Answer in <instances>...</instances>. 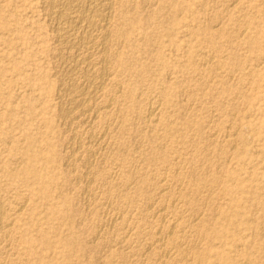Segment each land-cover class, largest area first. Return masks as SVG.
<instances>
[{
    "label": "rangeland",
    "instance_id": "1",
    "mask_svg": "<svg viewBox=\"0 0 264 264\" xmlns=\"http://www.w3.org/2000/svg\"><path fill=\"white\" fill-rule=\"evenodd\" d=\"M0 83H2L1 87H0V190H1V194H0V203H1V213H6L9 216V221L8 223L6 221H4L3 216H0V264H139V263H143V264H162L164 262V264H222V262L224 261L223 256L224 255L227 258V261H234V262H238V261H243L245 260V263L247 264H264V0H146L144 2V0H113L114 4H112L111 8H112V15L113 18L111 20V29L114 32L115 30H120L119 28H122L123 26L126 28H129V30H131L133 33L131 34V31L129 34L133 35L132 37L129 36V34H119L117 31L115 33H111L112 35H109L110 37V50H113L114 53H116V58H118L121 61L122 58V63L119 66L112 64V69H111V74L109 77H111V81L112 83L110 84V80H106L107 83L104 84L103 88V92H101L99 95H96V97H94V104L96 105V108L94 107L93 111H92V115L93 117L90 118L89 120L86 119V121L84 120V123L82 120H79V118H75L72 120V126L70 127L69 131H65V129H63V126L61 124V120L60 117L58 116V101H59V95H60V91L62 90L63 86H62V80L60 81V79H63L65 81V83L67 82V78H61V76L58 78H56V74H54L53 72V68H57V66H59L61 64V60L58 57V54L56 55V53H58L57 49L58 48V44L55 43L56 41L53 39V35H51L53 33L54 30V26L51 27V25H53L52 21L49 20V18L51 17V13L50 12V8L48 6V0H0ZM117 1V2H116ZM123 1V2H122ZM142 1V2H141ZM149 1H151L149 3ZM154 1V2H153ZM166 3H165V2ZM170 1L172 2V4L170 3ZM175 1V2H174ZM205 3H204V2ZM227 3H226V2ZM243 1V2H242ZM248 1V2H247ZM250 1V2H249ZM5 2V4L3 3ZM44 2V3H43ZM134 2V3H133ZM185 2V4H184ZM187 2V3H186ZM214 2V3H213ZM216 2V3H215ZM218 2V4H217ZM222 2V4H220ZM229 2V4H228ZM234 2V3H232ZM255 2V3H254ZM263 4H262V3ZM9 3V4H8ZM43 3V4H42ZM143 3L145 5H143ZM157 3V4H155ZM224 3V4H223ZM259 3V4H258ZM8 4V5H7ZM133 6H132V5ZM152 6H150V5ZM163 4V5H162ZM168 4V5H167ZM175 4V5H174ZM187 4V5H186ZM232 4V5H231ZM257 4V5H256ZM43 5V6H42ZM126 5V6H125ZM129 5V6H128ZM135 5V7H134ZM146 5H149L146 6ZM160 5V6H159ZM170 5V6H169ZM171 5L173 6V8H170ZM181 5V6H180ZM217 5V7H216ZM221 6V8L218 6ZM225 5V8H224ZM227 5V6H226ZM231 5V6H230ZM248 5V6H247ZM125 6V7H124ZM137 6V7H136ZM142 8H141V7ZM144 6V9H143ZM146 6V7H145ZM156 6V8H155ZM166 7V10L164 11H160L161 13H156V9L159 7ZM180 6V7H179ZM234 6V7H233ZM252 6V7H251ZM255 6V7H254ZM49 8V10L47 8ZM129 7L131 9H129ZM134 7V9H132ZM151 7V8H150ZM154 7V8H153ZM164 7V9H165ZM185 7V10H184ZM202 7V8H201ZM230 7V8H229ZM243 7V8H242ZM249 7V8H248ZM46 8V9H45ZM116 8V9H115ZM126 8V9H125ZM136 8V9H135ZM146 8V9H145ZM148 8V10H147ZM171 10H170V9ZM182 10V13L181 10ZM199 8V9H198ZM211 8V9H210ZM228 9L227 12H229L228 15L227 13L224 12V9ZM152 11H150V10ZM169 9V10H168ZM217 9V10H216ZM220 9L223 10L220 12ZM232 9V10H231ZM238 9V10H237ZM247 10L246 12L244 10ZM253 9V10H252ZM257 9V10H256ZM4 10V11H3ZM114 10V12H113ZM127 10V12H126ZM142 10V11H141ZM143 10H145L143 12ZM158 10V9H157ZM173 10V12H172ZM175 10V11H174ZM184 10V11H183ZM230 10L232 11V13L230 12ZM242 10V15L239 11ZM46 11H48V13H46ZM121 11V12H120ZM166 11V12H165ZM189 11V13H188ZM212 11V12H211ZM235 11L237 13H235ZM250 11V12H249ZM259 11V12H258ZM2 12V13H1ZM135 12V13H134ZM150 12V14H149ZM164 12V13H163ZM172 14H170V13ZM205 12V13H204ZM222 12L224 14H222ZM253 12V13H252ZM46 13V14H45ZM123 13V15L121 14ZM130 13V14H129ZM133 13V14H132ZM144 13V14H143ZM146 13V14H145ZM148 13V14H147ZM162 13L164 15H162ZM202 13V14H201ZM218 13V15H217ZM224 15V16H222ZM231 13V14H230ZM240 13V14H239ZM246 13V14H245ZM21 14V15H20ZM47 14H49V16H47ZM140 14V15H139ZM155 14V15H154ZM173 19V21L171 20V18ZM174 14V15H173ZM176 14V15H175ZM183 14V15H182ZM215 14L212 18V15ZM230 17H228L227 15ZM119 15V16H118ZM122 15V16H121ZM135 15V16H134ZM137 15V16H136ZM148 15V18H147ZM154 21H152L150 19ZM159 15V16H158ZM173 15V16H172ZM181 15V17H180ZM192 15V16H191ZM211 15V16H210ZM221 15V16H220ZM235 15V16H234ZM239 15V17H238ZM244 15V16H243ZM125 16V17H124ZM130 16V17H129ZM164 16V17H163ZM191 16V17H190ZM199 16V17H198ZM211 18H210V17ZM220 18H218V17ZM246 16V18H245ZM49 17V18H48ZM122 17V18H120ZM129 17V18H127ZM145 17V19H144ZM155 17L158 18H162V19H156ZM166 17V18H165ZM185 17V18H184ZM225 17V18H224ZM243 17V18H242ZM3 18V19H1ZM126 20H125V19ZM138 18L141 20H138ZM147 18V19H146ZM179 18V19H178ZM201 18V19H200ZM210 18V19H208ZM218 20H217V19ZM233 18V19H232ZM237 18V19H236ZM259 18L261 20H259ZM6 19V20H5ZM136 19V21H135ZM168 19V20H166ZM204 19V20H203ZM220 19V20H219ZM232 19V20H231ZM236 19V20H235ZM248 19V20H247ZM51 25H50V23ZM119 20V21H118ZM151 20V21H150ZM158 20V21H157ZM176 20V21H175ZM198 20V22H197ZM214 20H216L217 22H215ZM223 20V21H222ZM237 20H241L237 21ZM121 21V22H120ZM123 21V22H122ZM125 21V22H124ZM150 21V22H149ZM166 21V22H165ZM184 21V22H182ZM201 21V22H200ZM234 21V22H233ZM248 21L247 24H245V22ZM3 22V23H2ZM132 22V23H131ZM137 22V23H136ZM149 22V24H148ZM154 24H153V23ZM157 22V23H156ZM168 22V23H167ZM180 22V23H179ZM197 22V23H196ZM205 24V26L208 28L207 32H209L210 34V41L209 42H205L203 41V38L201 37V34L199 35L197 29L199 27V23ZM212 22V23H211ZM215 22V23H213ZM222 22V23H221ZM227 22V23H226ZM238 22V23H237ZM252 22V23H251ZM113 23V24H112ZM119 23V24H118ZM123 23V25L121 24ZM130 23V24H129ZM167 23V24H166ZM176 23V25H175ZM196 23V24H194ZM237 23V24H236ZM48 24V25H46ZM110 23L108 22V25ZM145 24V26H144ZM172 24V25H171ZM210 24V25H209ZM234 24L237 26L238 24H243V25H238L237 27L234 26ZM253 24V25H252ZM10 25V26H9ZM117 25V26H116ZM120 25V26H119ZM129 25V26H128ZM179 25V26H178ZM192 26V28L190 26ZM197 25V27H195ZM212 25V26H211ZM233 25V26H232ZM256 25V26H255ZM261 25V26H260ZM49 26V27H48ZM177 26V27H176ZM184 26V27H183ZM249 26V27H248ZM251 26V27H250ZM116 27V28H114ZM146 27V28H145ZM160 27V28H159ZM195 27V29L193 28ZM260 27V28H258ZM114 28V29H113ZM132 28V29H131ZM149 28V31H147V29ZM165 28V29H164ZM51 29V30H50ZM235 29V30H233ZM146 30V31H145ZM154 30H157L156 34L155 32H153ZM160 30V31H159ZM163 30V31H162ZM166 32H165V31ZM169 30V32H167ZM171 30V31H170ZM192 30V31H191ZM218 30V31H217ZM233 30V32H232ZM246 30V31H245ZM50 31V32H49ZM137 31V33H136ZM144 31V32H143ZM152 31V32H151ZM161 32L160 33H158ZM174 31V32H173ZM177 31V32H176ZM190 31V32H189ZM197 31V32H196ZM240 31V34L239 32ZM151 32V33H149ZM188 32V33H187ZM217 32V33H216ZM243 32V33H242ZM245 32V33H244ZM152 34L153 39H150L151 41H153L156 38H161V39H156L154 40V42L151 43V41L147 42V40L145 39L146 34ZM166 33V34H165ZM176 33L178 34L176 36ZM186 33V34H185ZM227 33V34H226ZM234 33V35H233ZM8 34V35H7ZM120 37H119V35ZM154 34V35H153ZM160 34V35H158ZM170 34V35H169ZM185 36H184V35ZM189 34V35H188ZM193 36H191V35ZM235 34L238 37H241V39H238L235 37ZM242 34V36H240ZM256 34V35H255ZM260 34V35H259ZM97 35V33H96ZM138 35V36H137ZM144 37H143V36ZM170 37H169V36ZM172 35V36H171ZM189 37H188V36ZM220 35V36H219ZM239 35V36H238ZM259 35V36H258ZM7 36V37H6ZM51 36V37H50ZM116 36V37H115ZM123 36V37H122ZM155 36V37H154ZM161 36V37H160ZM169 40H167V37ZM176 36V37H175ZM197 38H196V37ZM231 36V37H229ZM244 36V38H243ZM252 36V37H251ZM258 36V37H257ZM11 37V38H10ZM100 38V36H96V38ZM120 39H119V38ZM126 37V38H124ZM128 37H130V39H128ZM137 37V38H136ZM165 37V38H164ZM175 37V39L173 38ZM178 37V38H177ZM214 37V38H213ZM224 37V38H223ZM255 37V38H254ZM98 38V39H99ZM114 38L116 39V42L113 41ZM124 38V39H122ZM132 38V39H131ZM144 38V39H143ZM192 38V39H189ZM220 38V39H219ZM235 38V39H234ZM262 38V39H261ZM97 39V40H98ZM127 39V40H126ZM138 39V41H137ZM179 39H182L179 41ZM257 39V40H256ZM50 40V41H49ZM160 40V41H159ZM164 40V41H163ZM185 40V41H184ZM190 40V41H189ZM191 40H195L194 43ZM216 40V41H215ZM219 40V41H218ZM229 40V42H228ZM261 40V41H260ZM130 41V42H127ZM136 41V42H135ZM184 41V44L183 42ZM189 44L186 45V43ZM231 41V42H230ZM239 41V42H238ZM242 41V42H241ZM127 42V43H126ZM140 42V43H139ZM146 44H145V43ZM193 44H192V43ZM198 42V43H197ZM204 42V43H203ZM227 42V43H226ZM126 43V44H125ZM130 45H129V44ZM143 43V44H142ZM154 43V44H153ZM211 43V45H210ZM229 43V44H228ZM239 43V44H238ZM242 43V44H241ZM257 43V44H256ZM55 44V45H54ZM120 44V45H119ZM128 44V46H127ZM133 44V45H132ZM138 44V45H137ZM153 44V45H151ZM176 46H175V45ZM178 44V46H177ZM192 44V45H191ZM204 44V45H203ZM219 44V45H218ZM224 44V45H223ZM236 46H232L235 45ZM241 44V45H240ZM251 44V45H250ZM114 45V46H113ZM123 45V46H122ZM132 45V46H131ZM146 45V46H145ZM148 45V46H147ZM185 45V46H184ZM196 45V48H195ZM199 45V47H198ZM201 45V46H200ZM221 45V46H220ZM240 45V46H239ZM11 46V47H10ZM113 46V47H112ZM120 46V47H119ZM145 46V47H143ZM194 46V47H193ZM246 46V47H245ZM55 47V48H54ZM149 47V48H148ZM153 47V48H151ZM157 49V51L154 50ZM157 47V48H156ZM205 47V48H204ZM207 47V48H206ZM242 47V48H241ZM245 47V48H244ZM115 48V50H114ZM118 48V49H117ZM129 48V49H128ZM194 48V50H193ZM231 48V49H230ZM238 48V49H237ZM244 48V49H243ZM54 49V50H53ZM135 52H134V50ZM141 49V50H140ZM144 49V50H143ZM149 49V50H148ZM160 49V50H159ZM175 51H174V50ZM187 49V51H186ZM200 49V51L198 50ZM228 49V50H227ZM251 49V51H250ZM257 49V50H256ZM17 50V51H16ZM117 50V51H116ZM133 50V51H132ZM137 50V51H136ZM151 50V51H150ZM208 50V51H207ZM218 50V51H217ZM133 55H132V53ZM139 51V52H138ZM143 51V52H141ZM149 51V54H148ZM156 53H155V52ZM174 51V52H173ZM177 51V52H176ZM182 51V52H181ZM187 53H185V52ZM190 51H193V53L196 51L197 55L200 56H195L191 59L190 57ZM203 51V52H202ZM206 51V52H204ZM242 51V52H241ZM245 53H244V52ZM257 51V52H256ZM56 52V53H55ZM147 52V53H146ZM154 52V53H153ZM173 52V54H172ZM201 52V53H200ZM209 52V53H208ZM212 54H211V53ZM215 52V53H214ZM233 52V53H232ZM241 53V55L243 56H239V54ZM50 53V54H49ZM118 53V54H117ZM124 53V54H123ZM130 53V54H129ZM142 53V55H141ZM182 53V54H181ZM184 53L186 56H184ZM189 53V54H188ZM200 53V54H199ZM221 53V54H220ZM225 53V54H223ZM247 53V54H246ZM22 54V55H21ZM126 54V55H125ZM147 54V55H145ZM157 54V59L155 58L153 60L152 56ZM181 54V55H180ZM204 54V57H203ZM214 54V55H213ZM217 54V55H216ZM228 54V55H227ZM233 54H237V60L238 63L243 65L244 67H241V65L239 66L238 63H232L229 61V63H226V58ZM125 55V56H124ZM131 55V56H130ZM135 55V56H134ZM175 57H174V56ZM189 55V56H187ZM211 55V56H210ZM213 55V56H212ZM223 57H222V56ZM245 55V56H244ZM23 56V57H22ZM56 56V57H55ZM133 56V58H132ZM217 56H219V58H217ZM227 56V57H226ZM239 56V57H238ZM258 56V57H257ZM135 57V58H134ZM149 57V58H147ZM154 57V56H153ZM161 57V58H160ZM167 57V58H166ZM177 57V58H176ZM199 57V58H198ZM205 57H208L209 62L211 61V63L213 65H211L209 62L203 61V59ZM215 57V60L212 58ZM263 57V59H262ZM137 58V59H136ZM148 60H147V59ZM169 58V59H168ZM185 58V59H184ZM190 60H189V59ZM240 58V59H239ZM16 59V60H15ZM55 59V60H53ZM58 59L60 61H58ZM124 59V60H123ZM134 61H133V60ZM144 59L145 62L143 61ZM178 59V60H177ZM196 59V60H195ZM211 59V60H210ZM221 59V60H220ZM222 59H224L222 61ZM246 59V60H245ZM262 59V60H261ZM22 60V61H21ZM58 62H57V61ZM132 60V61H131ZM137 60V61H136ZM150 60H152V63L150 64ZM165 60V61H164ZM187 60V63L185 62ZM219 60V61H217ZM242 60H244L242 62ZM25 61V62H24ZM55 61V62H54ZM140 61V62H139ZM154 61V62H153ZM178 61V62H177ZM195 62L193 63L194 66L191 68L190 73L191 75L195 74V77L191 76L190 74H186L183 70V66L184 64L189 65V62ZM205 65V68L203 67ZM214 61V62H213ZM260 61L258 65H260L261 67L259 69H257L259 66L257 65V62ZM263 61V62H262ZM23 62V63H22ZM147 62V63H146ZM201 62V63H200ZM219 62V64H218ZM247 62V63H246ZM253 62V63H252ZM59 63V64H58ZM124 63V64H123ZM129 63V65H128ZM142 63V64H140ZM145 63V64H144ZM156 63V64H155ZM179 63V64H177ZM198 63V66H197ZM199 63L202 65H199ZM207 63V65H206ZM224 63V64H223ZM137 64V65H136ZM150 64V66H149ZM196 64V65H195ZM215 64V66H214ZM220 64L222 66H220ZM248 66H247V65ZM46 65V66H45ZM145 65V66H144ZM156 65V66H155ZM179 65V66H178ZM210 65V66H209ZM224 65V66H223ZM247 67H246V66ZM252 65V66H251ZM255 65V66H254ZM56 66V67H55ZM115 66V68H114ZM124 66V67H123ZM130 66V67H129ZM140 66V67H139ZM148 66V67H147ZM162 66V67H161ZM196 66V67H195ZM201 66V70L200 67ZM207 66V67H206ZM213 66V67H211ZM237 66V68H236ZM6 67V69H5ZM37 67V68H34ZM129 67V68H128ZM135 67V68H134ZM142 67V68H141ZM144 67V68H143ZM146 67V68H145ZM158 67V68H157ZM182 67V68H181ZM199 67V68H197ZM211 67V68H210ZM223 67V68H222ZM246 67V68H245ZM47 68V69H46ZM132 68V69H131ZM160 68V69H159ZM173 68V69H172ZM194 68H196L194 70ZM214 68V69H213ZM222 68V69H221ZM228 68V69H227ZM236 68V69H235ZM245 68V69H244ZM248 68V70H247ZM250 68V70H249ZM262 68V69H261ZM137 69V70H136ZM140 69V70H139ZM144 69V70H142ZM152 69V71H151ZM156 69V70H153ZM167 69V70H166ZM206 72H204L203 70ZM210 69V70H209ZM219 69V70H218ZM242 71L241 74L240 70ZM252 69V71H251ZM12 70V71H11ZM38 70V71H37ZM115 70V71H114ZM121 70V71H119ZM123 70V71H122ZM127 70V71H126ZM161 70V71H160ZM208 70V72H207ZM218 70V72H216ZM221 70V71H220ZM224 70V71H223ZM114 71V72H113ZM127 75V78L125 75V73ZM132 71V72H131ZM136 71V72H135ZM155 73H154V72ZM168 71V72H166ZM170 71V72H169ZM193 71V72H191ZM202 73H201V72ZM223 71V72H222ZM227 71V72H226ZM248 71V72H247ZM27 72V73H25ZM128 72V73H127ZM134 72V73H133ZM141 72V74H139ZM148 72V73H147ZM204 72V73H203ZM226 74H225V73ZM122 73V74H121ZM150 73V74H149ZM154 73V74H153ZM159 73V74H158ZM170 73V74H169ZM186 75L184 76L183 75ZM208 73V74H207ZM219 73H223V77L222 74L220 75ZM235 73V74H234ZM255 75H254V74ZM260 73V74H259ZM124 74V75H123ZM136 74V75H135ZM139 74V76H138ZM148 74V76H147ZM154 76L152 78V75ZM168 74V75H167ZM176 74V76H175ZM203 74H206L205 76L202 77ZM213 74V76H212ZM225 74V75H224ZM229 74V75H228ZM234 74V75H233ZM247 74V76L245 77V75ZM121 75V76H120ZM129 75V76H128ZM151 75V77H149ZM167 75V76H166ZM198 75V76H197ZM201 75V77L199 76ZM233 75V76H232ZM253 75V77L251 76ZM257 75V76H256ZM135 76V79L134 77ZM145 76V77H144ZM174 76V77H173ZM184 76V78L186 79H182ZM188 76V77H187ZM218 77L214 79V77ZM221 76V77H219ZM241 76V77H240ZM108 77V78H109ZM122 77V78H120ZM140 77V78H139ZM159 77V78H158ZM170 80H169V78ZM173 77V78H172ZM192 77V80L191 78ZM200 77V78H199ZM226 77H228L229 79H226ZM240 77V78H239ZM257 77V78H256ZM4 78V79H3ZM51 78V79H50ZM115 78V79H114ZM119 78L122 80H119ZM124 78H126L124 80ZM139 78V79H138ZM148 78V79H147ZM151 78V79H150ZM172 78V79H171ZM189 78V79H188ZM194 78V79H193ZM203 78V79H202ZM221 78H225L224 80ZM247 78V79H246ZM251 78V79H250ZM253 78V79H252ZM59 79V80H58ZM133 79V80H132ZM142 79V80H141ZM161 79V80H160ZM168 79V80H167ZM197 79L195 82L194 80ZM240 79V80H239ZM245 79V80H244ZM256 79V80H255ZM119 83L121 85L116 88V92L113 91L112 95H111V90H113V84L114 83ZM129 80L130 82H127ZM137 80V82H135ZM160 80V81H159ZM198 80L200 81V83H198ZM207 80V81H206ZM209 80V81H208ZM218 80V81H217ZM221 80V82H220ZM223 80V82H222ZM228 80V81H227ZM238 80V81H237ZM252 80V81H251ZM261 80V81H260ZM132 81V82H131ZM146 81V82H145ZM180 81V82H179ZM184 81H186L184 83ZM201 81L204 83H202V85L204 86L203 88L201 85ZM230 81V82H229ZM240 81V82H239ZM58 82V84H57ZM139 82V83H138ZM164 82V83H163ZM167 82V83H166ZM190 82V83H189ZM192 82V85H191ZM218 82V83H217ZM225 82V83H224ZM229 82V83H227ZM242 82V83H241ZM245 82V83H244ZM252 82V83H251ZM123 83V85H122ZM126 83V84H125ZM130 83V84H129ZM137 83V85H136ZM184 83V84H183ZM198 83V85H197ZM227 85H223V84ZM259 83V84H258ZM59 84L61 85L60 87ZM108 84V85H107ZM112 86H110V85ZM128 84V85H127ZM132 84V86H131ZM140 84V85H139ZM143 84V85H142ZM155 84V85H154ZM162 84V85H161ZM173 84V85H172ZM181 84V85H180ZM183 84V85H182ZM189 85L187 87V85ZM194 84V85H193ZM196 84V85H195ZM208 84V85H206ZM221 84V85H220ZM229 84V87H228ZM36 85V86H35ZM37 85L39 87H37ZM46 85V86H45ZM125 85V86H124ZM171 85V86H170ZM201 87H200V86ZM233 85V86H232ZM235 85V87H234ZM243 85V86H241ZM5 86V88L3 87ZM124 86V88H123ZM145 86V87H144ZM149 86V87H148ZM159 86V87H158ZM162 86V87H160ZM185 86V87H183ZM195 86V88H194ZM197 86V87H196ZM221 86V87H220ZM241 86V87H240ZM246 86V88L244 87ZM250 86V87H249ZM62 87V88H61ZM109 87V88H106ZM146 89H144V88ZM150 87L152 89V91L150 90ZM181 87V89H180ZM218 87V88H217ZM220 87V89H219ZM226 87V88H225ZM243 87V88H242ZM249 87V88H248ZM33 88V89H32ZM154 88V89H153ZM165 88V89H162ZM197 88H201L200 90ZM212 88V90L210 89ZM222 88V89H221ZM224 88V89H223ZM242 88V89H241ZM4 89V90H3ZM43 89V90H42ZM59 89V90H57ZM61 89V90H60ZM110 91H107V90ZM130 89V90H128ZM148 89V90H147ZM188 89V90H187ZM191 89V90H190ZM197 89V90H196ZM208 91H207V90ZM218 89V90H217ZM229 89V90H228ZM237 91H236V90ZM243 91L241 92L240 91ZM31 90V92H30ZM33 90V91H32ZM120 90V91H118ZM124 90V91H123ZM133 90V91H132ZM155 90V91H154ZM162 90V91H161ZM166 90V91H165ZM168 90V91H167ZM185 90L186 92L183 93ZM211 90V91H210ZM223 92H222V91ZM226 90V91H224ZM245 90V93H244ZM249 90L248 94L246 93ZM261 90V91H260ZM3 91V92H2ZM27 91V92H26ZM29 91V92H28ZM130 91V92H129ZM147 91V92H146ZM152 93H149V92ZM189 93H188V92ZM196 91V92H195ZM205 93H204V92ZM215 91V92H214ZM220 93H219V92ZM59 92V93H57ZM110 92V94L108 93ZM124 92V93H123ZM133 92V93H132ZM137 92V93H136ZM154 92V93H153ZM176 92V93H175ZM182 93V95H180L179 93ZM202 92V93H201ZM207 92V93H206ZM217 92V94H216ZM229 92V93H228ZM238 92V93H237ZM28 93V95H27ZM38 93V94H37ZM103 93V94H102ZM121 93V94H120ZM124 95H123V94ZM142 93V94H141ZM159 96L162 97H159ZM169 93V94H168ZM174 93V94H173ZM192 93V94H191ZM195 93V94H194ZM215 93V94H214ZM226 93V94H224ZM237 95H235V94ZM243 93V94H242ZM33 94V95H32ZM108 94V95H107ZM114 94V95H113ZM129 94V95H128ZM146 94V95H145ZM149 94V95H148ZM163 94V95H161ZM165 94V96H164ZM185 94V96H184ZM213 94V96H212ZM228 94V95H227ZM240 94V95H239ZM242 94V95H241ZM31 95V97H30ZM58 95V96H57ZM111 95V97L113 98V96H115L116 98L111 99V101H109V96ZM122 95V96H121ZM128 95V96H127ZM132 95V96H131ZM193 97H191V96ZM195 95V96H194ZM225 95V96H224ZM236 97H235V96ZM239 95V97L237 98V96ZM248 95V96H246ZM20 96V97H19ZM100 96V97H99ZM102 96V97H101ZM131 98H130V97ZM148 96V97H147ZM156 96V97H155ZM175 97V99H172L173 97ZM185 98H184V97ZM189 96V97H188ZM204 96V97H201ZM247 98H246V97ZM99 97V98H98ZM118 97V98H117ZM124 97V98H123ZM126 97V98H125ZM164 97V98H163ZM171 97V98H170ZM199 97V98H198ZM214 97V98H213ZM103 98V99H102ZM130 100H128V99ZM142 98V99H141ZM145 98V102L144 99ZM156 98V99H154ZM161 100H160V99ZM193 98V99H191ZM203 98V99H202ZM10 99V100H8ZM28 99V100H27ZM108 99V100H107ZM121 99V100H119ZM132 99V100H131ZM139 99V100H138ZM166 99V102L164 100ZM177 99V100H176ZM181 99V100H180ZM185 102H184V100ZM190 99V101L188 102V100ZM196 99V100H195ZM200 99L201 102H200ZM214 99V103L211 104V102H213ZM235 99V100H233ZM239 101H238V100ZM35 100V101H34ZM58 100V101H57ZM100 100V101H99ZM108 101V103H112L110 105H112L113 107H111L108 103H106V101ZM122 102V103H117V102ZM142 100V101H141ZM163 100V101H162ZM192 100V102H191ZM198 100V101H197ZM206 100V101H205ZM216 100V101H215ZM218 100V101H217ZM4 103H3V102ZM97 103H96V102ZM102 101V102H101ZM124 101V102H123ZM132 101V102H131ZM141 101V102H138ZM157 101V102H156ZM169 101V102H168ZM178 103H176V102ZM183 103H180L182 102ZM195 101V102H194ZM203 101V102H202ZM223 101L227 102L224 103ZM9 102V104H8ZM104 102V103H103ZM129 104H128V103ZM131 102V103H130ZM147 102V103H146ZM155 102V103H154ZM160 104H159V103ZM187 102V103H186ZM199 102L201 104V106L199 105ZM220 102L224 103L222 105V103L220 104ZM239 104H238V103ZM103 103V105L101 104ZM124 103V104H123ZM138 103V104H137ZM141 103V106H140ZM146 103V104H145ZM149 103V104H148ZM151 103V104H150ZM163 107H162V105ZM176 103V104H175ZM191 103V104H189ZM197 105H195V104ZM234 103H237L234 105ZM33 104V105H32ZM98 104V105H97ZM101 104V106L99 107V105ZM115 106H114V105ZM121 106L119 108V105ZM128 104V105H127ZM145 104V105H144ZM159 106H158V105ZM180 104V105H179ZM206 104V105H205ZM246 104V105H245ZM5 105V107H4ZM107 105V106H106ZM125 105V106H123ZM145 107H143V106ZM151 105V106H150ZM156 105V106H155ZM166 105H168L166 107ZM174 105V106H171ZM184 105V106H183ZM192 105V106H191ZM217 105V106H216ZM233 105V106H232ZM249 105V107H248ZM16 106V107H14ZM112 108H110V107ZM150 106V107H149ZM161 106V107H160ZM184 108H183V107ZM188 106V107H187ZM214 106V107H213ZM251 106V107H250ZM105 107V108H103ZM111 110H109V108ZM124 107L126 108L124 111ZM139 107V108H138ZM154 107V108H153ZM160 107V108H159ZM196 107V109H195ZM219 107V108H218ZM221 107V108H220ZM224 107V108H222ZM240 107V108H238ZM12 108V109H11ZM136 108V110H135ZM149 108H151L149 110ZM165 108V109H162ZM166 108L168 110H166ZM183 108V109H182ZM212 108V109H210ZM216 108V109H215ZM249 108V109H248ZM105 111H104V110ZM114 109L117 110L113 111ZM138 109V110H137ZM143 109V110H142ZM158 110L157 112H155L156 110ZM187 111H184L186 110ZM194 109V110H193ZM200 109V110H199ZM204 109V110H203ZM208 109V110H207ZM219 111H218V110ZM233 109V110H232ZM239 109V110H238ZM244 109V111H243ZM5 110V111H4ZM107 110V111H106ZM126 110H130L126 111ZM133 110V111H131ZM152 110V111H151ZM170 110V111H169ZM172 110V111H171ZM207 110V111H206ZM210 110H212V112H210ZM225 110V111H224ZM97 111V113H96ZM137 111V112H136ZM145 111V113H144ZM151 111V112H149ZM160 111V114H158ZM162 111V112H161ZM196 114V117L194 115V113ZM207 113H206V112ZM215 111V113H214ZM218 111V112H217ZM221 111V112H220ZM224 111V112H223ZM229 111V112H228ZM106 112V113H105ZM112 112H114V118L113 115L111 114ZM119 112V113H118ZM124 112L125 115H124ZM133 112V113H132ZM136 112V113H135ZM169 114H168V113ZM171 112V114H170ZM184 112H186L187 114H185ZM204 112V113H203ZM210 112V114H209ZM217 112V113H216ZM236 112V113H235ZM2 113V114H1ZM13 113V114H12ZM24 113V114H23ZM26 113V114H25ZM95 113V114H94ZM137 113H138V118L139 120H136L137 118ZM144 113V114H143ZM156 116H153V114ZM183 113V114H182ZM200 113V114H199ZM213 115V120H217V123L213 122L212 120V115ZM223 114L221 116V114ZM28 114V115H27ZM45 114V115H44ZM98 114L97 118L96 115ZM106 114V117H105ZM108 114V115H107ZM112 117H111V115ZM122 114V115H121ZM143 114V115H142ZM146 114V115H145ZM152 114V115H151ZM159 116H157V115ZM166 114V115H165ZM181 114V115H180ZM185 114V115H184ZM190 114V115H189ZM207 114V115H205ZM214 114H216V117ZM218 114V115H217ZM19 115V116H18ZM35 115V116H34ZM117 115V116H115ZM120 115V116H119ZM127 115V116H126ZM130 115V116H129ZM135 115V116H134ZM149 115V117H148ZM162 115V116H161ZM165 115V116H164ZM175 115V116H174ZM187 115V116H186ZM243 115V116H242ZM248 115V116H247ZM9 116V117H8ZM29 116V117H28ZM40 116V117H38ZM44 116V117H43ZM110 116V117H109ZM124 116V117H123ZM134 116V117H133ZM152 116V118H150ZM170 116V117H168ZM174 116V117H172ZM177 116V117H176ZM181 117L182 119H180L179 117ZM186 116V118H185ZM190 116V117H189ZM195 116V117H194ZM206 116V117H204ZM211 116V117H210ZM221 116V117H219ZM224 116V117H223ZM227 116V117H226ZM241 118H240V117ZM246 116V118H245ZM34 117V118H33ZM43 117V118H42ZM97 121H96V119ZM120 117V118H119ZM154 117V119H153ZM163 117V118H162ZM208 117V118H207ZM20 118V119H19ZM103 118V119H102ZM107 118V119H105ZM109 118V119H108ZM110 118L111 119L110 121ZM118 118V119H117ZM128 118V120H127ZM137 118V119H138ZM170 118V119H169ZM172 118H175L176 121H173ZM189 118V119H188ZM201 118V119H199ZM211 118V119H210ZM235 118V119H234ZM33 119V120H32ZM78 119V120H77ZM115 119V120H114ZM120 119V120H119ZM130 119V120H129ZM134 119V121H133ZM145 119V120H142ZM149 119V120H146ZM156 119V120H155ZM169 119V121L167 120ZM174 119V120H175ZM178 119V120H177ZM191 119V120H190ZM210 119V120H209ZM220 119V120H218ZM239 119V120H237ZM8 120V121H7ZM25 120V121H24ZM37 120V121H36ZM39 120V121H38ZM44 120V121H43ZM88 120V121H87ZM92 120V121H90ZM127 120V121H126ZM132 120V121H131ZM171 120V121H170ZM180 120V121H179ZM187 120V121H186ZM201 120V121H199ZM212 120V121H211ZM229 122H227V121ZM80 121V122H78ZM102 121V122H101ZM116 121V123H115ZM125 121V122H124ZM129 121V122H128ZM131 121V122H130ZM147 121H151L150 123ZM157 121V123L155 122ZM166 121V122H164ZM173 121V122H172ZM178 121V122H177ZM188 121L193 122V123H188ZM199 121V122H197ZM211 121V122H210ZM225 121V122H224ZM232 121V122H231ZM249 121V122H248ZM15 122V123H14ZM31 122V123H28ZM36 122V123H33ZM87 122V123H86ZM92 122V123H91ZM94 122L98 123V124H94ZM121 122V123H120ZM128 122V123H126ZM133 122V123H132ZM143 122V124L141 123ZM145 122V123H144ZM154 122V123H153ZM163 122V123H162ZM168 122H172L173 124H170ZM182 122H184L182 124ZM197 122V123H196ZM204 122V123H203ZM213 122V123H212ZM220 122V123H219ZM234 122V123H233ZM236 122V123H235ZM239 122V123H238ZM28 123V124H27ZM87 125H86V124ZM91 123L92 128L90 127L91 125L88 124ZM123 123V124H122ZM135 124L137 125L136 128L135 125L134 127H132V125L130 124ZM140 123V125H139ZM149 123V124H148ZM167 123V124H166ZM200 123V124H199ZM215 123V124H214ZM247 123H249L247 125ZM3 124V126H2ZM37 124V125H36ZM76 126H74V125ZM78 124V125H77ZM81 124V125H80ZM83 124V125H82ZM121 124V125H120ZM126 124V125H124ZM129 124V125H128ZM154 124V126H153ZM164 124H166L165 127H162ZM185 124V125H184ZM207 124H209L207 126ZM210 124H213L210 126ZM222 124V125H221ZM236 124V125H235ZM240 124V125H239ZM24 125V126H23ZM34 125V126H33ZM43 125V126H42ZM84 125H86L84 127ZM90 125V126H89ZM101 125V126H100ZM139 125V127H138ZM142 125V126H141ZM144 125V127H143ZM152 125V127H151ZM170 125V126H169ZM173 125V126H172ZM184 125V127H183ZM193 125V126H192ZM203 125V126H202ZM216 125V127H215ZM232 125V127H231ZM239 125V126H238ZM39 126V127H38ZM62 126V127H61ZM81 126V127H80ZM96 126V127H94ZM99 126V127H98ZM109 128H108V127ZM130 126V128L128 127ZM142 128H141V127ZM179 126V127H178ZM195 126V127H194ZM197 126V127H196ZM222 126V127H221ZM249 126V129L246 128ZM41 127V128H40ZM43 127V129H42ZM46 127V128H44ZM83 127V128H82ZM95 129H94V128ZM102 128V133H101V128ZM104 127V128H103ZM147 129H146V128ZM170 129H168V128ZM172 130H171V128ZM178 127V128H177ZM186 127V128H185ZM189 127V128H188ZM199 127V128H198ZM201 127L203 129H201ZM204 127L206 129H204ZM212 127V128H211ZM224 127V128H223ZM234 127V128H233ZM27 128V129H26ZM35 128V129H34ZM74 128V131H73ZM78 128V130L76 129ZM89 128V129H88ZM139 128V129H138ZM146 129V131H144V129ZM183 129V130H180ZM191 133H190V129ZM198 128V130H197ZM215 128V129H214ZM219 128V131H218ZM221 128V129H220ZM45 129V130H44ZM90 134H88V132ZM92 129L94 132H97L94 134V132H92ZM97 129V130H96ZM111 131H109V130ZM115 129V130H114ZM128 129V130H127ZM134 129V130H133ZM143 129V130H141ZM150 129H152L150 131ZM165 129V130H164ZM169 131H167V130ZM195 129V130H194ZM212 129V131H211ZM217 129L218 132H216L217 134H215V130ZM224 129V130H223ZM227 129V130H226ZM242 129V130H241ZM246 129V130H245ZM44 130V131H41ZM104 130V131H103ZM107 130V131H106ZM139 130V131H138ZM149 130V131H148ZM210 130V131H208ZM227 132H226V131ZM249 130V131H248ZM12 131V132H11ZM24 131V132H23ZM34 131V132H33ZM61 131V132H60ZM71 131V132H70ZM85 131V132H84ZM101 134H99V132ZM125 131V132H124ZM128 131V132H127ZM129 131H131L129 133ZM138 131V133H136ZM169 133H167V132ZM172 131V132H170ZM176 131V132H175ZM193 131V132H192ZM195 131V132H194ZM206 131V132H205ZM221 131L226 132L224 136H222L224 134L221 133ZM31 132V134H30ZM45 132V133H44ZM55 132V133H54ZM64 132V133H63ZM92 132V133H91ZM105 132L107 135L105 136ZM115 132V133H114ZM144 132V134H143ZM152 132V133H151ZM178 132V133H177ZM184 134V136L182 135V133ZM211 132V133H210ZM213 132V133H212ZM229 132V134H227ZM231 132V133H230ZM246 132V133H245ZM34 133V134H32ZM63 133V135H61ZM67 133V134H66ZM77 133V135H76ZM80 133V134H79ZM142 133V134H140ZM171 133V134H170ZM175 133V135L173 134ZM199 133V134H198ZM202 133H204V135H201ZM208 133L210 135H208ZM221 133V134H220ZM239 133V134H238ZM9 134V135H8ZM13 134V135H12ZM36 134V136H35ZM59 134V135H58ZM72 134V138L75 139L76 141H73V139L71 138ZM74 134V136H73ZM79 134V135H78ZM85 134H87V138H85ZM99 134V135H96ZM103 134V136H102ZM113 134V135H112ZM124 134V135H123ZM128 134V135H126ZM130 134V135H129ZM134 134V135H133ZM138 134V136H137ZM146 134V135H145ZM162 134V135H161ZM183 136H180V135ZM189 134V135H188ZM191 134H193L194 136H192ZM67 135V136H66ZM76 135V136H75ZM81 135V137H80ZM84 135V136H83ZM124 137H123V136ZM137 137H136V136ZM161 135V136H160ZM169 135V137H167ZM174 135V136H172ZM188 135V136H187ZM191 135V136H190ZM196 135V136H195ZM214 135V137H213ZM217 137H216V136ZM223 137L224 139L228 140L229 142H227L226 140L221 139V137ZM227 135V137H226ZM228 135L230 137H228ZM16 136V138H15ZM35 136V137H34ZM70 136V137H69ZM83 136V138H82ZM91 136V137H89ZM93 136L95 137L94 141ZM111 136V138H110ZM132 136V137H131ZM135 136V138H133ZM142 136V137H140ZM159 138H156V137ZM171 136L173 138H171ZM176 136V137H175ZM190 136V137H189ZM199 136V137H198ZM201 136V138H200ZM207 136V137H205ZM209 136V137H208ZM233 136V137H232ZM240 136V137H239ZM242 136V137H241ZM247 136V137H246ZM252 136V137H251ZM14 137V138H13ZM19 137V138H18ZM30 137L35 138L36 140L34 141V143L36 144H32V145H28V142L30 141ZM40 137V138H39ZM64 137V138H63ZM100 137V138H99ZM139 137V138H138ZM187 137V138H185ZM191 137H198L196 139H191ZM205 137V138H203ZM211 137V140H209ZM232 137V138H231ZM250 137V139H249ZM12 138V140H11ZM27 138V139H26ZM68 138V139H66ZM71 138V139H70ZM79 138V139H78ZM80 138L82 140H86V141H82L80 140ZM85 138V139H84ZM129 138V139H128ZM133 138V139H132ZM138 138V139H137ZM142 138V139H141ZM150 138V139H149ZM164 138V140L162 141V139ZM166 138V139H165ZM171 138V139H170ZM191 140H189V139ZM208 138V140H206ZM213 138V139H212ZM217 139V140H214ZM219 138V139H218ZM228 138V139H227ZM4 139V141H3ZM20 139V140H19ZM73 141V142H71ZM78 139V140H77ZM89 139V140H88ZM92 139V141H90ZM99 139V140H98ZM118 139V140H117ZM126 139V140H125ZM135 139V140H134ZM137 139V140H136ZM140 139V140H139ZM144 139V140H143ZM152 139V140H151ZM155 139V140H154ZM161 139V140H159ZM183 139V140H182ZM199 141H198V140ZM202 139V140H201ZM26 140V142H25ZM129 140V141H128ZM141 142L140 144H138L139 142ZM168 140V141H165ZM174 142H173V141ZM179 140V141H177ZM183 141V143H185L188 147H186L185 144L180 142ZM195 143H194V141ZM197 140V141H196ZM207 142H206V141ZM216 143V141L218 143ZM241 140V141H240ZM2 141V142H1ZM11 141V143H10ZM14 141V142H13ZM23 142V144H21ZM69 141V142H68ZM81 141V143L79 142ZM99 141V142H98ZM109 141V143H108ZM112 141V143H111ZM123 141V142H122ZM133 141V142H132ZM178 143H177V142ZM200 141H204L205 144L202 142L200 143ZM224 141V142H223ZM233 141V143H232ZM7 142V143H6ZM20 142V143H18ZM63 142V143H62ZM78 145V148L77 145ZM88 142H90L91 144L87 146V144H89ZM96 142V143H95ZM98 142V143H97ZM107 142V143H106ZM125 142V143H124ZM155 142V144H154ZM161 142V144H160ZM164 142V143H163ZM166 142V143H165ZM180 142V143H179ZM189 142V143H188ZM191 142V143H190ZM197 142V143H196ZM211 142H213L211 144ZM222 142V143H221ZM27 143V144H26ZM68 143V144H67ZM93 143V144H92ZM111 143V144H110ZM145 145H144V144ZM149 143V144H148ZM170 143V144H169ZM177 143V145H175ZM188 143V144H187ZM194 143V144H193ZM207 143V144H206ZM209 143V144H208ZM219 143L223 144V146H227L226 148L222 147V145H220ZM229 143V144H228ZM67 147H66V145ZM72 144H74L75 151L72 155V153L70 154L71 149H73V146H71ZM106 144V145H105ZM120 144V146L118 145ZM127 144V145H126ZM136 144V145H135ZM153 144V145H152ZM168 144V145H167ZM191 144V145H190ZM192 144H193V148H192ZM198 144V145H197ZM205 146H204V145ZM8 145V146H7ZM47 145L52 147V150L50 153H47ZM72 147L71 149L69 148L70 146ZM83 145V146H82ZM97 148H95L96 146ZM126 145V146H125ZM160 145V146H159ZM183 148H182V146ZM200 145V146H199ZM202 145V146H201ZM206 145H209L207 147H213L214 149L211 150V148H209V150H207V148L205 149ZM217 145V146H216ZM4 146V147H3ZM10 146V149H9ZM82 146V148H81ZM92 146H94V149H92ZM109 146V147H108ZM114 146V147H113ZM123 146V147H122ZM126 148H125V147ZM133 146V147H132ZM145 146V147H144ZM148 146V147H147ZM152 146V147H151ZM162 146V147H161ZM166 146V147H165ZM171 148H170V147ZM179 146V147H178ZM191 146V148H190ZM231 146V147H230ZM242 146V147H241ZM6 147V148H5ZM37 147V148H36ZM66 147V148H65ZM88 147V149H87ZM90 147V148H89ZM143 147V148H142ZM151 147V149H150ZM167 147L169 148V150H167ZM178 147V148H177ZM181 147V148H180ZM186 147V148H185ZM204 147V148H201ZM220 147V148H219ZM237 147V148H236ZM8 148V149H7ZM13 148V149H12ZM30 148V149H29ZM41 148V149H40ZM85 148V149H84ZM99 148V149H98ZM110 148L113 150H110ZM114 148V149H113ZM121 148V149H120ZM141 148V149H140ZM147 148V149H146ZM166 148V149H165ZM177 148V149H176ZM183 150V154L185 156H183L182 154V150L180 151V149ZM217 148V149H216ZM219 148V149H218ZM233 150H232V149ZM6 149V150H5ZM87 149V150H86ZM96 149V150H95ZM124 149V150H122ZM131 149V150H130ZM138 149V150H136ZM155 149V150H154ZM172 149V150H171ZM186 151H185V150ZM205 149V150H204ZM2 150V151H1ZM9 151L6 153V151ZM74 150V149H73ZM80 150L81 153L80 154ZM85 150V151H84ZM92 152H91V151ZM107 150V151H106ZM109 150V151H108ZM119 152H118V151ZM129 150V151H128ZM141 150V151H140ZM146 150V151H145ZM150 150V151H149ZM162 150V151H160ZM168 152H167V151ZM191 150L193 151V153H191ZM198 151L197 153L195 151ZM202 150V151H200ZM207 150V151H206ZM222 150V151H220ZM225 150V151H224ZM227 150V151H226ZM230 150V151H229ZM26 151V152H24ZM90 151V152H89ZM111 151V152H110ZM115 151V152H114ZM126 151L128 152V154H125ZM131 151V152H130ZM190 153H189V152ZM229 151V152H228ZM4 152V153H3ZM16 152V154H15ZM85 152V153H84ZM97 152H102L101 154L97 153ZM118 152V153H117ZM125 152V153H124ZM133 152V153H132ZM135 152V153H134ZM139 152V153H138ZM145 152V153H144ZM166 153V160L168 161H163V160H157L153 161V162H149L146 159L147 156L153 155L155 153ZM170 152V153H169ZM175 152V153H174ZM178 152V153H176ZM180 152L182 155H180ZM201 152V153H200ZM206 152V153H205ZM208 152H211L210 154H208ZM220 152V153H218ZM9 153H11L9 155ZM30 153V154H29ZM33 153V154H32ZM37 153V154H36ZM39 153L45 154V158H44V166L42 165V160L41 157L42 155L39 157ZM64 153L66 155H64ZM78 153V154H77ZM89 153V154H88ZM91 153V154H90ZM95 153V154H92ZM121 155H120V154ZM149 153V154H148ZM205 153V155H204ZM216 153V154H215ZM227 153H228V157H227ZM6 154V155H5ZM20 156H17V155ZM71 156H70V155ZM85 154V155H84ZM109 154V155H107ZM113 156H112V155ZM125 154V155H124ZM137 154V155H136ZM143 154V155H142ZM171 154V157H170ZM193 156H191V155ZM198 154V155H197ZM202 156H200V155ZM219 154H221L220 156H218ZM224 154V155H223ZM16 155V157H15ZM27 155V156H26ZM80 155V156H79ZM90 155V156H89ZM91 155H93L92 158ZM103 155V156H102ZM118 155V157L116 158L115 156ZM136 155V156H135ZM142 155V156H141ZM187 155V157H186ZM210 158L206 156H209ZM215 155V156H214ZM35 156V157H34ZM70 158H69V157ZM81 156H83L82 159ZM85 156V157H84ZM88 156V158H87ZM99 158H98V157ZM102 156V157H100ZM126 156V157H125ZM129 156V158H128ZM131 156V157H130ZM146 156V157H145ZM169 156V157H168ZM173 156V157H172ZM180 156V157H179ZM190 158H189V157ZM195 156V157H194ZM200 156V157H199ZM205 156V157H204ZM217 156V157H216ZM3 157V158H2ZM15 157V158H14ZM76 157V158H75ZM80 159H79V158ZM97 157V159H96ZM109 159H107V158ZM113 157V158H112ZM124 157V158H123ZM138 159H136V158ZM143 160H141L140 159ZM183 157V160L187 162L186 164L183 162V160H180ZM185 157V158H184ZM192 157V159H191ZM204 157V158H203ZM222 157V158H220ZM35 162H34V160ZM39 158V159H38ZM68 158V159H67ZM95 160V161H90V160ZM100 158L107 160L106 162L109 164H107L104 160H100ZM106 158V159H105ZM119 158L122 160H119ZM133 158V160H132ZM171 158V161H169ZM174 158V159H172ZM188 158V159H187ZM215 158V159H214ZM220 161H219V159ZM5 159V160H4ZM12 159V160H11ZM16 159V160H15ZM20 159V160H19ZM27 159V160H25ZM37 159V160H36ZM75 159V160H73ZM83 161H82V160ZM87 159V160H86ZM89 159V160H88ZM111 159V160H110ZM126 159V160H125ZM127 159H131V160H127ZM140 159V160H139ZM202 159V160H201ZM206 161L205 164L202 163L204 160ZM207 159V160H206ZM213 159V160H212ZM218 159V160H217ZM224 159V160H223ZM228 162H227V160ZM18 160V163L16 162ZM71 160V161H69ZM98 160V161H97ZM137 160V161H136ZM179 167H175L177 166L176 163ZM180 160V161H179ZM193 160V161H192ZM212 160V161H211ZM223 160V161H222ZM8 161V162H7ZM13 161V163H12ZM39 161V162H38ZM41 161V162H40ZM75 161V162H74ZM78 161V162H77ZM82 161V165L81 162ZM87 161V162H86ZM104 164V165H102ZM109 161V162H108ZM115 161V162H114ZM117 161V162H116ZM132 165H131V163ZM135 161V162H134ZM141 161V162H140ZM146 161V162H145ZM191 161V162H190ZM202 161V162H201ZM214 161V162H213ZM219 161V162H218ZM11 162V163H9ZM24 162V163H22ZM26 162V163H25ZM64 162V163H63ZM89 162H92V164L90 165ZM113 162V163H111ZM120 162V163H119ZM126 162V163H125ZM139 162V163H138ZM172 164L167 165L165 164ZM172 162V163H169ZM175 162V163H174ZM193 162V163H192ZM213 162V163H212ZM217 162V163H216ZM20 163V164H19ZM68 165H67V164ZM78 165H76V164ZM89 166H87L86 164ZM95 163V164H94ZM98 163V164H97ZM118 165H116V164ZM129 163V166H128ZM136 165H135V164ZM145 163V164H144ZM149 163V164H148ZM157 163V164H156ZM191 163V164H190ZM199 163V164H197ZM221 164V165H218ZM234 163V164H233ZM7 164V165H6ZM17 164V166L15 165ZM23 164V165H21ZM26 164V165H25ZM80 164V165H79ZM85 164V165H84ZM94 164V165H93ZM160 167H159V165ZM189 164L191 166H189ZM192 164L194 166H192ZM215 164V165H214ZM243 164V165H242ZM13 165V166H12ZM33 165V166H32ZM76 165V166H75ZM84 165V166H83ZM97 165V166H96ZM101 165V166H100ZM111 165V166H110ZM114 167H113V166ZM123 165V166H122ZM132 167H131V166ZM138 165V166H137ZM144 165V166H143ZM146 165V167H145ZM148 165V166H147ZM158 165V167H156ZM181 165V166H180ZM182 165L186 168L182 167ZM187 165V167H186ZM201 165V166H200ZM216 170L219 172L215 173V168ZM238 165V166H237ZM12 166V168H11ZM32 166V167H31ZM73 166V167H72ZM75 166V167H74ZM94 166V168L91 167ZM115 166H117L116 168H120L117 169L115 168ZM120 166V167H119ZM125 166V167H124ZM127 166V167H126ZM140 166V168H139ZM162 166V167H161ZM191 172H190V169ZM196 166V167H195ZM222 166V168H220ZM225 166V167H223ZM15 167V168H13ZM38 167V168H37ZM44 167L45 168V173L42 172L41 168ZM81 167V168H79ZM88 167V168H87ZM99 167V168H97ZM106 167V168H105ZM111 167V168H110ZM113 167V168H112ZM130 167V168H129ZM143 167V168H142ZM154 167V168H153ZM156 167V168H155ZM164 167V169H163ZM169 167V168H168ZM170 167L172 168L170 170ZM207 167V168H206ZM211 167V168H210ZM235 167V168H234ZM11 168V169H10ZM18 168V169H17ZM20 168V169H19ZM24 168V169H23ZM37 168V169H36ZM69 168V169H68ZM74 168V169H73ZM76 168V169H75ZM78 168V169H77ZM86 168V169H85ZM91 168V169H89ZM97 168L96 171H91V170H95ZM115 168V169H114ZM129 170H128V169ZM133 168V169H132ZM175 168H177L176 170H174ZM183 168V169H182ZM195 168V169H194ZM221 170H220V169ZM246 168V169H245ZM9 169V170H8ZM39 169V170H38ZM67 169V170H66ZM81 172H80V170ZM102 169V170H101ZM106 169V170H105ZM113 171H112V170ZM138 169V171H137ZM145 169V170H144ZM160 169V170H159ZM167 169V170H165ZM195 171H194V170ZM196 169L198 170L197 173L199 172V174L196 173ZM208 169V170H207ZM210 169V172H208ZM258 169V170H257ZM11 170V171H10ZM13 170V171H12ZM18 170V171H17ZM64 170V171H63ZM66 170V171H65ZM70 170V171H69ZM73 170V171H72ZM91 171L90 173L87 171ZM108 170L110 173H108ZM116 172H115V171ZM132 170V171H130ZM147 170V171H146ZM156 170V171H155ZM161 170H164V173H167V175L164 173L162 174ZM171 172H170V171ZM181 171V173L179 171ZM184 170V171H183ZM193 170V171H192ZM223 170V171H222ZM33 171H36L33 173ZM55 171V172H54ZM74 171H76L74 173ZM78 171V173H77ZM128 171V172H127ZM129 171L131 172V174L129 173ZM142 171V172H141ZM144 171V174H142ZM152 171H153V175H152ZM156 173H155V172ZM161 171V172H160ZM167 171V172H166ZM169 171V172H168ZM175 173L174 171H177V174L175 173L173 175V173ZM206 171V173H205ZM214 171V172H213ZM242 171V172H241ZM6 172V173H5ZM14 172V173H13ZM69 172V173H68ZM84 172L86 173V179L85 181L87 182H91L92 184L90 185V183L84 181L83 177ZM93 172H96L95 175ZM99 172V174H98ZM101 172V173H100ZM114 172V173H113ZM117 172H120L119 174ZM122 172V173H121ZM139 174L138 175H134L133 174ZM139 172V173H138ZM158 172V173H157ZM185 172V173H182ZM197 176H196V174ZM201 172V174H200ZM223 173L220 174V173ZM234 172V173H233ZM247 172V173H246ZM64 173H67V175H64ZM76 175H74V174ZM83 174V175H80ZM90 176H88L89 174ZM93 173V174H92ZM128 173V175L126 174ZM172 173V174H171ZM183 174L180 175V174ZM186 173L192 174V175H188ZM203 173V174H202ZM212 173V174H211ZM247 175H246V174ZM36 174V175H35ZM96 174L99 175V177L96 176ZM107 174V175H106ZM112 174V176H111ZM123 174V175H122ZM149 174V175H147ZM162 174V176L164 175L165 177H161L160 175ZM170 174V175H168ZM205 174V175H204ZM219 174V175H218ZM25 175V176H23ZM59 175V176H58ZM70 175V176H69ZM72 175V176H71ZM78 175V176H77ZM94 175V176H92ZM109 177H106L108 176ZM118 175V176H117ZM122 175V176H121ZM131 175V176H129ZM152 175V176H151ZM155 175V177H154ZM159 175V176H158ZM176 175H180L179 178H176L178 176ZM195 175V176H194ZM199 175V176H198ZM218 175V176H217ZM76 176V177H75ZM106 178H104V177ZM126 176V177H125ZM149 176V177H147ZM167 176V177H166ZM168 176L170 178H168ZM176 176V177H175ZM183 179H182V177ZM186 176V177H185ZM188 176V177H187ZM194 176V177H193ZM204 176V177H203ZM208 176V177H207ZM217 177H221L220 180H216L215 178ZM226 177L223 178V177ZM243 178H242V177ZM58 177V178H57ZM67 177V178H65ZM81 177V179H79ZM91 179H90V178ZM95 177V178H92ZM104 178L101 180V178ZM117 179L115 180L114 178ZM118 177H119V184L114 183V182H118ZM120 177L122 178L123 183L120 179ZM131 179V183H129L128 181H130ZM133 177L134 180L133 181ZM142 177V178H141ZM153 177V178H152ZM157 177V178H156ZM161 177V178H160ZM173 177V178H172ZM179 181L175 182L176 180ZM185 177V179H184ZM201 177V178H199ZM206 177V178H205ZM228 177V178H227ZM53 178V179H52ZM72 178V179H71ZM112 178V179H109ZM139 178V179H138ZM167 178V179H166ZM188 178V179H187ZM15 179V180H14ZM37 179V180H35ZM68 179V180H67ZM78 179V180H77ZM96 179V181H95ZM100 179V182L99 180ZM113 180V185L111 183V181L109 180ZM154 179V180H153ZM159 179H163L160 181H157ZM196 179V180H195ZM205 181H203V180ZM244 179V180H243ZM248 179V180H247ZM254 179V181H253ZM3 180V181H1ZM71 180V183L70 181ZM73 180V181H72ZM85 182H83V181ZM91 180V181H90ZM127 180V181H126ZM138 180V181H137ZM141 180V181H140ZM156 180V181H155ZM168 180V181H167ZM174 183H173V181ZM185 180V182H184ZM192 180V181H189ZM223 180V181H222ZM225 180V181H224ZM6 181V182H5ZM35 181V182H34ZM81 181V182H80ZM108 181V182H107ZM143 181V182H142ZM148 181V182H147ZM166 181V182H165ZM190 182V184L188 182ZM193 181H197L196 183ZM199 181V182H198ZM210 181V182H209ZM222 184H221V182ZM231 181V182H230ZM62 182V183H61ZM73 182V183H72ZM80 182V183H79ZM102 182V184H101ZM127 182V183H126ZM150 182V183H149ZM161 182L162 186L161 188L158 186ZM163 182V183H162ZM165 182V183H164ZM171 182V183H169ZM203 184L201 185L200 184ZM204 182V183H203ZM207 182V183H206ZM217 182V184H216ZM224 182V184H223ZM234 182V184H233ZM10 183V184H9ZM61 183V184H60ZM78 183V185H77ZM82 183V184H81ZM84 183V184H83ZM95 183V184H94ZM99 183V184H97ZM105 183V184H104ZM109 183V184H108ZM120 183H122V185H120ZM126 183V184H125ZM128 183H129V187L131 186V188L128 187ZM134 183V184H133ZM136 183V184H135ZM149 183V185H148ZM154 183V184H151ZM159 183V184H158ZM188 183V184H187ZM210 183V184H209ZM215 183V186L214 184ZM8 186H7V185ZM14 184V185H13ZM40 184V185H39ZM75 184V185H74ZM106 185V186H103ZM111 184V185H110ZM146 184V185H145ZM169 187H170V190ZM172 184V185H171ZM176 184V185H174ZM187 184V185H186ZM192 184V185H191ZM195 184V185H194ZM219 184L221 186H219ZM228 184V185H227ZM232 184V185H231ZM241 184V185H240ZM245 184V185H244ZM22 185V186H21ZM55 185V186H54ZM60 185V186H59ZM67 185H69L67 187ZM84 185L86 187H84ZM90 185V187H89ZM94 185V188L93 186ZM98 185H100L101 187H99ZM112 185L114 186L113 191H112ZM118 185V186H117ZM120 185V186H119ZM126 185V186H125ZM136 185V186H135ZM141 185V186H140ZM145 185V186H144ZM148 185V186H147ZM174 185V186H173ZM186 187H185V186ZM198 185V186H197ZM201 185V186H200ZM209 185V186H208ZM213 185V186H212ZM237 185V186H235ZM12 186V187H11ZM21 186V187H20ZM74 186V187H73ZM96 186H98L96 188ZM109 186V187H108ZM138 186V187H137ZM153 191H152V188ZM165 186V187H164ZM177 186V187H176ZM189 186V187H188ZM196 186V188H195ZM208 186V187H207ZM235 186V187H234ZM24 187V188H23ZM77 187V188H76ZM92 187V188H91ZM104 187V188H103ZM117 187V188H116ZM121 188L123 190H119L118 188ZM135 187V189H134ZM159 189H157V188ZM174 187V188H173ZM176 187V189H175ZM179 187V188H178ZM191 187V188H190ZM194 187V188H192ZM199 187V188H197ZM204 187V188H203ZM211 187V188H210ZM226 187V188H225ZM67 188V189H66ZM74 188V189H72ZM76 188V189H75ZM86 188V189H85ZM101 188V189H100ZM140 188V189H139ZM148 188V189H147ZM168 188V189H166ZM173 188V191H172ZM183 189V190H180ZM190 188V189H189ZM208 188V190L211 191H206V189ZM214 188V189H213ZM24 189V190H23ZM86 191H85V190ZM103 189V190H102ZM116 189H118L116 191ZM128 190V191H125ZM134 189V190H133ZM157 189V190H155ZM161 189V190H160ZM164 189V190H163ZM216 189V190H215ZM244 189V190H243ZM258 189V190H257ZM262 189V190H261ZM8 190V191H7ZM67 192H66V191ZM73 190V191H72ZM91 190V191H90ZM95 190V191H94ZM97 190V191H96ZM101 190V191H99ZM115 190V192H114ZM137 190V191H136ZM144 190V191H143ZM147 190V192H146ZM150 190V191H149ZM159 190V191H158ZM191 192L189 193L188 192ZM194 190V191H193ZM199 190V191H197ZM202 192H201V191ZM216 193H214L215 191ZM219 190V191H218ZM223 190V191H222ZM3 191V192H2ZM43 191V192H42ZM61 191V192H60ZM81 191V192H79ZM84 191V192H82ZM89 193H88V192ZM93 191V192H92ZM120 191H124L125 193H122ZM133 191V192H132ZM135 191L137 192L135 195ZM140 193H139V192ZM160 193H158V192ZM164 191V192H163ZM173 193H171V192ZM175 191V192H174ZM179 191V192H178ZM182 191V192H181ZM205 191V192H203ZM213 191V192H212ZM218 191V193H217ZM222 191V194H221ZM67 194H66V193ZM70 192V193H69ZM73 192V193H72ZM78 192V193H77ZM87 192V193H86ZM99 192V194L97 193ZM101 192V193H100ZM107 192V193H106ZM109 192V193H108ZM130 195H128L129 193ZM153 192V193H152ZM155 192V193H154ZM170 192V193H169ZM187 192L189 194H187ZM194 192V193H192ZM202 194H201V193ZM23 193V195H22ZM40 193V194H39ZM77 193V194H75ZM82 193V195H81ZM97 193V194H96ZM116 193V194H114ZM119 193V194H118ZM133 193V194H132ZM149 193V195H147ZM151 193V194H150ZM168 193V194H167ZM185 193V194H184ZM201 194V195H198ZM206 193V194H204ZM212 193L213 196H210ZM256 193V194H255ZM59 194V195H58ZM79 194V197H78ZM83 194H87V195H83ZM95 194V196L93 195ZM109 195V197L106 195ZM115 195L114 197L112 195ZM123 194V195H121ZM156 194V195H155ZM158 194V195H157ZM172 196H170V195ZM204 194V195H203ZM236 194V195H235ZM7 195V196H6ZM26 195V196H25ZM105 197H103V196ZM120 195V197H119ZM125 195V196H124ZM145 195V196H144ZM160 195V196H159ZM163 195V198L162 196ZM167 195V196H166ZM176 195V196H175ZM181 195L183 196L181 198ZM187 195V196H186ZM198 195V196H197ZM209 195V196H208ZM222 197H220V196ZM236 196V201H234L232 196ZM255 195V196H254ZM13 196V197H11ZM85 198L84 200L82 199V197ZM86 196L88 197L86 203ZM92 196V197H91ZM118 196L117 199H115ZM128 196V197H127ZM156 196L155 198L157 199V197L161 198V200L158 198L157 202L155 198H152ZM165 196V197H164ZM168 196L170 199H168ZM185 196V199H184ZM199 197L197 199V197ZM202 196V197H201ZM26 197V199H25ZM50 197V198H49ZM90 197V198H89ZM99 197V198H97ZM123 197V198H122ZM130 197V199H128ZM132 197V198H131ZM134 197V198H133ZM136 197V199H135ZM138 197V198H137ZM148 197V198H147ZM172 197V198H171ZM195 197V198H194ZM216 197V198H215ZM7 198V199H6ZM10 198V199H9ZM24 198V199H23ZM97 198V199H96ZM105 198V199H104ZM114 198V199H113ZM122 198V199H119ZM154 201L151 203V201ZM178 198V200H176ZM201 198L202 201H200L199 199ZM218 198V199H217ZM3 199V200H2ZM15 199V200H14ZM23 199V200H22ZM73 199V200H72ZM78 199V200H77ZM80 199V200H79ZM96 199V201L94 200ZM101 199H103L101 201ZM124 199V200H123ZM148 201L150 202H147ZM162 199H164V201H162ZM167 199V200H166ZM173 199V200H172ZM189 199V200H188ZM208 199V200H207ZM226 199V200H224ZM257 199V200H256ZM6 204L9 203V205L5 204L4 201H6ZM11 200V201H10ZM12 200L14 202H12ZM22 200V202H21ZM47 200V201H46ZM74 200H76L77 202L74 203ZM82 200V201H81ZM90 200V202H89ZM106 200V201H105ZM113 200V202H112ZM116 200V201H115ZM122 200V201H121ZM135 200V201H133ZM139 200V201H138ZM162 202H160V201ZM173 203L170 204L171 202ZM176 200V202L174 201ZM180 200V201H179ZM184 202H183V201ZM194 200V201H193ZM222 201L221 204L219 201ZM249 200V201H248ZM259 200V201H258ZM13 204H10V202ZM26 203H25V202ZM28 201V202H27ZM79 201V202H78ZM81 201V202H80ZM94 201V202H93ZM100 201V202H99ZM117 201H119L117 203ZM127 201L130 202V206L129 204L125 203ZM159 201V202H158ZM168 204L169 202V206L165 204ZM178 201V202H177ZM182 201V202H181ZM186 202V204H184ZM198 201V202H197ZM200 201V202H199ZM209 201V203L207 202ZM224 201V202H223ZM234 201V203H233ZM239 201V202H238ZM260 203H258V202ZM20 202V203H19ZM51 202V203H50ZM83 202V203H82ZM112 202L114 205H112ZM136 202H138L136 204ZM148 204H147V203ZM179 202L181 204H179ZM189 202V203H188ZM202 202V203H201ZM213 202V203H212ZM217 202V203H216ZM227 202V203H226ZM5 205H4V204ZM18 203V205H17ZM77 203V205H76ZM106 205H105V204ZM110 206H108V204ZM122 203V204H121ZM123 203H125L123 205ZM135 205H133V204ZM142 203V204H141ZM156 203V204H155ZM158 203V204H157ZM183 203V204H182ZM196 203V204H195ZM201 203V204H200ZM204 203V204H203ZM205 203L208 205V207L205 205ZM216 203V204H215ZM223 203V204H222ZM21 206H20V205ZM56 204V205H55ZM69 204V205H68ZM75 204V205H74ZM86 204V205H84ZM92 204V205H91ZM94 204V205H93ZM96 204V205H95ZM101 204V205H100ZM107 206V207H105ZM121 204V205H119ZM153 204V205H152ZM160 204V205H159ZM164 204L166 205V207H163ZM176 204L180 205L177 206ZM188 204V206H187ZM193 204V205H192ZM213 204V205H211ZM242 204V205H241ZM251 204V206H250ZM259 204V205H258ZM261 204V205H260ZM81 205V206H80ZM94 206L95 210L93 208H91L90 212L89 210H87L88 208L90 209V207ZM103 205V206H102ZM119 205V206H118ZM123 205V206H122ZM149 205H150V209H149ZM155 205H157L155 207ZM184 205V206H183ZM192 205V206H191ZM199 205H202L199 207ZM215 205V206H214ZM218 205H220L221 207H219ZM224 207H223V206ZM24 206V207H23ZM62 206V207H61ZM71 208V211L69 214H67V218L66 216H64V212L65 209L67 207ZM79 206V209H78ZM83 206V207H82ZM84 206L87 208H84ZM99 206H101L99 208ZM138 206V207H137ZM161 206V207H160ZM172 206V208L170 207ZM186 206V207H185ZM196 206V207H195ZM211 206V208H210ZM213 206V207H212ZM218 206V207H217ZM244 206V207H243ZM4 207V208H3ZM8 207V208H7ZM9 207H11L9 209ZM74 207V208H73ZM76 207V208H75ZM103 207V208H102ZM120 207V208H118ZM127 207V209H126ZM130 207V208H129ZM133 207V208H132ZM140 207V208H139ZM155 207V208H154ZM174 207V210H172ZM177 207V208H176ZM187 207H190L187 209ZM192 207V209H191ZM199 207V210H198ZM17 208V209H16ZM20 208H22L20 210ZM83 208V209H82ZM107 210V215L105 214L106 210ZM111 208V209H109ZM113 208V212H110V210H112ZM147 208V209H146ZM157 208H159V212L157 211ZM167 208V209H166ZM171 208V210H170ZM175 208L177 210H175ZM184 208V209H183ZM197 208V209H196ZM201 208V209H200ZM208 208V209H207ZM214 208V209H213ZM217 208V209H216ZM219 208V209H218ZM223 208V209H222ZM5 211H4V210ZM9 209V210H8ZM100 209V212H98ZM118 209V210H117ZM132 209V210H131ZM140 209V210H139ZM143 209V210H142ZM146 209V211L144 210ZM153 209V210H152ZM167 211H166V210ZM182 212H181V210ZM186 209V210H185ZM205 209V210H204ZM210 209V210H209ZM248 209V210H247ZM8 210V211H7ZM13 210V211H12ZM20 210V211H19ZM31 210V211H30ZM75 210V213H74ZM78 210V211H77ZM80 210V211H79ZM81 210H83L82 212L84 214H82ZM93 210V212H92ZM102 210V211H101ZM151 212L149 213L148 212ZM187 213V215H185L183 212ZM192 210V211H191ZM195 210V211H194ZM198 210V211H196ZM201 210V211H200ZM203 210V211H202ZM215 210V211H214ZM218 210V211H217ZM119 213H117V212ZM128 211V212H126ZM132 214H130V212ZM141 211V213H140ZM144 211V212H143ZM154 211V212H153ZM164 211V212H162ZM170 211V212H168ZM179 211V213H178ZM194 211V212H193ZM200 211V213H199ZM212 211V212H211ZM14 212V213H13ZM16 212V213H15ZM79 212V213H78ZM88 212V213H87ZM98 212V213H97ZM110 212V213H109ZM126 213V214H122V213ZM143 212V213H142ZM147 212V213H146ZM168 215H166L165 214ZM174 212V213H172ZM177 212V213H176ZM198 214H197V213ZM218 212V213H217ZM234 212V213H233ZM247 212V213H246ZM58 213V215H57ZM93 213V214H92ZM103 215H100V214ZM146 213V216H143V214ZM156 213V214H155ZM169 213V214H168ZM203 213V214H202ZM216 215H214V214ZM232 213V215H231ZM5 214V215H6ZM11 214H13L14 216H12ZM56 214V215H55ZM78 214H82V215H78ZM92 214L93 216L91 217ZM99 214V215H98ZM109 214H113L110 215ZM117 214V215H115ZM122 214V215H121ZM130 214V215H128ZM147 214H150L147 216ZM152 214V215H151ZM155 214V216L153 215ZM184 214V215H183ZM190 214V215H189ZM193 214V215H192ZM197 214V215H195ZM208 214V215H207ZM256 214V215H254ZM16 215V216H15ZM18 215V218H16ZM90 215V218L87 216ZM107 218H105L104 217ZM142 215V216H141ZM163 215H165V217H163ZM175 216V218L171 217V216ZM192 215V216H191ZM201 215V216H199ZM83 218H82V217ZM97 216V217H96ZM100 216V217H99ZM109 216V218H108ZM112 216V217H111ZM126 218V219H124ZM138 216V217H137ZM139 216L141 218H139ZM154 216V217H153ZM159 216V217H158ZM167 216V217H166ZM177 216V217H176ZM180 216L182 217L181 219ZM185 216V217H184ZM189 216V217H188ZM206 216V218H205ZM212 216V217H211ZM215 216V219H214ZM58 217V218H57ZM85 217V218H84ZM115 217V219H114ZM116 217L118 218L116 220ZM121 217V218H119ZM145 217V218H144ZM188 219H187V218ZM193 217H195L193 219ZM198 217V219L196 218ZM200 217V218H199ZM208 217V218H207ZM229 217V218H228ZM2 218V219H1ZM87 218V219H86ZM98 219V223L101 221V223L99 225H96L98 223L97 219ZM100 218H102L100 220ZM103 218L106 219L103 220ZM130 218V220L128 219ZM138 220H136V219ZM141 220H139V219ZM152 218V219H151ZM154 218V219H153ZM164 221H163V219ZM173 218V219H172ZM190 218V219H189ZM192 218V220H191ZM212 218V219H211ZM12 219V220H11ZM15 219V220H14ZM17 219V220H16ZM62 219V220H61ZM71 219V220H70ZM81 219V220H80ZM84 219V220H83ZM90 219V220H89ZM109 219V221H108ZM132 219V220H131ZM143 219V220H142ZM148 219V220H147ZM171 219V222H170ZM177 219V220H176ZM183 219V221H182ZM186 219V220H185ZM14 220V221H13ZM65 220V221H64ZM82 221L81 223H78L77 221ZM88 220L90 222H88ZM100 220V221H99ZM114 220V222L112 221ZM120 220V221H119ZM134 222H131L133 221ZM150 220V222H149ZM161 222H158V221ZM193 220H195L194 222H196V226L194 225V222H192ZM210 220V221H207ZM214 220V221H213ZM12 221V222H11ZM23 221V222H22ZM79 221V222H80ZM119 221V222H118ZM123 221V222H121ZM137 221V222H136ZM145 221V222H144ZM166 221V222H165ZM179 221V222H176ZM191 221V222H190ZM200 221V222H199ZM205 221V222H204ZM207 221V222H206ZM249 221V222H248ZM253 221V223H252ZM2 222V223H1ZM4 222V223H3ZM6 222V223H5ZM108 226L107 227V224ZM113 222V224L111 225V223ZM119 224H118V223ZM127 222V224H126ZM142 222V223H141ZM153 222V224L151 223ZM158 222V223H157ZM164 222V224L166 226L169 227H164L162 224ZM171 224H168V223ZM181 222V223H180ZM190 222V223H189ZM201 222H204V226L203 227V231L202 228L197 227V224ZM211 222V223H210ZM230 222V223H229ZM12 223V224H11ZM69 223V224H68ZM78 223V225H77ZM90 223V224H89ZM104 223V224H103ZM122 223V225H121ZM131 223V224H130ZM147 223V224H146ZM149 223V224H148ZM157 223V224H155ZM174 223H177L174 225ZM179 223V224H178ZM185 225L183 226L182 225ZM210 223V224H209ZM235 223V224H234ZM8 224V226H7ZM12 225V227L10 225ZM14 224V225H13ZM16 224V225H15ZM81 224V225H79ZM134 224V226H133ZM139 224V226H138ZM143 224V226H141ZM151 224V225H150ZM168 224V225H167ZM186 224L189 226H186ZM69 225V226H68ZM125 227H122V226ZM138 228H137V226ZM147 225V226H146ZM149 225V226H148ZM157 225L158 228L155 226ZM177 225V228L175 227ZM56 226V227H55ZM98 226V227H97ZM105 226L107 228H105ZM112 226V227H111ZM121 226V227H120ZM128 226V227H126ZM146 226V228H145ZM152 226V227H151ZM191 226V228H190ZM210 226V227H209ZM224 228V231L221 233L222 235L220 237H216V232H217V228L218 227H222ZM7 227V228H5ZM15 227V228H14ZM76 227V228H75ZM101 227V228H100ZM104 227V228H102ZM130 227V228H129ZM133 227V228H131ZM143 227V230L142 228ZM148 227V228H147ZM155 227V228H154ZM175 227V228H174ZM261 227V228H260ZM19 228V229H17ZM58 228V229H57ZM95 228V229H94ZM122 228V229H121ZM129 228V229H128ZM167 228H169L170 230H168ZM176 230H174V229ZM185 228V229H184ZM209 228V229H208ZM16 229V230H15ZM52 229V230H51ZM70 229V230H69ZM88 229V230H87ZM93 229V230H92ZM104 229V230H101ZM111 229V230H110ZM114 229V230H113ZM128 230L127 232H125L126 230ZM140 229V230H139ZM151 229V230H149ZM153 229V230H152ZM160 231H159V230ZM164 229V230H163ZM167 229V230H166ZM187 229H189V231H186ZM195 231H194V230ZM200 229V230H198ZM255 229V230H254ZM12 230V231H10ZM19 230V231H18ZM79 230V231H78ZM100 230V231H99ZM109 230V231H108ZM119 230V231H118ZM124 230V232L122 231ZM136 230V231H134ZM142 230V231H141ZM148 230L150 232H148ZM157 230V231H156ZM171 230L173 231L172 233H168L167 232H171ZM184 230V232H183ZM2 231V232H1ZM93 231V232H91ZM98 231V232H96ZM104 231V232H102ZM155 231V232H154ZM159 231V232H158ZM163 231V233H162ZM178 231V232H177ZM180 231V232H179ZM186 231V233H185ZM191 231V232H190ZM199 231V232H198ZM208 231V232H207ZM11 232L13 234H11ZM74 232L75 237H76V244L74 245V247L72 249H69L68 245H67V236L69 235V233ZM79 232V233H78ZM82 232V233H81ZM85 232V233H83ZM91 232V233H90ZM117 232V233H116ZM123 232V233H121ZM130 232V233H129ZM146 233L144 235V233ZM148 232V233H147ZM152 232V233H151ZM182 232V234H181ZM193 232V233H192ZM198 232V233H196ZM203 232V233H201ZM253 232V233H252ZM8 233V235H7ZM17 233V234H16ZM88 233V234H87ZM95 235H94V234ZM103 233V235L101 234ZM106 233V234H104ZM108 233V234H107ZM116 233V234H115ZM120 233V234H119ZM129 233V234H126ZM140 233V234H139ZM151 233V234H150ZM157 233V234H156ZM159 233V234H158ZM185 233V234H184ZM192 233V234H191ZM261 236H260V234ZM263 233V234H262ZM10 234V235H9ZM45 234V235H44ZM113 234V235H110ZM143 234V235H142ZM148 234V235H147ZM158 235V237H156V241H152L154 237ZM163 234V235H161ZM167 235L169 238L164 237V235ZM181 234V235H180ZM48 235V236H47ZM86 235V236H85ZM110 235V236H109ZM126 235V236H125ZM129 235V236H128ZM140 235V236H139ZM150 235V238L148 237ZM161 235V236H160ZM175 235V236H174ZM183 235V236H182ZM186 235V236H184ZM188 235V236H187ZM197 237H196V236ZM199 235V237H198ZM208 235V236H207ZM5 236V237H4ZM10 238H9V237ZM96 236V240L95 237ZM99 236V237H98ZM114 236V237H112ZM119 236V237H118ZM145 237H148L146 239H144ZM172 236V237H171ZM174 236V238H173ZM202 236L204 237L202 239ZM242 236V237H241ZM9 239H7V238ZM15 237V238H14ZM79 237V238H78ZM89 237V239H87ZM141 237V239H140ZM161 237V239H160ZM183 237H185V240L183 239ZM192 237V238H189ZM194 237V239H193ZM207 237V239H206ZM5 241H3V239ZM12 238V239H11ZM43 238H45V240L47 239L48 242L45 244L43 242ZM91 238V239H90ZM99 238V239H98ZM101 238V240H100ZM107 238V239H106ZM132 238V239H131ZM139 238V239H138ZM165 238V239H164ZM170 238L172 240H170ZM176 238V239H175ZM179 238V239H178ZM181 238V239H180ZM189 238V239H188ZM196 238V239H195ZM200 238V239H199ZM255 238V239H254ZM95 241H94V240ZM103 239H105L107 242H100ZM112 239V240H111ZM126 239V240H125ZM135 239V240H134ZM150 239H152L150 241ZM160 241H159V240ZM173 239H175V242H178L177 240H181L179 241L178 244H176ZM183 239V241H182ZM202 241H199L201 240ZM261 239V240H260ZM7 240V241H6ZM12 240V243H11ZM14 240V241H13ZM56 240V241H55ZM93 240V241H92ZM100 240V241H98ZM144 240V242H143ZM167 240L169 242H167ZM188 240V241H187ZM193 241V242H190ZM196 240H197V245H196ZM209 240V241H208ZM9 241V242H8ZM53 241V243H52ZM82 241V242H81ZM137 241V243H136ZM141 243H140V242ZM149 241V242H147ZM164 242V243H161ZM166 241V242H165ZM174 243H173V242ZM185 241V243H184ZM3 242V244H2ZM95 244H91L94 243ZM98 242V243H97ZM100 242V244H99ZM112 242V243H111ZM115 242V243H114ZM154 242V244H153ZM159 244H158V243ZM183 244V246L180 245ZM183 242V243H182ZM191 243L192 245L189 244V247L187 246V244ZM203 242V243H202ZM214 242V243H213ZM11 245H9V244ZM88 243V244H87ZM106 243V244H104ZM111 243V244H110ZM147 246L145 248V246ZM150 243V244H149ZM169 243H171L172 246L168 245ZM187 243V244H186ZM200 243V244H199ZM8 244V246H7ZM58 244V245H57ZM102 244V245H101ZM141 244V245H139ZM149 244V247H148ZM159 246H158V245ZM185 244V245H184ZM51 245V246H50ZM61 245V246H60ZM95 245V246H94ZM99 245V246H98ZM154 247V248H152ZM162 245V246H160ZM177 245V246H176ZM195 245V248H193V246ZM200 245V246H199ZM13 246V247H12ZM102 246V248H101ZM142 246V248H141ZM163 246H167L169 248H163ZM182 248H180V247ZM197 246V247H196ZM240 246V247H239ZM110 247V248H109ZM129 247V248H128ZM138 247V248H137ZM156 247L158 248L156 249ZM174 248H178L173 250ZM190 252L187 251V249ZM192 247V249H191ZM203 247V248H202ZM8 248V249H7ZM101 248V249H100ZM128 248V249H127ZM145 250H144V249ZM172 248V251H171ZM216 248V249H215ZM7 249V251H6ZM11 249V251H10ZM15 249V252H14ZM80 249V250H79ZM89 249V250H88ZM94 249V250H93ZM100 249V250H99ZM142 251H141V250ZM165 249V250H164ZM183 252H182V250ZM240 249V250H239ZM242 249V250H241ZM11 252H9V251ZM88 250V251H87ZM147 250V251H146ZM151 253H150V251ZM159 250V251H156ZM164 250V251H163ZM170 252H167L169 251ZM178 250V251H176ZM92 251V252H91ZM145 251V252H144ZM161 251V252H160ZM174 251V252H173ZM203 251V252H202ZM17 252V253H16ZM100 252V253H99ZM127 252V253H126ZM144 255H140L139 253ZM178 252V254H176ZM185 252V253H184ZM188 252V253H187ZM195 252V253H194ZM209 252V253H208ZM256 252V253H255ZM67 253H69V255L67 256ZM81 253V254H80ZM83 253V254H82ZM87 253V254H86ZM123 253V254H122ZM131 253V254H129ZM135 253V254H134ZM162 254L163 257L159 256L158 254ZM167 253L171 254L169 256V254L167 255ZM175 253V254H174ZM185 256H184V254ZM186 253L188 255H186ZM190 254L191 258L187 257ZM254 253V254H253ZM74 254V255H73ZM100 254V256H99ZM127 254V255H126ZM129 254V255H128ZM165 254V255H164ZM180 254V255H179ZM252 254V255H251ZM29 255V256H28ZM86 255V256H85ZM134 255V256H133ZM137 255V256H136ZM139 255V256H138ZM148 255V256H147ZM157 255V256H156ZM175 255V256H174ZM177 255H179L177 257ZM9 256V257H8ZM15 256V257H14ZM80 256V257H79ZM144 256V257H143ZM146 256V257H145ZM166 256V258L164 257ZM172 256V258H171ZM174 256V258H173ZM182 256V257H181ZM203 256V257H202ZM208 256V257H207ZM6 257V258H5ZM132 257V258H131ZM142 257V258H141ZM152 257V259L150 258ZM181 257V259L179 258ZM197 257V258H196ZM13 258V259H12ZM26 258V259H25ZM86 258V259H85ZM89 258V259H88ZM127 258V259H126ZM131 258V259H130ZM134 258H136L134 260ZM141 258V259H140ZM150 258V259H148ZM155 258V259H153ZM159 258H162L161 260L158 261ZM170 258V260H169ZM177 258V260H176ZM178 258L180 259L178 261ZM186 259L183 261V259ZM248 260H247V259ZM8 259V261H7ZM84 259V260H83ZM88 259V260H87ZM98 259V260H97ZM164 259H167L164 260ZM173 259V260H172ZM175 259V261H174ZM191 259V260H189ZM72 260V261H71ZM142 260V261H141ZM172 260V261H171ZM182 260V261H181ZM203 260V261H202ZM25 261V263H24ZM84 261V262H83ZM124 261V263H123ZM131 261V263H130ZM146 261V262H144ZM162 261V262H161ZM174 261V263H173ZM181 261V262H180ZM189 261V262H188ZM191 261V262H190ZM16 262V263H15ZM28 262V263H27ZM116 262V263H115ZM122 262V263H121ZM170 262V263H169ZM180 262V263H179Z\"/></svg>",
    "mask_w": 264,
    "mask_h": 264
},
{
    "label": "bare ground",
    "instance_id": "2",
    "mask_svg": "<svg viewBox=\"0 0 264 264\" xmlns=\"http://www.w3.org/2000/svg\"><path fill=\"white\" fill-rule=\"evenodd\" d=\"M4 1H5V0H4ZM45 1H46V0H45ZM119 1H120V0H119ZM126 1H127V0H126ZM129 1H131V0H129ZM135 1H136V0H135ZM142 1H143V0H142ZM142 1H141V2H142ZM145 1H146V0H144V2H145ZM155 1H156V0H155ZM159 1H160V0H159ZM187 1H188V0H187ZM193 1H194V0H193ZM213 1H214V0H213ZM217 1H218V0H217ZM219 1H220V0H219ZM221 1H222V0H221ZM227 1H230V0H227ZM235 1H236V0H235ZM250 1H251V0H250ZM250 1H249V2H250ZM0 2H1V1H0ZM116 2H117V1H116ZM122 2H123V1H122ZM131 2H132V1H131ZM150 2H151V1H149V3H150ZM153 2H154V1H153ZM160 2H161V1H160ZM164 2H165V1H164ZM168 2H169V0H168ZM174 2H175V1H174ZM203 2H204V1H203ZM225 2H226V1H225ZM230 2H231V1H230ZM242 2H243V1H242ZM247 2H248V1H247ZM263 2H264V1H263ZM3 3L5 4V2H3ZM43 3H44V2H43ZM43 3H42V4H43ZM133 3H134V2H133ZM165 3H166V2H165ZM170 3L172 4L171 1H170ZM186 3H187V2H186ZM204 3H205V2H204ZM213 3H214V2H213ZM215 3H216V2H215ZM226 3H227V2H226ZM232 3H234V2H232ZM254 3H255V2H254ZM261 3H262V2H261ZM8 4H9V3H8ZM8 4H7V5H8ZM112 4H114L113 0H48V6H49V8H50V12H49V14L51 13V14H50L51 17L49 16V14H47V16L50 17V18H49V17H48V18H49V20L52 21L53 25H51V23L49 22V20H48V22L50 23L51 27L54 26V30H53V33H52L51 35H53L52 37H53V39L56 41L55 43L58 44V48H56L57 51H58V53H56V52H55V53H56V55L58 54V57H59V59L61 60V64H60L59 66H57V68H53L52 70H53L54 74H56V76H57L56 78H58V75H59V77L61 76V78H64V79H65V77L67 78V79H66V80H67L66 83H65V81H64L63 79H60V81L62 80L61 83H62L63 88L61 87L62 90L60 89V90H61V91H60L61 93H60V95H59V101L57 100L58 103H59V104H58V116L60 117L61 124H62V126H63V129H65V131H69V130H70V127L72 126V120H73V119H75V118H79V120H82L83 123H84V120L86 121V119L89 120L90 118L93 117V115H92V114H93L92 111H93L94 107L96 108V105L94 104V97H96V95H99L101 92H103V90H104V88H105V87L103 88V86H104L105 83H107V82H106L107 79L111 81V79H112L111 77H112V76H111V77H109V76H110V74L112 73V72H111L112 64H115V65H117V66L120 67V65H121V63H122V58H121V61H120L118 58H116V57H117V56H116V53H114L113 50H110V37H109V35H112L111 33L113 32L112 29H111V20H112V18H113L112 11H111V10H112V8H111ZM155 4H157V3H155ZM184 4H185V2H184ZM217 4H218V2H217ZM220 4H222V2H221ZM223 4H224V3H223ZM228 4H229V2H228ZM258 4H259V3H258ZM262 4H263V3H262ZM0 5H2V4H0ZM131 5H132V4H131ZM143 5H145V4L143 3ZM149 5H150V4H149ZM149 5H146V6L149 7ZM162 5H163V4H162ZM167 5H168V4H167ZM172 5H173V4H172ZM172 5H171L170 8H173ZM174 5H175V4H174ZM186 5H187V4H186ZM231 5H232V4H231ZM231 5H230V6H231ZM256 5H257V4H256ZM42 6H43V5H42ZM125 6H126V5H125ZM125 6H124V7H125ZM128 6H129V5H128ZM132 6H133V5H132ZM146 6H145V7H146ZM150 6H151V5H150ZM152 6H153V5H152ZM152 6H151V7H152ZM159 6H160V5H159ZM169 6H170V5H169ZM180 6H181V5H180ZM180 6H179V7H180ZM226 6H227V5H226ZM247 6H248V5H247ZM134 7H135V5H134ZM134 7H133L132 9H134ZM136 7H137V6H136ZM140 7H141V6H140ZM151 7H150V8H151ZM164 7H165V6H164ZM164 7H159V8H157L158 10L156 9L155 12H156L157 14H158V13H161L160 11H164V10H166V7H165V9H164ZM216 7H217V5H216ZM219 7L221 8L220 5L218 6V9H219ZM233 7H234V6H233ZM251 7H252V6H251ZM254 7H255V6H254ZM46 8H47V7H46ZM46 8H45V9H46ZM49 8H47V9L49 10ZM141 8H142V7H141ZM153 8H154V7H153ZM155 8H156V6H155ZM170 8H169V9H170ZM201 8H202V7H201ZM224 8H225V5H224ZM224 8H223V9H224ZM229 8H230V7H229ZM242 8H243V7H242ZM248 8H249V7H248ZM115 9H116V8H115ZM125 9H126V8H125ZM129 9H131V8L129 7ZM135 9H136V8H135ZM143 9H144V6H143ZM145 9H146V8H145ZM169 9H168V10H169ZM198 9H199V8H198ZM210 9H211V8H210ZM147 10H148V8H147ZM149 10H150V9H149ZM170 10H171V9H170ZM180 10H181V8H180ZM184 10H185V7H184ZM184 10H183V11H184ZM216 10H217V9H216ZM227 10H228V9H227ZM227 10L224 9V12L226 11L225 13L228 14L229 12H227ZM231 10H232V9H231ZM231 10H230V12L232 13ZM237 10H238V9H237ZM243 10H244V9H243ZM252 10H253V9H252ZM256 10H257V9H256ZM3 11H4V10H3ZM141 11H142V10H141ZM144 11H145V10H143V12H144ZM150 11H152V10H150ZM174 11H175V10H174ZM221 11H223V10L220 9V12H221ZM228 11H229V10H228ZM244 11L246 12L247 10H244ZM113 12H114V10H113ZM120 12H121V11H120ZM126 12H127V10H126ZM165 12H166V11H165ZM172 12H173V10H172ZM211 12H212V11H211ZM237 12H238V11H237ZM237 12L235 11V13H237ZM239 12H240L241 15H242V10L239 11ZM249 12H250V11H249ZM258 12H259V11H258ZM1 13H2V12H1ZM46 13H48V11H46ZM46 13H45V14H46ZM134 13H135V12H134ZM163 13H164V12H163ZM163 13H162V15H164ZM169 13H170V12H169ZM180 13H182V10H181ZM188 13H189V11H188ZM204 13H205V12H204ZM231 13H230V14H231ZM240 13H239V14H240ZM252 13H253V12H252ZM121 14L123 15V13H121ZM129 14H130V13H129ZM132 14H133V13H132ZM143 14H144V13H143ZM145 14H146V13H145ZM147 14H148V13H147ZM149 14H150V12H149ZM170 14H172V13H170ZM170 14H169V17H170ZM201 14H202V13H201ZM220 14H221V13H220ZM222 14H224V13L222 12ZM222 14H221V15H222ZM227 14H226V15H227ZM245 14H246V13H245ZM20 15H21V14H20ZM122 15H121V16H122ZM139 15H140V14H139ZM150 15H151V14H150ZM150 15H149V17H150ZM154 15H155V14H154ZM173 15H174V14H173ZM173 15H172V16H173ZM175 15H176V14H175ZM182 15H183V14H182ZM214 15H215V14L212 15V18L210 17L211 15H210L209 17H210L211 19H213V16H214ZM217 15H218V13H217ZM221 15H220V16H221ZM228 15H229V14H228ZM228 15H227V16H228ZM118 16H119V15H118ZM134 16H135V15H134ZM136 16H137V15H136ZM158 16H159V15H158ZM191 16H192V15H191ZM191 16H190V17H191ZM222 16H224V15H222ZM229 16H230V15H229ZM229 16H228V17H229ZM234 16H235V15H234ZM243 16H244V15H243ZM124 17H125V16H124ZM129 17H130V16H129ZM129 17H127V18H129ZM163 17H164V16H163ZM180 17H181V15H180ZM198 17H199V16H198ZM217 17H218V16H217ZM238 17H239V15H238ZM120 18H122V17H120ZM147 18H148V15H147ZM147 18H146V19H147ZM155 18L157 19L158 17H155ZM165 18H166V17H165ZM170 18H171V17H170ZM172 18H173V17H172ZM172 18H171V20L173 21ZM184 18H185V17H184ZM210 18H208V19H210ZM218 18H220V17H218ZM224 18H225V17H224ZM229 18H230V17H229ZM239 18H240V17H239ZM242 18H243V17H242ZM245 18H246V16H245ZM1 19H3V18H1ZM124 19H125V18H124ZM144 19H145V17H144ZM150 19H151V17H150ZM158 19H162V18H158ZM178 19H179V18H178ZM200 19H201V18H200ZM211 19H210V21H211ZM216 19H217V18H216ZM232 19H233V18H232ZM232 19H231V20H232ZM236 19H237V18H236ZM236 19H235V20H236ZM5 20H6V19H5ZM125 20H126V19H125ZM138 20H140V19L138 18ZM151 20H152V19H151ZM151 20H150V21H151ZM166 20H168V19H166ZM203 20H204V19H203ZM217 20H218V19H217ZM219 20H220V19H219ZM247 20H248V19H247ZM259 20H261V19L259 18ZM118 21H119V20H118ZM135 21H136V19H135ZM140 21H141V20H140ZM150 21H149V22H150ZM152 21H153V20H152ZM157 21H158V20H157ZM175 21H176V20H175ZM214 21L217 22L216 20H214ZM222 21H223V20H222ZM237 21H240V23H241V20H237ZM108 22L110 23L109 25H108ZM120 22H121V21H120ZM122 22H123V21H122ZM124 22H125V21H124ZM149 22H148V24H149ZM153 22H154V21H153ZM153 22H152V23H153ZM165 22H166V21H165ZM182 22H184V21H182ZM197 22H198V20H197ZM197 22H196V23H197ZM200 22H201V21H200ZM215 22H213V23H215ZM233 22H234V21H233ZM244 22H245V21H244ZM2 23H3V22H2ZM131 23H132V22H131ZM136 23H137V22H136ZM156 23H157V22H156ZM167 23H168V22H167ZM167 23H166V24H167ZM179 23H180V22H179ZM196 23H194V24H196ZM211 23H212V22H211ZM221 23H222V22H221ZM226 23H227V22H226ZM237 23H238V22H237ZM237 23H236V24H237ZM247 23H248V21L245 22V24H247ZM251 23H252V22H251ZM112 24H113V23H112ZM118 24H119V23H118ZM120 24H121V23H120ZM129 24H130V23H129ZM153 24H154V23H153ZM199 24H200V25H199L197 31H198L199 35L201 34V37L203 38V41H204L205 44H206V42H209V41H210V34H209V32H207L208 28L205 26V24H203V22H202V23H199ZM46 25H48V24H46ZM121 25H123V23H122ZM171 25H172V24H171ZM175 25H176V23H175ZM209 25H210V24H209ZM238 25L241 26V25H243V24H238ZM238 25H237V26H238ZM252 25H253V24H252ZM9 26H10V25H9ZM116 26H117V25H116ZM119 26H120V25H119ZM128 26H129V25H128ZM144 26H145V24H144ZM178 26H179V25H178ZM189 26H190V25H189ZM211 26H212V25H211ZM232 26H233V25H232ZM234 26H236V25L234 24ZM237 26H236V27H237ZM255 26H256V25H255ZM260 26H261V25H260ZM48 27H49V26H48ZM176 27H177V26H176ZM183 27H184V26H183ZM190 27L192 28V26H190ZM195 27H197V25H196ZM195 27H193V28L195 29ZM248 27H249V26H248ZM250 27H251V26H250ZM52 28H53V27H52ZM114 28H116V27H114ZM114 28H113V29H114ZM129 28H130V26H129L128 28H126V26H125V27L123 26L122 28H119V27H118V29H120V30H118V31L115 30L113 33H115V32L117 31L118 33L120 32L119 34H122V35L129 34L130 31H131V30H129ZM145 28H146V27H145ZM159 28H160V27H159ZM258 28H260V27H258ZM131 29H132V28H131ZM164 29H165V28H164ZM50 30H51V29H50ZM233 30H235V29H233ZM233 30H232V32H233ZM145 31H146V30H145ZM147 31H149V28L147 29ZM152 31H153V30H152ZM152 31H151V32H152ZM159 31H160V30H159ZM159 31H158V33L161 34V32H159ZM162 31H163V30H162ZM164 31H165V30H164ZM170 31H171V30H170ZM191 31H192V30H191ZM197 31H196V32H197ZM217 31H218V30H217ZM245 31H246V30H245ZM49 32H50V31H49ZM143 32H144V31H143ZM151 32H149V33H151ZM153 32H155V34H156L157 30H154ZM165 32H166V31H165ZM167 32H169V30H168ZM173 32H174V31H173ZM176 32H177V31H176ZM189 32H190V31H189ZM238 32H239V34H240V31H238ZM96 33H97V35H96ZM132 33H133V32L131 31V34H132ZM136 33H137V31H136ZM187 33H188V32H187ZM216 33H217V32H216ZM242 33H243V32H242ZM244 33H245V32H244ZM0 34H1V32H0ZM115 34H116V33H115ZM119 34H118V35H119ZM131 34H129L130 37H132V36L134 35V34H133V35H131ZM137 34H138V33H137ZM160 34H158V35H160ZM165 34H166V33H165ZM173 34H176V33H173ZM185 34H186V33H185ZM226 34H227V33H226ZM7 35H8V34H7ZM116 35H117V34H116ZM153 35H154V34H153ZM156 35H157V34H156ZM169 35H170V34H169ZM169 35H168V36H169ZM177 35H178V34H176V36H177ZM183 35H184V34H183ZM188 35H189V34H188ZM188 35H187V36H188ZM190 35H191V34H190ZM233 35H234V33H233ZM255 35H256V34H255ZM259 35H260V34H259ZM259 35H258V36H259ZM96 36H100V38L98 37V38H99V39H98V38H96ZM125 36H127V35H125ZM137 36H138V35H137ZM142 36H143V35H142ZM171 36H172V35H171ZM176 36H175V37H176ZM184 36H185V35H184ZM191 36H193V35H191ZM219 36H220V35H219ZM238 36H239V35H238ZM240 36H242V34H241ZM258 36H257V37H258ZM0 37H1V36H0ZM6 37H7V36H6ZM50 37H51V36H50ZM115 37H116V36H115ZM119 37H120V35H119ZM119 37H118V38H119ZM122 37H123V36H122ZM130 37H128V39H130ZM143 37H144V36H143ZM151 37H153L152 34H148V33L146 34L145 39L147 40V42L151 41L150 39H153V38H151ZM154 37H155V36H154ZM160 37H161V36H160ZM166 37H167V36H166ZM169 37H170V36H169ZM175 37H174V38L172 37V38L175 39ZM188 37H189V36H188ZM193 37H194V36H193ZM195 37H196V36H195ZM229 37H231V36H229ZM235 37L237 38L236 34H235ZM251 37H252V36H251ZM10 38H11V37H10ZM120 38H121V37H120ZM120 38H119V39H120ZM124 38H126V37H124ZM124 38H122V39H124ZM136 38H137V37H136ZM164 38H165V37H164ZM177 38H178V37H177ZM196 38H197V37H196ZM213 38H214V37H213ZM223 38H224V37H223ZM243 38H244V36H243ZM254 38H255V37H254ZM97 39H98V40H97ZM131 39H132V38H131ZM143 39H144V38H143ZM156 39H161V38H156ZM156 39H154V40H156ZM189 39H192V38H189ZM219 39H220V38H219ZM234 39H235V38H234ZM238 39H241V37H238L237 40H238ZM261 39H262V38H261ZM124 40H125V39H124ZM126 40H127V39H126ZM154 40L151 41V43L154 42ZM167 40H169L168 37H167ZM180 40H182V39H179V41H180ZM256 40H257V39H256ZM263 40H264V39H263ZM49 41H50V40H49ZM113 41L116 42V39L114 38ZM137 41H138V39H137ZM159 41H160V40H159ZM163 41H164V40H163ZM184 41H185V40H184ZM184 41H182L183 44H184ZM189 41H190V40H189ZM189 41H188V43H186V45L189 44ZM191 41H193V40H191ZM194 41H195V40H194ZM194 41H193V43H194ZM215 41H216V40H215ZM218 41H219V40H218ZM260 41H261V40H260ZM127 42H130V41H127ZM127 42H126V43H127ZM135 42H136V41H135ZM195 42H196V41H195ZM204 42H203V43H204ZM228 42H229V40H228ZM230 42H231V41H230ZM238 42H239V41H238ZM241 42H242V41H241ZM126 43H125V44H126ZM130 43H131V42H130ZM139 43H140V42H139ZM144 43H145V42H144ZM191 43H192V42H191ZM193 43H192V44H193ZM197 43H198V42H197ZM226 43H227V42H226ZM0 44H1V43H0ZM128 44H129V43H128ZM128 44H127V46H128ZM142 44H143V43H142ZM145 44H146V43H145ZM153 44H154V43H153ZM153 44H151V45H153ZM192 44H191V45H192ZM228 44H229V43H228ZM238 44H239V43H238ZM241 44H242V43H241ZM241 44H240V45H241ZM256 44H257V43H256ZM54 45H55V44H54ZM119 45H120V44H119ZM129 45H130V44H129ZM132 45H133V44H132ZM132 45H131V46H132ZM137 45H138V44H137ZM174 45H175V44H174ZM203 45H204V44H203ZM210 45H211V43H210ZM218 45H219V44H218ZM223 45H224V44H223ZM236 45H237V44L232 45V46H236ZM240 45H239V46H240ZM250 45H251V44H250ZM113 46H114V45H113ZM113 46H112V47H113ZM122 46H123V45H122ZM145 46H146V45H145ZM145 46H143V47H145ZM147 46H148V45H147ZM153 46H154V45H153ZM175 46H176V45H175ZM177 46H178V44H177ZM184 46H185V45H184ZM200 46H201V45H200ZM220 46H221V45H220ZM237 46H238V45H237ZM10 47H11V46H10ZM119 47H120V46H119ZM128 47H129V46H128ZM193 47H194V46H193ZM198 47H199V45H198ZM245 47H246V46H245ZM245 47H244V48H245ZM54 48H55V47H54ZM148 48H149V47H148ZM151 48H153V47H151ZM156 48H157V47H156ZM195 48H196V45H195ZM204 48H205V47H204ZM206 48H207V47H206ZM241 48H242V47H241ZM244 48H243V49H244ZM117 49H118V48H117ZM128 49H129V48H128ZM230 49H231V48H230ZM237 49H238V48H237ZM53 50H54V49H53ZM114 50H115V48H114ZM133 50H134V49H133ZM133 50H132V51H133ZM140 50H141V49H140ZM143 50H144V49H143ZM148 50H149V49H148ZM154 50H155V47H154ZM159 50H160V49H159ZM173 50H174V49H173ZM193 50H194V48H193ZM196 50H197V48H196ZM198 50L200 51V49H198ZM227 50H228V49H227ZM256 50H257V49H256ZM16 51H17V50H16ZM116 51H117V50H116ZM132 51H131V53H132ZM136 51H137V50H136ZM150 51H151V50H150ZM155 51H157V49H156ZM155 51H154V52H155ZM174 51H175V50H174ZM174 51H173V52H174ZM186 51H187V49H186ZM207 51H208V50H207ZM217 51H218V50H217ZM250 51H251V49H250ZM134 52H135V50H134ZM138 52H139V51H138ZM141 52H143V51H141ZM154 52H153V53H154ZM173 52H172V54H173ZM176 52H177V51H176ZM181 52H182V51H181ZM184 52H185V51H184ZM187 52H188V51H187ZM202 52H203V51H202ZM204 52H206V51H204ZM241 52H242V51H241ZM243 52H244V51H243ZM256 52H257V51H256ZM135 53H136V52H135ZM146 53H147V52H146ZM155 53H156V52H155ZM185 53H186V52H185ZM185 53H184V56H186ZM196 53H197L196 51H195L194 53H193V51H190V54H189V53H188V54L190 55V57H191V59H192V58L195 57V56H200V55H197ZM200 53H201V52H200ZM200 53H199V54H200ZM208 53H209V52H208ZM210 53H211V52H210ZM214 53H215V52H214ZM232 53H233V52H232ZM239 53H240V52H239ZM244 53H245V52H244ZM49 54H50V53H49ZM117 54H118V53H117ZM123 54H124V53H123ZM129 54H130V53H129ZM148 54H149V51H148ZM150 54H151V53H150ZM150 54H149V56H150ZM181 54H182V53H181ZM181 54H180V55H181ZM186 54H187V53H186ZM211 54H212V53H211ZM220 54H221V53H220ZM223 54H225V53H223ZM246 54H247V53H246ZM21 55H22V54H21ZM125 55H126V54H125ZM125 55H124V56H125ZM132 55H133V53H132ZM141 55H142V53H141ZM145 55H147V54H145ZM189 55H187V56H189ZM213 55H214V54H213ZM213 55H212V56H213ZM216 55H217V54H216ZM225 55H226V54H225ZM227 55H228V54H227ZM236 55H237V54H236ZM236 55L233 54V55L230 56V58H229V56H228V57L226 56V57H227V58L225 59V60H226V63H227V62L229 63V61L232 62V63H238V60L236 59V58H237ZM240 55H241V53L239 54V56H240ZM130 56H131V55H130ZM134 56H135V55H134ZM153 56H154V57H153ZM153 56H152L153 60H154L155 58L157 59V54H156V55L153 54ZM173 56H174V55H173ZM210 56H211V55H210ZM221 56H222V55H221ZM239 56H238V57H239ZM241 56H242V55H241ZM244 56H245V55H244ZM22 57H23V56H22ZM55 57H56V56H55ZM174 57H175V56H174ZM203 57H204V54H203ZM222 57H223V56H222ZM242 57H243V56H242ZM257 57H258V56H257ZM132 58H133V56H132ZM134 58H135V57H134ZM147 58H149V57H147ZM147 58H146V59H147ZM160 58H161V57H160ZM166 58H167V57H166ZM176 58H177V57H176ZM198 58H199V57H198ZM201 58H202V57H201ZM212 58L215 60V57H212ZM217 58H219V56H217ZM59 59H58V61H60ZM136 59H137V58H136ZM146 59H144L143 61L145 62ZM168 59H169V58H168ZM184 59H185V58H184ZM188 59H189V58H188ZM202 59H203V58H202ZM239 59H240V58H239ZM262 59H263V57H262ZM262 59H261V60H262ZM15 60H16V59H15ZM53 60H55V59H53ZM123 60H124V59H123ZM132 60H133V59H132ZM132 60H131V61H132ZM147 60H148V59H147ZM177 60H178V59H177ZM189 60H190V59H189ZM195 60H196V59H195ZM210 60H211V59H210ZM220 60H221V59H220ZM223 60H224V59H222V61H223ZM245 60H246V59H245ZM21 61H22V60H21ZM56 61H57V60H56ZM58 61H57V62H58ZM133 61H134V60H133ZM136 61H137V60H136ZM150 61H151V62H150V64H151V63H152V60H150ZM164 61H165V60H164ZM203 61L209 62L208 57H207V58L205 57V58L203 59ZM217 61H219V60H217ZM243 61H244V60H242V62H243ZM24 62H25V61H24ZM54 62H55V61H54ZM139 62H140V61H139ZM153 62H154V61H153ZM177 62H178V61H177ZM185 62L187 63V60H186ZM195 62H196V61H195ZM195 62L192 61V62H189V63H190L189 65H187V64L182 65V66H183V70H184V72H185L186 74H188V75L190 74V75H191V73H190L189 70H191V68L194 66L193 63H195ZM201 62H202V61H201ZM201 62H200V63H201ZM213 62H214V61H213ZM259 62H260V61L257 62V65H258ZM262 62H263V61H262ZM22 63H23V62H22ZM146 63H147V62H146ZM200 63H199V65H201ZM209 63H210L211 65H213V64L211 63V61H210ZM246 63H247V62H246ZM252 63H253V62H252ZM58 64H59V63H58ZM123 64H124V63H123ZM140 64H142V63H140ZM144 64H145V63H144ZM150 64H149V66H150ZM155 64H156V63H155ZM177 64H179V63H177ZM202 64H203V62H202ZM204 64H205V63H204ZM204 64H203V65H204ZM218 64H219V62H218ZM223 64H224V63H223ZM238 64H239V63H238ZM259 64H260V63H259ZM261 64H262V63H261ZM261 64H260V65H261ZM128 65H129V63H128ZM136 65H137V64H136ZM195 65H196V64H195ZM206 65H207V63H206ZM240 65H241V64H239V66H240ZM246 65H247V64H246ZM246 65H245V66H246ZM260 65H258L259 67H258L257 69H259V68L261 67ZM262 65H264V64H262ZM45 66H46V65H45ZM144 66H145V65H144ZM155 66H156V65H155ZM178 66H179V65H178ZM197 66H198V63H197ZM201 66H202V65H201ZM201 66H199V67H200V70H201V68H202ZM209 66H210V65H209ZM214 66H215V64H214ZM220 66H222V65L220 64ZM223 66H224V65H223ZM247 66H248V65H247ZM247 66H246V67H247ZM251 66H252V65H251ZM254 66H255V65H254ZM55 67H56V66H55ZM123 67H124V66H123ZM129 67H130V66H129ZM129 67H128V68H129ZM139 67H140V66H139ZM147 67H148V66H147ZM161 67H162V66H161ZM195 67H196V66H195ZM199 67H197V68H199ZM203 67L205 68V65H204ZM206 67H207V66H206ZM211 67H213V66H211ZM211 67H210V68H211ZM241 67H244V66L241 65ZM246 67H245V68H246ZM34 68H37V67H34ZM114 68H115V66H114ZM134 68H135V67H134ZM141 68H142V67H141ZM143 68H144V67H143ZM145 68H146V67H145ZM157 68H158V67H157ZM181 68H182V67H181ZM222 68H223V67H222ZM222 68H221V69H222ZM236 68H237V66H236ZM236 68H235V69H236ZM238 68H239V67H238ZM238 68H237V69H238ZM245 68H244V69H245ZM5 69H6V67H5ZM46 69H47V68H46ZM131 69H132V68H131ZM159 69H160V68H159ZM172 69H173V68H172ZM195 69H196V68H194V70H195ZM213 69H214V68H213ZM227 69H228V68H227ZM261 69H262V68H261ZM136 70H137V69H136ZM139 70H140V69H139ZM142 70H144V69H142ZM153 70H156V69H153ZM166 70H167V69H166ZM202 70H203V69H202ZM209 70H210V69H209ZM218 70H219V69H218ZM218 70H217L216 72H218ZM239 70H240V69H239ZM247 70H248V68H247ZM249 70H250V68H249ZM0 71H1V70H0ZM11 71H12V70H11ZM37 71H38V70H37ZM114 71H115V70H114ZM114 71H113V72H114ZM119 71H121V70H119ZM122 71H123V70H122ZM126 71H127V70H126ZM151 71H152V69H151ZM160 71H161V70H160ZM195 71H196V70H195ZM203 71H204V70H203ZM220 71H221V70H220ZM223 71H224V70H223ZM223 71H222V72H223ZM251 71H252V69H251ZM131 72H132V71H131ZM135 72H136V71H135ZM153 72H154V71H153ZM166 72H168V71H166ZM169 72H170V71H169ZM191 72H193V71H191ZM200 72H201V71H200ZM204 72H205V71H204ZM204 72H203V73H204ZM207 72H208V70H207ZM226 72H227V71H226ZM238 72H240V74H241L242 71L240 70V71H238ZM247 72H248V71H247ZM25 73H27V72H25ZM124 73H125V71H124ZM127 73H128V72H127ZM133 73H134V72H133ZM147 73H148V72H147ZM154 73H155V72H154ZM154 73H153V74H154ZM196 73H198V72H196ZM196 73H195L194 75H193V74H192V75L195 77ZM201 73H202V72H201ZM205 73H206V72H205ZM224 73H225V72H224ZM121 74H122V73H121ZM139 74H141V72H140ZM139 74H138V76H139ZM149 74H150V73H149ZM158 74H159V73H158ZM169 74H170V73H169ZM207 74H208V73H207ZM219 74H220V75L222 74V77H223V73H219ZM225 74H226V73H225ZM225 74H224V75H225ZM234 74H235V73H234ZM234 74H233V75H234ZM253 74H254V73H253ZM259 74H260V73H259ZM123 75H124V74H123ZM135 75H136V74H135ZM151 75H152V74H151ZM151 75H150L149 77H151ZM167 75H168V74H167ZM167 75H166V76H167ZM183 75H184V73H183ZM192 75H191V76H192ZM205 75H206V74H203L202 77L205 76ZM228 75H229V74H228ZM233 75H232V76H233ZM241 75H242V74H241ZM244 75H245V74H244ZM254 75H255V74H254ZM64 76H65V77H64ZM120 76H121V75H120ZM124 76H126V78H127L126 73H125ZM128 76H129V75H128ZM147 76H148V74H147ZM175 76H176V74H175ZM184 76H186V75H184ZM184 76H183V78H182L183 80L185 79ZM193 76H192V77H193ZM197 76H198V75H197ZM199 76L201 77V75H199ZM212 76H213V74H212ZM246 76H247V74L245 75V77H246ZM251 76L253 77V75H251ZM256 76H257V75H256ZM108 77H109V78H108ZM133 77H134V79H135V76H133ZM144 77H145V76H144ZM153 77H154V76L152 75V78H153ZM173 77H174V76H173ZM173 77H172V78H173ZM187 77H188V76H187ZM192 77H190L191 80H192ZM200 77H199V78H200ZM219 77H221V76H219ZM240 77H241V76H240ZM240 77H239V78H240ZM110 78H111V79H110ZM120 78H122V77H120ZM120 78H119V80H121ZM126 78H124V80H125ZM139 78H140V77H139ZM139 78H138V79H139ZM158 78H159V77H158ZM168 78H169V77H168ZM172 78H171V79H172ZM215 78L218 79V77H216V76L214 77V79H215ZM256 78H257V77H256ZM3 79H4V78H3ZM50 79H51V78H50ZM114 79H115V78H114ZM147 79H148V78H147ZM150 79H151V78H150ZM186 79H187V78H186ZM186 79H185V80H186ZM188 79H189V78H188ZM193 79H194V78H193ZM202 79H203V78H202ZM221 79H223V78H221ZM224 79H225V78H224ZM224 79H223V80H224ZM226 79H229V78L226 77ZM246 79H247V78H246ZM250 79H251V78H250ZM252 79H253V78H252ZM58 80H59V79H58ZM108 80H107V81H108ZM119 80H118V83H114V84H113V88H112L113 90H111V89H110L111 91H110L109 89L107 90V91H110V92H111V95H112L113 91H115V92L117 91V90H116L117 87L120 86V88H121V85H120V83H119ZM132 80H133V79H132ZM141 80H142V79H141ZM160 80H161V79H160ZM160 80H159V81H160ZM167 80H168V79H167ZM169 80H170V78H169ZM196 80H197V79H195L194 82H195ZM223 80H222V82H223ZM239 80H240V79H239ZM244 80H245V79H244ZM255 80H256V79H255ZM126 81H127V80H126ZM192 81H193V80H192ZM206 81H207V80H206ZM208 81H209V80H208ZM217 81H218V80H217ZM224 81H225V80H224ZM227 81H228V80H227ZM237 81H238V80H237ZM251 81H252V80H251ZM260 81H261V80H260ZM108 82H109V81H108ZM121 82H122V80H121ZM127 82H130V81L128 80ZM131 82H132V81H131ZM135 82H137V80H136ZM145 82H146V81H145ZM179 82H180V81H179ZM185 82H186V81H184V83H185ZM196 82H197V81H196ZM196 82H195V83H196ZM220 82H221V80H220ZM229 82H230V81H229ZM229 82H227V83H229ZM239 82H240V81H239ZM111 83H112V81L110 82V84H111ZM138 83H139V82H138ZM163 83H164V82H163ZM166 83H167V82H166ZM184 83H183V84H184ZM189 83H190V82H189ZM198 83H200L199 80H198ZM198 83H197V85H198ZM202 83H203V82L201 81V85H202ZM217 83H218V82H217ZM224 83H225V82H224ZM227 83H226V84H223V83H222V84L226 86ZM241 83H242V82H241ZM244 83H245V82H244ZM251 83H252V82H251ZM57 84H58V82H57ZM110 84H109V85H110ZM125 84H126V83H125ZM129 84H130V83H129ZM183 84H182V85H183ZM258 84H259V83H258ZM1 85H2V83H0V87H1ZM107 85H108V84H107ZM122 85H123V83H122ZM127 85H128V84H127ZM136 85H137V83H136ZM139 85H140V84H139ZM142 85H143V84H142ZM154 85H155V84H154ZM161 85H162V84H161ZM172 85H173V84H172ZM180 85H181V84H180ZM186 85H187V84H186ZM189 85H190V84H189ZM189 85H187V87H188ZM191 85H192V82H191ZM193 85H194V84H193ZM195 85H196V84H195ZM203 85H204V83H203ZM203 85H202V87H201L200 85H199V86H200L201 88H203V87H204ZM206 85H208V84H206ZM220 85H221V84H220ZM35 86H36V85H35ZM45 86H46V85H45ZM60 86H61V85L59 84V86H57V87H60ZM110 86H111V85H110ZM124 86H125V85H124ZM124 86H123V88H124ZM131 86H132V84H131ZM170 86H171V85H170ZM232 86H233V85H232ZM241 86H243V85H241ZM241 86H240V87H241ZM3 87L5 88V86H3ZM37 87H39V86L37 85ZM111 87H112V86H111ZM144 87H145V86H144ZM144 87H143V88H144ZM148 87H149V86H148ZM158 87H159V86H158ZM160 87H162V86H160ZM183 87H185V86H183ZM196 87H197V86H196ZM220 87H221V86H220ZM220 87H219V89H220ZM228 87H229V84H228ZM230 87H231V86H230ZM230 87H229V89H230ZM234 87H235V85H234ZM244 87L246 88V86H244ZM249 87H250V86H249ZM249 87H248V88H249ZM106 88H109V87H106ZM188 88H189V87H188ZM194 88H195V86H194ZM201 88H200V89H201ZM205 88H206V87H205ZM205 88H203V89H205ZM217 88H218V87H217ZM225 88H226V87H225ZM231 88H232V87H231ZM242 88H243V87H242ZM242 88H241V89H242ZM32 89H33V88H32ZM117 89H118V88H117ZM121 89H122V88H121ZM144 89H145V88H144ZM153 89H154V88H153ZM162 89H165V88H162ZM180 89H181V87H180ZM182 89H183V88H182ZM182 89H181V90H182ZM197 89H199V88H197ZM197 89H196V90H197ZM200 89H199V90H200ZM210 89L212 90V88H210ZM221 89H222V88H221ZM223 89H224V88H223ZM229 89H228V90H229ZM232 89H234V88H232ZM241 89H240V91H241ZM3 90H4V89H3ZM42 90H43V89H42ZM57 90H59V89H57ZM128 90H130V89H128ZM145 90H146V89H145ZM147 90H148V89H147ZM150 90L152 91L151 87H150ZM187 90H188V89H187ZM190 90H191V89H190ZM206 90H207V89H206ZM211 90H210V91H211ZM217 90H218V89H217ZM235 90H236V89H235ZM32 91H33V90H32ZM118 91H120V90H118ZM123 91H124V90H123ZM132 91H133V90H132ZM154 91H155V90H154ZM161 91H162V90H161ZM165 91H166V90H165ZM167 91H168V90H167ZM183 91H184L183 93L186 92L185 90H183ZM207 91H208V90H207ZM221 91H222V90H221ZM224 91H226V90H224ZM236 91H237V90H236ZM246 91H247L246 93L248 94L249 90H246ZM260 91H261V90H260ZM2 92H3V91H2ZM26 92H27V91H26ZM28 92H29V91H28ZM30 92H31V90H30ZM110 92H108V93L110 94ZM129 92H130V91H129ZM146 92H147V91H146ZM148 92H149V91H148ZM187 92H188V91H187ZM195 92H196V91H195ZM203 92H204V91H203ZM214 92H215V91H214ZM218 92H219V91H218ZM222 92H223V91H222ZM241 92H243V91H241ZM31 93H32V92H31ZM57 93H59V92H57ZM123 93H124V92H123ZM123 93H122V94H123ZM132 93H133V92H132ZM136 93H137V92H136ZM149 93H152V92H149ZM153 93H154V92H153ZM175 93H176V92H175ZM188 93H189V92H188ZM201 93H202V92H201ZM204 93H205V92H204ZM206 93H207V92H206ZM219 93H220V92H219ZM228 93H229V92H228ZM237 93H238V92H237ZM244 93H245V90H244ZM37 94H38V93H37ZM102 94H103V93H102ZM120 94H121V93H120ZM141 94H142V93H141ZM157 94H158V93H157ZM159 94H160V93H159ZM159 94H158V96H159ZM168 94H169V93H168ZM173 94H174V93H173ZM179 94L182 95L181 92H180ZM191 94H192V93H191ZM194 94H195V93H194ZM214 94H215V93H214ZM216 94H217V92H216ZM224 94H226V93H224ZM233 94H235V93H233ZM242 94H243V93H242ZM242 94H241V95H242ZM27 95H28V93H27ZM32 95H33V94H32ZM107 95H108V94H107ZM111 95H110L109 98H108L109 101H111V99H113V98H114V99L116 98L115 96H113V98H112ZM113 95H114V94H113ZM123 95H124V94H123ZM128 95H129V94H128ZM128 95H127V96H128ZM145 95H146V94H145ZM148 95H149V94H148ZM161 95H163V94H161ZM227 95H228V94H227ZM235 95H237V94H235ZM235 95H234V96H235ZM239 95H240V94H239ZM239 95L237 96V98L239 97ZM248 95H249V94H248ZM248 95H246V96H248ZM57 96H58V95H57ZM121 96H122V95H121ZM131 96H132V95H131ZM164 96H165V94H164ZM184 96H185V94H184ZM184 96H183V97H184ZM186 96H187V95H186ZM186 96H185V97H186ZM189 96H191V95H189ZM189 96H188V97H189ZM194 96H195V95H194ZM212 96H213V94H212ZM224 96H225V95H224ZM246 96H245V97H246ZM19 97H20V96H19ZM30 97H31V95H30ZM99 97H100V96H99ZM99 97H98V98H99ZM101 97H102V96H101ZM129 97H130V96H129ZM147 97H148V96H147ZM155 97H156V96H155ZM159 97H161V96H159ZM172 97H173V96H172ZM185 97H184V98H185ZM191 97H193V96H191ZM201 97H204V96H201ZM235 97H236V96H235ZM117 98H118V97H117ZM123 98H124V97H123ZM125 98H126V97H125ZM130 98H131V97H130ZM163 98H164V97H163ZM170 98H171V97H170ZM193 98H194V97H193ZM193 98H191V99H193ZM198 98H199V97H198ZM213 98H214V97H213ZM246 98H247V97H246ZM102 99H103V98H102ZM108 99H107V100H108ZM127 99H128V98H127ZM141 99H142V98H141ZM154 99H156V98H154ZM159 99H160V98H159ZM161 99H162V97H161ZM161 99H160V100H161ZM172 99H175V97H173ZM202 99H203V98H202ZM202 99H200V102H201ZM8 100H10V99H8ZM27 100H28V99H27ZM96 100H98L97 97H96ZM119 100H121V99H119ZM119 100H118V101H119ZM128 100H130V99H128ZM131 100H132V99H131ZM138 100H139V99H138ZM143 100H144V102H145V98H144ZM163 100H164V99H163ZM163 100H162V101H163ZM176 100H177V99H176ZM180 100H181V99H180ZM183 100H184V99H183ZM195 100H196V99H195ZM233 100H235V99H233ZM237 100H238V99H237ZM34 101H35V100H34ZM99 101H100V100H99ZM105 101H106V100H105ZM121 101H122V100H121ZM141 101H142V100H141ZM141 101H138V102H141ZM164 101L166 102V99H165ZM189 101H190V99L188 100V102H189ZM197 101H198V100H197ZM205 101H206V100H205ZM215 101H216V100H215ZM217 101H218V100H217ZM238 101H239V100H238ZM2 102H3V101H2ZM95 102H96V101H95ZM101 102H102V101H101ZM111 102H112V101H111ZM111 102L108 103V101H106V103H108L109 105L112 104V103H114L115 101L112 102V103H111ZM123 102H124V101H123ZM131 102H132V101H131ZM131 102H130V103H131ZM156 102H157V101H156ZM168 102H169V101H168ZM175 102H176V101H175ZM184 102H185V100H184ZM191 102H192V100H191ZM194 102H195V101H194ZM200 102H199V105L201 106V104H203V103L200 104ZM202 102H203V101H202ZM223 102H224V103H227V102H225V101H223ZM3 103H4V102H3ZM96 103H97V102H96ZM103 103H104V102H103ZM103 103H101V104L103 105ZM115 103H116V102H115ZM117 103H122V102L119 101V102H117ZM127 103H128V102H127ZM146 103H147V102H146ZM146 103H145V104H146ZM154 103H155V102H154ZM158 103H159V102H158ZM166 103H167V102H166ZM176 103H178V102H176ZM176 103H175V104H176ZM180 103H183V101L180 102ZM186 103H187V102H186ZM213 103H214V99H213V102H211V104H213ZM221 103H222V102H220V104H221ZM224 103H222V105H223ZM237 103H238V102H237ZM237 103H234V105L237 104ZM8 104H9V102H8ZM101 104L99 105V107L101 106ZM123 104H124V103H123ZM128 104H129V103H128ZM128 104H127V105H128ZM137 104H138V103H137ZM145 104H144V105H145ZM148 104H149V103H148ZM150 104H151V103H150ZM159 104H160V103H159ZM189 104H191V103H189ZM194 104H195V103H194ZM238 104H239V103H238ZM32 105H33V104H32ZM97 105H98V104H97ZM113 105H114V104H113ZM118 105H119V104H118ZM157 105H158V104H157ZM161 105H162V103H161ZM163 105H164V103H163ZM163 105H162V107H163ZM179 105H180V104H179ZM195 105H197V104H195ZM205 105H206V104H205ZM245 105H246V104H245ZM106 106H107V105H106ZM110 106L113 107L112 105H110ZM110 106H109V107H110ZM114 106H115V105H114ZM123 106H125V105H123ZM140 106H141V103H140ZM142 106H143V105H142ZM150 106H151V105H150ZM150 106H149V107H150ZM155 106H156V105H155ZM158 106H159V105H158ZM167 106H168V105H166V107H167ZM171 106H174V105H171ZM183 106H184V105H183ZM183 106H182V107H183ZM191 106H192V105H191ZM216 106H217V105H216ZM232 106H233V105H232ZM235 106H236V105H235ZM4 107H5V105H4ZM14 107H16V106H14ZM109 107H108V108H109ZM111 107H110V108H111ZM120 107H121V106L119 105V108H120ZM143 107H145V106H143ZM160 107H161V106H160ZM160 107H159V108H160ZM187 107H188V106H187ZM213 107H214V106H213ZM248 107H249V105H248ZM250 107H251V106H250ZM103 108H105V107H103ZM110 108H109V110L112 109V108H111V109H110ZM138 108H139V107H138ZM153 108H154V107H153ZM183 108H184V107H183ZM183 108H182V109H183ZM218 108H219V107H218ZM220 108H221V107H220ZM222 108H224V107H222ZM238 108H240V107H238ZM11 109H12V108H11ZM125 109H126V108L124 107V111H125ZM150 109H151V108H149V110H150ZM162 109H165V108H162ZM195 109H196V107H195ZM210 109H212V108H210ZM215 109H216V108H215ZM248 109H249V108H248ZM0 110H2V109H0ZM103 110H104V109H103ZM135 110H136V108H135ZM137 110H138V109H137ZM142 110H143V109H142ZM154 110H156V109H154ZM166 110H168V109L166 108ZM193 110H194V109H193ZM199 110H200V109H199ZM203 110H204V109H203ZM207 110H208V109H207ZM207 110H206V111H207ZM217 110H218V109H217ZM232 110H233V109H232ZM238 110H239V109H238ZM4 111H5V110H4ZM104 111H105V110H104ZM106 111H107V110H106ZM113 111H116V112H117L116 109H114ZM126 111H129V112H130V110H126ZM131 111H133V110H131ZM151 111H152V110H151ZM151 111H149V112H151ZM157 111H158V110H156L155 112H157ZM169 111H170V110H169ZM171 111H172V110H171ZM184 111H187V109L184 110ZM206 111H205V112H206ZM218 111H219V110H218ZM218 111H217V112H218ZM224 111H225V110H224ZM224 111H223V112H224ZM243 111H244V109H243ZM93 112H94V111H93ZM136 112H137V111H136ZM136 112H135V113H136ZM161 112H162V111H161ZM210 112H212V110H210ZM210 112H209V114H210ZM217 112H216V113H217ZM220 112H221V111H220ZM228 112H229V111H228ZM91 113H92V114H91ZM96 113H97V111H96ZM105 113H106V112H105ZM110 113H111V112H110ZM113 113H114V112H112L111 114L113 115V118H114V114H113ZM118 113H119V112H118ZM125 113H126V112H124V115H125ZM132 113H133V112H132ZM144 113H145V111H144ZM144 113H143V114H144ZM167 113H168V112H167ZM184 113L187 114L186 112H184ZM193 113H194V111H193ZM203 113H204V112H203ZM206 113H207V112H206ZM214 113H215V111H214ZM235 113H236V112H235ZM1 114H2V113H1ZM12 114H13V113H12ZM23 114H24V113H23ZM25 114H26V113H25ZM94 114H95V113H94ZM111 114H110V115H111ZM143 114H142V115H143ZM152 114H153V113H152ZM152 114H151V115H152ZM158 114H160V111H159ZM168 114H169V113H168ZM170 114H171V112H170ZM182 114H183V113H182ZM185 114H184V115H185ZM199 114H200V113H199ZM220 114H221V113H220ZM27 115H28V114H27ZM44 115H45V114H44ZM107 115H108V114H107ZM112 115H111V117H112ZM121 115H122V114H121ZM145 115H146V114H145ZM156 115H157V114H156ZM165 115H166V114H165ZM165 115H164V116H165ZM171 115H172V114H171ZM180 115H181V114H180ZM189 115H190V114H189ZM194 115L196 116L195 113H194ZM205 115H207V114H205ZM211 115H212V113H211ZM214 115L216 116V114H214ZM217 115H218V114H217ZM222 115H223V114H221V116H222ZM18 116H19V115H18ZM34 116H35V115H34ZM97 116H98V114L96 115V118H97ZM115 116H117V115H115ZM119 116H120V115H119ZM126 116H127V115H126ZM129 116H130V115H129ZM134 116H135V115H134ZM134 116H133V117H134ZM153 116H155V115L153 114ZM157 116H158V115H157ZM161 116H162V115H161ZM174 116H175V115H174ZM174 116H172V117H174ZM186 116H187V115H186ZM186 116H185V118H186ZM195 116H194V117H195ZM221 116H219V117H221ZM242 116H243V115H242ZM247 116H248V115H247ZM8 117H9V116H8ZM28 117H29V116H28ZM38 117H40V116H38ZM43 117H44V116H43ZM43 117H42V118H43ZM105 117H106V114H105ZM109 117H110V116H109ZM117 117H118V116H117ZM123 117H124V116H123ZM148 117H149V115H148ZM155 117H156V116H155ZM158 117H159V116H158ZM168 117H170V116H168ZM176 117H177V116H176ZM178 117H179V116H178ZM181 117H182V116H181ZM181 117H179V118L182 119ZM189 117H190V116H189ZM196 117H198V116H196ZM204 117H206V116H204ZM210 117H211V116H210ZM216 117H217V116H216ZM223 117H224V116H223ZM226 117H227V116H226ZM239 117H240V116H239ZM33 118H34V117H33ZM94 118H95V117H94ZM96 118H95V119H96ZM113 118H110V121H111V119H113ZM119 118H120V117H119ZM137 118H138V113H137ZM137 118H136V120H139L140 117H139L138 119H137ZM150 118H152V116H151ZM162 118H163V117H162ZM207 118H208V117H207ZM211 118H212V120H213V115H212ZM211 118H210V119H211ZM217 118H218V117H217ZM221 118H222V117H221ZM240 118H241V117H240ZM245 118H246V116H245ZM19 119H20V118H19ZM102 119H103V118H102ZM105 119H107V118H105ZM108 119H109V118H108ZM117 119H118V118H117ZM153 119H154V117H153ZM169 119H170V118H169ZM169 119H167V120L169 121ZM174 119H175V118H172L173 121H176V119H175V120H174ZM188 119H189V118H188ZM199 119H201V118H199ZM210 119H209V120H210ZM215 119H216V118H215ZM215 119H214V120H215ZM234 119H235V118H234ZM32 120H33V119H32ZM77 120H78V119H77ZM88 120H87V121H88ZM114 120H115V119H114ZM119 120H120V119H119ZM127 120H128V118H127ZM127 120H126V121H127ZM129 120H130V119H129ZM136 120H135V121H136ZM141 120H142V119H141ZM143 120H145V119H143ZM143 120H142V121H143ZM146 120H149V119H146ZM155 120H156V119H155ZM177 120H178V119H177ZM190 120H191V119H190ZM212 120H211V121H212ZM214 120H213V122H214ZM218 120H220V119H218ZM237 120H239V119H237ZM7 121H8V120H7ZM24 121H25V120H24ZM36 121H37V120H36ZM38 121H39V120H38ZM43 121H44V120H43ZM90 121H92V120H90ZM96 121H97V119H96ZM131 121H132V120H131ZM131 121H130V122H131ZM133 121H134V119H133ZM135 121H134V122H135ZM170 121H171V120H170ZM173 121H172V122H173ZM179 121H180V120H179ZM186 121H187V120H186ZM199 121H201V120H199ZM199 121H197V122H199ZM211 121H210V122H211ZM226 121H227V120H226ZM78 122H80V121H78ZM101 122H102V121H101ZM124 122H125V121H124ZM128 122H129V121H128ZM128 122H126V123H128ZM147 122L150 123L151 121H147ZM155 122L157 123V121H155ZM164 122H166V121H164ZM172 122H168V123L173 124ZM177 122H178V121H177ZM189 122H190V121H188V123H189ZM193 122H194V121H193ZM193 122H190V123H193ZM197 122H196V123H197ZM213 122H212V123H213ZM215 122L217 123V120H215ZM224 122H225V121H224ZM227 122H229V121H227ZM231 122H232V121H231ZM248 122H249V121H248ZM14 123H15V122H14ZM28 123H31V122H28ZM28 123H27V124H28ZM33 123H36V122H33ZM86 123H87V122H86ZM86 123H85V124H86ZM91 123H92V122H91ZM91 123H88V124L91 125ZM115 123H116V121H115ZM120 123H121V122H120ZM132 123H133V122H132ZM132 123H130V124L132 125V127H134L135 124H132ZM141 123L143 124V122H141ZM144 123H145V122H144ZM149 123H148V124H149ZM153 123H154V122H153ZM162 123H163V122H162ZM183 123H184V122H182V124H183ZM203 123H204V122H203ZM219 123H220V122H219ZM233 123H234V122H233ZM235 123H236V122H235ZM238 123H239V122H238ZM94 124H98V123H97V122H96V123L94 122ZM122 124H123V123H122ZM166 124H167V123H166ZM166 124H164L162 127H165ZM193 124H195V123H193ZM199 124H200V123H199ZM214 124H215V123H214ZM248 124H249V123H247V125H248ZM36 125H37V124H36ZM73 125H74V124H73ZM77 125H78V124H77ZM80 125H81V124H80ZM82 125H83V124H82ZM86 125H87V124H86ZM86 125H84V127H85ZM90 125H89V126H90ZM120 125H121V124H120ZM124 125H126V124H124ZM128 125H129V124H128ZM139 125H140V123H139ZM139 125H138V127H139ZM173 125H174V124H173ZM173 125H172V126H173ZM184 125H185V124H184ZM184 125H183V127H184ZM195 125H196V124H195ZM208 125H209V124H207V126H208ZM211 125H213V124H210V126H211ZM221 125H222V124H221ZM235 125H236V124H235ZM239 125H240V124H239ZM239 125H238V126H239ZM2 126H3V124H2ZM23 126H24V125H23ZM33 126H34V125H33ZM42 126H43V125H42ZM62 126H61V127H62ZM74 126H75V125H74ZM92 126H93V125H91L90 127L92 128ZM100 126H101V125H100ZM126 126H127V125H126ZM136 126H137V125H135L134 128H136ZM141 126H142V125H141ZM141 126H140V127H141ZM153 126H154V124H153ZM169 126H170V125H169ZM192 126H193V125H192ZM202 126H203V125H202ZM38 127H39V126H38ZM75 127H76V126H75ZM80 127H81V126H80ZM86 127H87V126H86ZM94 127H96V126H94ZM94 127H93V128H94ZM98 127H99V126H98ZM107 127H108V126H107ZM128 127L130 128V126H128ZM143 127H144V125H143ZM151 127H152V125H151ZM178 127H179V126H178ZM178 127H177V128H178ZM194 127H195V126H194ZM196 127H197V126H196ZM215 127H216V125H215ZM217 127H218V126H217ZM217 127H216V128H217ZM221 127H222V126H221ZM231 127H232V125H231ZM40 128H41V127H40ZM44 128H46V127H44ZM82 128H83V127H82ZM96 128H97V127H96ZM100 128H101V127H100ZM103 128H104V127H103ZM108 128H109V127H108ZM141 128H142V127H141ZM145 128H146V127H145ZM152 128H153V127H152ZM167 128H168V127H167ZM170 128H171V127H170ZM185 128H186V127H185ZM188 128H189V127H188ZM198 128H199V127H198ZM198 128H197V130H198ZM211 128H212V127H211ZM223 128H224V127H223ZM233 128H234V127H233ZM246 128L249 129V126L246 127ZM26 129H27V128H26ZM34 129H35V128H34ZM42 129H43V127H42ZM75 129H76V128H75ZM88 129H89V128H88ZM94 129H95V128H94ZM97 129H99V128H97ZM97 129H96V130H97ZM138 129H139V128H138ZM143 129H144V128H143ZM143 129H141V130H143ZM146 129H147V128H146ZM146 129H144V131H146ZM168 129H169V128H168ZM201 129H203V128L201 127ZM204 129H206V128L204 127ZM214 129H215V128H214ZM220 129H221V128H220ZM44 130H45V129H44ZM44 130H41V131H44ZM76 130H78V128H77ZM108 130H109V129H108ZM114 130H115V129H114ZM127 130H128V129H127ZM133 130H134V129H133ZM136 130H137V128H136ZM151 130H152V129H150V131H151ZM164 130H165V129H164ZM166 130H167V129H166ZM169 130H170V129H169ZM169 130H167V131H169ZM171 130H172V128H171ZM180 130H183V129L180 128ZM191 130H193V129L191 128V129L189 130L190 133H191ZM194 130H195V129H194ZM223 130H224V129H223ZM226 130H227V129H226ZM226 130H225V131H226ZM241 130H242V129H241ZM245 130H246V129H245ZM73 131H74V128H73ZM86 131H87V129H86ZM103 131H104V130H103ZM106 131H107V130H106ZM109 131H110V130H109ZM138 131H139V130H138ZM138 131H137L136 133H138ZM148 131H149V130H148ZM152 131H153V130H152ZM167 131H166V132H167ZM183 131H184V130H183ZM198 131H199V130H198ZM208 131H210V130H208ZM211 131H212V129H211ZM218 131H219V128H218ZM218 131H217V129H216V130H215V134H217L216 132H218ZM248 131H249V130H248ZM11 132H12V131H11ZM23 132H24V131H23ZM33 132H34V131H33ZM60 132H61V131H60ZM70 132H71V131H70ZM84 132H85V131H84ZM87 132H88V131H87ZM92 132H94L93 129H92ZM92 132H91V133H92ZM98 132H99V131H98ZM110 132H111V131H110ZM124 132H125V131H124ZM127 132H128V131H127ZM130 132H131V131H129V133H130ZM170 132H172V131H170ZM175 132H176V131H175ZM192 132H193V131H192ZM194 132H195V131H194ZM205 132H206V131H205ZM223 132H224V131H223ZM223 132L221 131V133H223ZM226 132H227V131H226ZM226 132H224V134H223L222 136H224ZM44 133H45V132H44ZM54 133H55V132H54ZM63 133H64V132H63ZM63 133H62L61 135H63ZM95 133H97V132H94V134H95ZM101 133H102V128H101ZM101 133L99 132V134H101ZM103 133H105V132H103ZM114 133H115V132H114ZM151 133H152V132H151ZM167 133H168V132H167ZM177 133H178V132H177ZM181 133H182V132H181ZM183 133H184V132H183ZM183 133H182V135L184 136ZM210 133H211V132H210ZM212 133H213V132H212ZM221 133H220V134H221ZM230 133H231V132H230ZM245 133H246V132H245ZM30 134H31V132H30ZM32 134H34V133H32ZM66 134H67V133H66ZM79 134H80V133H79ZM79 134H78V135H79ZM88 134H90V133L88 132ZM92 134H93V133H92ZM92 134H90V135H92ZM99 134H96V135H99ZM130 134H131V133H130ZM130 134H129V135H130ZM140 134H142V133H140ZM143 134H144V132H143ZM168 134H169V133H168ZM170 134H171V133H170ZM173 134L175 135V133H173ZM198 134H199V133H198ZM218 134H219V133H218ZM218 134H217V135H218ZM227 134H229V132H228ZM238 134H239V133H238ZM8 135H9V134H8ZM12 135H13V134H12ZM58 135H59V134H58ZM64 135H65V134H64ZM64 135H63V136H64ZM69 135H71V138H72V134H69ZM76 135H77V133H76ZM76 135H75V136H76ZM86 135H87V134H85V136H86ZM106 135H107V134L105 133V136H106ZM112 135H113V134H112ZM123 135H124V134H123ZM123 135H122V136H123ZM126 135H128V134H126ZM133 135H134V134H133ZM145 135H146V134H145ZM161 135H162V134H161ZM161 135H160V136H161ZM174 135H172V136H174ZM178 135H180V134H178ZM182 135H180V136H182ZM188 135H189V134H188ZM188 135H187V136H188ZM191 135L194 136L193 134H191ZM191 135H190V136H191ZM201 135H204V133H202ZM208 135H210V134L208 133ZM35 136H36V134H35ZM35 136H34V137H35ZM66 136H67V135H66ZM73 136H74V134H73ZM83 136H84V135H83ZM83 136H82V138H83ZM102 136H103V134H102ZM135 136H136V135H135ZM135 136H134L133 138H135ZM137 136H138V134H137ZM137 136H136V137H137ZM172 136H171V138H173ZM183 136H182V138H183ZM190 136H189V137H190ZM195 136H196V135H195ZM215 136H216V135H215ZM218 136H219V135H218ZM69 137H70V136H69ZM80 137H81V135H80ZM89 137H91V136H89ZM123 137H124V136H123ZM131 137H132V136H131ZM140 137H142V136H140ZM155 137H156V136H155ZM167 137H169V135H168ZM175 137H176V136H175ZM198 137H199V136H198ZM198 137H196V138H198ZM205 137H207V136H205ZM205 137H203V138H205ZM208 137H209V136H208ZM213 137H214V135H213ZM216 137H217V136H216ZM220 137H221V135H220ZM226 137H227V135H226ZM228 137H230V136L228 135ZM232 137H233V136H232ZM232 137H231V138H232ZM239 137H240V136H239ZM241 137H242V136H241ZM246 137H247V136H246ZM251 137H252V136H251ZM13 138H14V137H13ZM15 138H16V136H15ZM18 138H19V137H18ZM39 138H40V137H39ZM63 138H64V137H63ZM71 138H70V139H71ZM75 138H76V137H75ZM75 138H74V139H75ZM85 138H87V136H86ZM85 138H84V139H85ZM93 138H94L93 140L96 141L94 136H93ZM99 138H100V137H99ZM110 138H111V136H110ZM133 138H132V139H133ZM138 138H139V137H138ZM138 138H137V139H138ZM156 138H159V137H156ZM171 138H170V139H171ZM176 138H177V137H176ZM176 138H175V139H176ZM185 138H187V137H185ZM192 138H193V139H196V138H194V137H191V139H192ZM200 138H201V136H200ZM26 139H27V138H26ZM66 139H68V138H66ZM70 139H69V140H70ZM72 139H73V138H72ZM74 139H73V141H76V140H74ZM78 139H79V138H78ZM78 139H77V140H78ZM128 139H129V138H128ZM137 139H136V140H137ZM141 139H142V138H141ZM149 139H150V138H149ZM165 139H166V138H165ZM173 139H174V138H173ZM175 139H174V140H175ZM183 139H184V138H183ZM183 139H182V140H183ZM188 139H189V138H188ZM191 139H189V140H191ZM212 139H213V138H212ZM218 139H219V138H218ZM221 139L226 140V139H224L223 137H221ZM227 139H228V138H227ZM249 139H250V137H249ZM11 140H12V138H11ZM19 140H20V139H19ZM35 140H36L35 138L30 137V141L28 142V145H32V144L34 143ZM80 140H82V139L80 138ZM88 140H89V139H88ZM98 140H99V139H98ZM117 140H118V139H117ZM125 140H126V139H125ZM134 140H135V139H134ZM139 140H140V139H139ZM139 140H138V142H139ZM143 140H144V139H143ZM151 140H152V139H151ZM154 140H155V139H154ZM159 140H161V139H159ZM163 140H164V138L162 139V141H163ZM197 140H198V139H197ZM197 140H196V141H197ZM201 140H202V139H201ZM206 140H208V138H207ZM206 140H205V141H206ZM209 140H211V137H210ZM214 140H217V139L214 138ZM214 140H213V142H214ZM250 140H251V139H250ZM3 141H4V139H3ZM70 141H71V140H70ZM73 141H71V142H73ZM82 141H86V140H82ZM90 141H92V139H91ZM128 141H129V140H128ZM165 141H168V140H165ZM172 141H173V140H172ZM177 141H179V140H177ZM177 141H176V142H177ZM193 141H194V140H193ZM198 141H199V140H198ZM226 141L229 142L228 140H226ZM240 141H241V140H240ZM1 142H2V141H1ZM13 142H14V141H13ZM23 142H24V141H22L21 144H23ZM25 142H26V140H25ZM68 142H69V141H68ZM79 142L81 143V141H79ZM92 142H93V141H92ZM98 142H99V141H98ZM98 142H97V143H98ZM122 142H123V141H122ZM132 142H133V141H132ZM141 142H142V141H141ZM141 142H139L138 144H140ZM173 142H174V141H173ZM180 142H181V140H180ZM180 142H179V143H180ZM202 142L205 144L204 141H202ZM202 142L200 141V143H202ZM206 142H207V141H206ZM213 142H211V144H212ZM223 142H224V141H223ZM6 143H7V142H6ZM10 143H11V141H10ZM18 143H20V142H18ZM62 143H63V142H62ZM74 143H75V142H74ZM88 143H89V144H87V146L91 144L90 142H88ZM95 143H96V142H95ZM106 143H107V142H106ZM108 143H109V141H108ZM111 143H112V141H111ZM111 143H110V144H111ZM124 143H125V142H124ZM163 143H164V142H163ZM165 143H166V142H165ZM177 143H178V142H177ZM177 143H176L175 145H177ZM181 143H183V141H182ZM188 143H189V142H188ZM188 143H187V144H188ZM190 143H191V142H190ZM194 143H195V141H194ZM194 143H193V144H194ZM196 143H197V142H196ZM214 143H215V142H214ZM216 143H218V142L216 141ZM216 143H215V144H216ZM221 143H222V142H221ZM221 143H219V144L222 145L223 148H224V147L226 148V147L228 146V145L225 146L226 144L223 146V144H221ZM229 143H231V142H229ZM229 143H228V144H229ZM232 143H233V141H232ZM26 144H27V143H26ZM34 144H36V143H34ZM67 144H68V143H67ZM75 144H76V143H75ZM92 144H93V143H92ZM143 144H144V143H143ZM145 144H146V143H145ZM145 144H144V145H145ZM148 144H149V143H148ZM154 144H155V142H154ZM160 144H161V142H160ZM169 144H170V143H169ZM183 144H185V143H183ZM193 144H192V148H193ZM204 144H203V145H204ZM206 144H207V143H206ZM208 144H209V143H208ZM65 145H66V144H65ZM70 145H71V144H70ZM70 145H69V146H70ZM76 145H77V144H76ZM105 145H106V144H105ZM118 145L120 146V144H118ZM126 145H127V144H126ZM126 145H125V146H126ZM135 145H136V144H135ZM152 145H153V144H152ZM167 145H168V144H167ZM185 145H186V144H185ZM190 145H191V144H190ZM197 145H198V144H197ZM7 146H8V145H7ZM71 146H73V149H74V150L71 149V148H72ZM71 146L69 147V148L71 149L70 154H71L72 152L74 153V151H75V148H74V147H76V146H74V144H72ZM82 146H83V145H82ZM82 146H81V148H82ZM95 146H96V145H95ZM125 146H124V147H125ZM159 146H160V145H159ZM181 146H182V145H181ZM199 146H200V145H199ZM201 146H202V145H201ZM204 146H205V145H204ZM207 146H209V145H206V147H205V149L207 148V150H209V148H211V150H212V149H214L213 147H215V146H213V145H212V147H211V146H210V147H207ZM216 146H217V145H216ZM3 147H4V146H3ZM66 147H67V145H66ZM66 147H65V148H66ZM77 147H78V145H77ZM79 147H80V146H79ZM79 147H78V148H79ZM108 147H109V146H108ZM113 147H114V146H113ZM122 147H123V146H122ZM132 147H133V146H132ZM144 147H145V146H144ZM147 147H148V146H147ZM151 147H152V146H151ZM151 147H150V149H151ZM161 147H162V146H161ZM165 147H166V146H165ZM169 147H170V146H169ZM178 147H179V146H178ZM178 147H177V148H178ZM186 147H188V146L186 145ZM186 147H185V148H186ZM230 147H231V146H230ZM241 147H242V146H241ZM5 148H6V147H5ZM36 148H37V147H36ZM89 148H90V147H89ZM95 148H97V146H96ZM125 148H126V147H125ZM142 148H143V147H142ZM170 148H171V147H170ZM177 148H176V149H177ZM180 148H181V147H180ZM180 148H179V149H180ZM182 148H183V146H182ZM190 148H191V146H190ZM201 148H204V147H201ZM219 148H220V147H219ZM219 148H218V149H219ZM236 148H237V147H236ZM7 149H8V148H7ZM9 149H10V146H9ZM12 149H13V148H12ZM29 149H30V148H29ZM40 149H41V148H40ZM79 149H80V148H79ZM84 149H85V148H84ZM87 149H88V147H87ZM87 149H86V150H87ZM92 149H94V146H92ZM98 149H99V148H98ZM113 149H114V148H113ZM120 149H121V148H120ZM140 149H141V148H140ZM146 149H147V148H146ZM165 149H166V148H165ZM205 149H204V150H205ZM216 149H217V148H216ZM231 149H232V148H231ZM5 150H6V149H5ZM51 150H52V147H50V146L47 145V153H50ZM77 150H78V149H77ZM77 150H76V151H77ZM95 150H96V149H95ZM110 150H112V149L110 148ZM122 150H124V149H122ZM130 150H131V149H130ZM136 150H138V149H136ZM154 150H155V149H154ZM167 150H169L168 147H167ZM167 150H166V151H167ZM171 150H172V149H171ZM181 150H182V149H180V151H181ZM184 150H185V149H184ZM207 150H206V151H207ZM232 150H233V149H232ZM1 151H2V150H1ZM76 151H75V152H76ZM84 151H85V150H84ZM90 151H91V150H90ZM90 151H89V152H90ZM106 151H107V150H106ZM108 151H109V150H108ZM117 151H118V150H117ZM119 151H120V150H119ZM119 151H118V152H119ZM128 151H129V150H128ZM140 151H141V150H140ZM145 151H146V150H145ZM149 151H150V150H149ZM160 151H162V150H160ZM185 151H186V150H185ZM194 151H195V150H194ZM200 151H202V150H200ZM220 151H222V150H220ZM224 151H225V150H224ZM226 151H227V150H226ZM229 151H230V150H229ZM229 151H228V152H229ZM7 152H9V151L7 150L6 153H7ZM24 152H26V151H24ZM91 152H92V151H91ZM110 152H111V151H110ZM112 152H113V150H112ZM114 152H115V151H114ZM118 152H117V153H118ZM130 152H131V151H130ZM167 152H168V151H167ZM181 152H182V154L184 153L183 150H182ZM181 152H180V155H182ZM188 152H189V151H188ZM195 152L197 153L198 151H195ZM202 152H203V151H202ZM3 153H4V152H3ZM73 153H72V155H73ZM84 153H85V152H84ZM97 153L101 154L102 152H97ZM124 153H125V152H124ZM132 153H133V152H132ZM134 153H135V152H134ZM138 153H139V152H138ZM144 153H145V152H144ZM169 153H170V152H169ZM174 153H175V152H174ZM176 153H178V152H176ZM189 153H190V152H189ZM191 153H193L192 150H191ZM200 153H201V152H200ZM205 153H206V152H205ZM205 153H204V155H205ZM210 153H211V152H208V154H210ZM218 153H220V152H218ZM10 154H11V153H9V155H10ZM15 154H16V152H15ZM29 154H30V153H29ZM32 154H33V153H32ZM36 154H37V153H36ZM70 154H69V155H70ZM77 154H78V153H77ZM80 154L83 155V153H81V150H80ZM88 154H89V153H88ZM90 154H91V153H90ZM92 154H95V153H92ZM119 154H120V153H119ZM125 154H128V152L126 151ZM125 154H124V155H125ZM148 154H149V153H148ZM165 154H166V153L163 154V153H159V152H158V153H155V154H153V155H150V154H149V156H147V157L145 156V157H146L145 160H147V161H149V162H153V161H156V162H157V160H163V161H165V160H166V155H165ZM215 154H216V153H215ZM5 155H6V154H5ZM41 155H42V157H41L42 162H41V161H40V162H41L42 165L44 166L45 164H44L43 162H44L45 154L39 153V157H40ZM64 155H66V154L64 153ZM84 155H85V154H84ZM107 155H109V154H107ZM111 155H112V154H111ZM120 155H121V154H120ZM136 155H137V154H136ZM136 155H135V156H136ZM142 155H143V154H142ZM142 155H141V156H142ZM190 155H191V154H190ZM197 155H198V154H197ZM199 155H200V154H199ZM220 155H221V154H219L218 156H220ZM223 155H224V154H223ZM17 156H20V155L18 154ZM26 156H27V155H26ZM70 156H71V155H70ZM79 156H80V155H79ZM89 156H90V155H89ZM92 156H93V155H91V157H92ZM102 156H103V155H102ZM102 156H100V157H102ZM109 156H110V155H109ZM112 156H113V155H112ZM114 156H115V155H114ZM183 156H185V155L183 154ZM191 156H193V155H191ZM200 156H202V155H200ZM200 156H199V157H200ZM214 156H215V155H214ZM15 157H16V155H15ZM15 157H14V158H15ZM34 157H35V156H34ZM68 157H69V156H68ZM82 157H83V156H81V158H82ZM84 157H85V156H84ZM94 157H95V156H94ZM94 157H92V158H94ZM97 157H98V156H97ZM97 157H96V159H97ZM115 157L117 158L118 155H116ZM125 157H126V156H125ZM130 157H131V156H130ZM168 157H169V156H168ZM170 157H171V154H170ZM172 157H173V156H172ZM179 157H180V156H179ZM179 157H178V158H179ZM186 157H187V155H186ZM188 157H189V156H188ZM194 157H195V156H194ZM204 157H205V156H204ZM204 157H203V158H204ZM207 157L210 158V155H209V156H206V158H207ZM216 157H217V156H216ZM227 157H228V153H227ZM2 158H3V157H2ZM69 158H70V157H69ZM75 158H76V157H75ZM78 158H79V157H78ZM87 158H88V156H87ZM92 158H91V159H92ZM98 158H99V157H98ZM102 158H103V157H102ZM102 158H100V160H101ZM106 158H107V157H106ZM106 158H105V159H106ZM112 158H113V157H112ZM123 158H124V157H123ZM128 158H129V156H128ZM134 158H136V157H134ZM184 158H185V157H184ZM189 158H190V157H189ZM220 158H222V157H220ZM228 158H229V157H228ZM38 159H39V158H38ZM67 159H68V158H67ZM79 159H80V158H79ZM82 159H85V158H82ZM82 159H81V160H82ZM107 159H109V158H107ZM121 159H122V158H121ZM121 159L119 158V160H121ZM136 159H138V158H136ZM140 159H141V157H140ZM140 159H139V160H140ZM169 159H170L169 161H171V158H169ZM172 159H174V158H172ZM179 159H180V158H179ZM187 159H188V158H187ZM191 159H192V157H191ZM214 159H215V158H214ZM218 159H219V158H218ZM218 159H217V160H218ZM4 160H5V159H4ZM11 160H12V159H11ZM15 160H16V159H15ZM19 160H20V159H19ZM25 160H27V159H25ZM33 160H34V158H33ZM36 160H37V159H36ZM73 160H75V159H73ZM86 160H87V159H86ZM88 160H89V159H88ZM102 160H104V159H102ZM102 160H101V161H102ZM110 160H111V159H110ZM122 160H123V159H122ZM122 160H121V161H122ZM125 160H126V159H125ZM127 160H131V159H127ZM132 160H133V158H132ZM141 160H142V159H141ZM174 160H175V159H174ZM180 160H183V157H182V159H180ZM180 160H179V161H180ZM201 160H202V159H201ZM203 160H204V159H203ZM206 160H207V159H206ZM212 160H213V159H212ZM212 160H211V161H212ZM223 160H224V159H223ZM223 160H222V161H223ZM226 160H227V159H226ZM228 160H229V159H228ZM228 160H227V162H228ZM69 161H71V160H69ZM75 161H76V160H75ZM75 161H74V162H75ZM82 161H83V160H82ZM82 161H80V162H81V165H82ZM90 161H95V160L92 159V160H90ZM97 161H98V160H97ZM101 161H100V163H101ZM104 161L106 162L107 160H104ZM136 161H137V160H136ZM142 161H143V160H142ZM166 161H168V160H166ZM185 161H186V159H185ZM185 161L183 160V162L186 164L188 161H187V162H185ZM192 161H193V160H192ZM219 161H220V159H219ZM219 161H218V162H219ZM0 162H1V161H0ZM7 162H8V161H7ZM16 162L18 163V160H17ZM34 162H35V160H34ZM38 162H39V161H38ZM77 162H78V161H77ZM86 162H87V161H86ZM108 162H109V161H108ZM114 162H115V161H114ZM116 162H117V161H116ZM134 162H135V161H134ZM140 162H141V161H140ZM145 162H146V161H145ZM190 162H191V161H190ZM201 162H202V161H201ZM205 162H206V161L204 160L202 163L205 164ZM213 162H214V161H213ZM213 162H212V163H213ZM9 163H11V162H9ZM12 163H13V161H12ZM12 163H11V164H12ZM22 163H24V162H22ZM25 163H26V162H25ZM63 163H64V162H63ZM90 163L92 164V162H89V164H90ZM106 163H107V162H106ZM111 163H113V162H111ZM119 163H120V162H119ZM125 163H126V162H125ZM130 163H131V161H130ZM138 163H139V162H138ZM169 163H172V162H169ZM174 163H175V162H174ZM180 163H181V162H180ZM180 163H178V160H177L176 165H177V164H180ZM192 163H193V162H192ZM216 163H217V162H216ZM19 164H20V163H19ZM66 164H67V163H66ZM68 164H69V163H68ZM68 164H67V165H68ZM75 164H76V163H75ZM85 164H86V163H85ZM85 164H84V165H85ZM91 164H90V165H91ZM94 164H95V163H94ZM94 164H93V165H94ZM97 164H98V163H97ZM101 164H102V163H101ZM107 164H108V163H107ZM115 164H116V163H115ZM134 164H135V163H134ZM136 164H137V163H136ZM136 164H135V165H136ZM144 164H145V163H144ZM148 164H149V163H148ZM156 164H157V163H156ZM165 164L171 166L173 163H172V164H168V163L165 162ZM181 164H182V163H181ZM190 164H191V163H190ZM190 164H189V166H191ZM197 164H199V163H197ZM221 164H222V163H221ZM221 164L218 163V165H221ZM233 164H234V163H233ZM0 165H1V164H0ZM6 165H7V164H6ZM15 165L17 166V164H15ZM21 165H23V164H21ZM25 165H26V164H25ZM69 165H70V164H69ZM76 165H77V164H76ZM76 165H75V166H76ZM79 165H80V164H79ZM84 165H83V166H84ZM86 165H87V164H86ZM102 165H104V164H102ZM108 165H109V164H108ZM113 165H114V163H113ZM113 165H112V166H113ZM116 165H118V164H116ZM131 165H132V163H131ZM131 165H130V166H131ZM158 165H159V164H158ZM158 165H157L156 167H158ZM214 165H215V164H214ZM242 165H243V164H242ZM1 166H2V165H1ZM1 166H0V167H1ZM12 166H13V165H12ZM12 166H11V168H12ZM32 166H33V165H32ZM32 166H31V167H32ZM70 166H71V165H70ZM75 166H74V167H75ZM77 166H78V165H77ZM87 166H88V165H87ZM96 166H97V165H96ZM100 166H101V165H100ZM110 166H111V165H110ZM122 166H123V165H122ZM128 166H129V163H128ZM137 166H138V165H137ZM143 166H144V165H143ZM147 166H148V165H147ZM172 166H173V165H172ZM180 166H181V165H180ZM189 166H188V168H189ZM192 166H194V165L192 164ZM200 166H201V165H200ZM212 166H213V165H212ZM237 166H238V165H237ZM72 167H73V166H72ZM88 167H89V166H88ZM88 167H87V168H88ZM90 167H91V166H90ZM113 167H114V166H113ZM113 167H112V168H113ZM116 167H117V166H115V168H116ZM119 167H120V166H119ZM124 167H125V166H124ZM126 167H127V166H126ZM131 167H132V166H131ZM145 167H146V165H145ZM156 167H155V168H156ZM159 167H160V165H159ZM161 167H162V166H161ZM175 167L178 168L179 166L177 165V166H175ZM182 167L185 168L183 165H182ZM186 167H187V165H186ZM195 167H196V166H195ZM213 167H214V166H213ZM216 167H217V165H216ZM216 167H214V168H215V173H216V172H219V171L216 170ZM223 167H225V166H223ZM1 168H2V167H1ZM11 168H10V169H11ZM13 168H15V167H13ZM37 168H38V167H37ZM37 168H36V169H37ZM79 168H81V167H79ZM91 168H94V166L91 167ZM91 168H89V169H91ZM97 168H99V167H97ZM97 168H96L95 170H91V171H96ZM105 168H106V167H105ZM110 168H111V167H110ZM115 168H114V169H115ZM129 168H130V167H129ZM139 168H140V166H139ZM142 168H143V167H142ZM153 168H154V167H153ZM168 168H169V167H168ZM177 168H175L174 170H176ZM183 168H182V169H183ZM206 168H207V167H206ZM210 168H211V167H210ZM220 168H222V166H221ZM220 168H219V169H220ZM234 168H235V167H234ZM17 169H18V168H17ZM19 169H20V168H19ZM23 169H24V168H23ZM68 169H69V168H68ZM73 169H74V168H73ZM75 169H76V168H75ZM77 169H78V168H77ZM85 169H86V168H85ZM117 169H120V168H116V170H117ZM127 169H128V168H127ZM132 169H133V168H132ZM163 169H164V167H163ZM171 169H172V168L170 167V170H171ZM189 169H190V168H189ZM191 169H192V168H191ZM191 169H190V172H191ZM194 169H195V168H194ZM194 169H193V170H194ZM245 169H246V168H245ZM8 170H9V169H8ZM38 170H39V169H38ZM41 170H42V172L45 173V168H44V167H42ZM66 170H67V169H66ZM66 170H65V171H66ZM79 170H80V169H79ZM101 170H102V169H101ZM105 170H106V169H105ZM111 170H112V169H111ZM120 170H121V169H120ZM128 170H129V169H128ZM144 170H145V169H144ZM159 170H160V169H159ZM165 170H167V169H165ZM170 170H169V171H170ZM187 170H188V169H187ZM187 170H186V168H185V171H187ZM193 170H192V171H193ZM207 170H208V169H207ZM220 170H221V169H220ZM257 170H258V169H257ZM0 171H1V170H0ZM10 171H11V170H10ZM12 171H13V170H12ZM17 171H18V170H17ZM63 171H64V170H63ZM69 171H70V170H69ZM72 171H73V170H72ZM86 171H87V170H86ZM91 171H90V172H91ZM112 171H113V170H112ZM112 171H110V172H112ZM114 171H115V170H114ZM117 171H118V170H117ZM130 171H132V170H130ZM130 171H129V173L131 174ZM137 171H138V169H137ZM146 171H147V170H146ZM155 171H156V170H155ZM155 171H154V172H155ZM161 171H162V172H161ZM161 171H160V172L163 174V173H164V172H163L164 170H161ZM169 171H168V172H169ZM177 171H179V170H177ZM177 171H174V172L177 174ZM181 171H182V170H181ZM181 171H179V172L181 173ZM183 171H184V170H183ZM194 171H195V170H194ZM197 171H198V170L196 169V173H197ZM222 171H223V170H222ZM34 172H36V171H33V173H34ZM54 172H55V171H54ZM75 172H76V171H74V173H75ZM80 172H81V170H80ZM87 172H89V171H87ZM90 172H89V173H90ZM110 172H109V170H108V173H110ZM115 172H116V171H115ZM127 172H128V171H127ZM132 172H133V171H132ZM141 172H142V171H141ZM166 172H167V171H166ZM170 172H171V171H170ZM187 172H188V171H187ZM208 172H210V169H209ZM213 172H214V171H213ZM241 172H242V171H241ZM5 173H6V172H5ZM13 173H14V172H13ZM68 173H69V172H68ZM74 173H72V174H74ZM77 173H78V171H77ZM89 173H87V174H89ZM93 173H94V175H95L96 172H93ZM93 173H92V174H93ZM100 173H101V172H100ZM113 173H114V172H113ZM117 173L119 174L120 172H117ZM121 173H122V172H121ZM138 173H139V172H138ZM155 173H156V172H155ZM157 173H158V172H157ZM172 173H173V171H172ZM172 173H171V174H172ZM175 173H173V175H174ZM180 173H178V174H180ZM182 173H185V172H182ZM194 173H195V172H194ZM196 173H195V174H196ZM205 173H206V171H205ZM233 173H234V172H233ZM246 173H247V172H246ZM246 173H245V174H246ZM85 174H86V173L84 172V175H85ZM98 174H99V172H98ZM98 174H96V176H97ZM125 174H126V173H125ZM139 174H140V173H139ZM139 174H136V172H135V174H133V176H134V175H138V177H139ZM142 174H144V171H143ZM162 174L160 175L161 177H165V176H164L165 174L167 175V173H164L163 176H162ZM186 174L189 175V173H186ZM197 174H199V172H198ZM197 174H196V176H197ZM200 174H201V172H200ZM202 174H203V173H202ZM211 174H212V173H211ZM220 174L223 175L222 172H221ZM0 175H1V174H0ZM35 175H36V174H35ZM64 175H67V173H64ZM74 175H76V174H74ZM80 175H83V174L80 173ZM94 175H92V176H94ZM106 175H107V174H106ZM122 175H123V174H122ZM122 175H121V176H122ZM126 175H128V173H127ZM140 175H141V174H140ZM147 175H149V174H147ZM152 175H153V171H152ZM152 175H151V176H152ZM168 175H170V174H168ZM180 175L183 176V174H180ZM180 175H179V176L176 175V176H178V177H176V176H175V177H176V178H179ZM190 175H192V174H190ZM190 175H189V176H190ZM204 175H205V174H204ZM218 175H219V174H218ZM218 175H217V176H218ZM246 175H247V174H246ZM23 176H25V175H23ZM58 176H59V175H58ZM69 176H70V175H69ZM71 176H72V175H71ZM77 176H78V175H77ZM88 176H90V174H89ZM111 176H112V174H111ZM117 176H118V175H117ZM129 176H131V175H129ZM158 176H159V175H158ZM182 176H181V177H182ZM194 176H195V175H194ZM194 176H193V177H194ZM198 176H199V175H198ZM217 176H216L215 179L218 181V180H220L221 177L219 178V177H217ZM0 177H1V176H0ZM75 177H76V176H75ZM97 177H99V175H98ZM103 177H104V176H103ZM103 177L101 178V180L104 179V178H106V177H109V175L106 176V177H104V178H103ZM125 177H126V176H125ZM134 177H135V176H134ZM134 177H133V181L137 179V178L134 179ZM147 177H149V176H147ZM154 177H155V175H154ZM161 177H160V178H161ZM166 177H167V176H166ZM170 177H171V175H170ZM170 177L168 176V178H170ZM175 177H174V179H175ZM185 177H186V176H185ZM185 177H184V179H185ZM187 177H188V176H187ZM203 177H204V176H203ZM207 177H208V176H207ZM222 177H223V176H222ZM241 177H242V176H241ZM57 178H58V177H57ZM65 178H67V177H65ZM84 178H86V175L83 177V179H84ZM89 178H90V177H89ZM92 178H95V177H92ZM113 178H114V177H113ZM127 178H128V177H127ZM130 178H131V177H130ZM130 178H128V179H130ZM141 178H142V177H141ZM152 178H153V177H152ZM156 178H157V177H156ZM172 178H173V177H172ZM199 178H201V177H199ZM205 178H206V177H205ZM223 178L226 179V177H223ZM227 178H228V177H227ZM242 178H243V177H242ZM52 179H53V178H52ZM71 179H72V178H71ZM79 179H81V177H80ZM90 179H91V178H90ZM106 179H107V178H106ZM109 179H112V178H109ZM109 179H108V180H109ZM114 179H115V178H114ZM116 179H117V177H116ZM116 179H115V180H116ZM120 179H121L122 183H123V181L125 180V179L122 180L121 177H120ZM138 179H139V178H138ZM166 179H167V178H166ZM180 179H181V178H180ZM180 179H179L178 181L175 179V180H176L175 182L180 183V182H179V181H181ZM182 179H183V177H182ZM187 179H188V178H187ZM14 180H15V179H14ZM35 180H37V179H35ZM67 180H68V179H67ZM77 180H78V179H77ZM85 180H86V179H84V181H85ZM98 180H99V182H100V179H98ZM153 180H154V179H153ZM156 180H157V179H156ZM156 180H155V181H156ZM160 180H163V179H160ZM160 180L158 179L157 181H160ZM195 180H196V179H195ZM202 180H203V179H202ZM205 180H206V179H205ZM205 180H203V181H205ZM243 180H244V179H243ZM247 180H248V179H247ZM1 181H3V180H1ZM69 181H70V183H71V180H69ZM72 181H73V180H72ZM82 181H83V180H82ZM84 181H83V182H84ZM90 181H91V180H90ZM95 181H96V179H95ZM109 181H111V180H109ZM126 181H127V180H126ZM137 181H138V180H137ZM140 181H141V180H140ZM167 181H168V180H167ZM172 181H173V180H172ZM189 181H192V180H189ZM222 181H223V180H222ZM224 181H225V180H224ZM253 181H254V179H253ZM5 182H6V181H5ZM34 182H35V181H34ZM80 182H81V181H80ZM80 182H79V183H80ZM85 182H86V181H85ZM85 182H84V183H85ZM87 182H88V181H87ZM87 182H86V185H87ZM107 182H108V181H107ZM112 182H113V180L111 181V183H112ZM128 182L131 183V179H130V181H128ZM142 182H143V181H142ZM147 182H148V181H147ZM165 182H166V181H165ZM165 182H164V183H165ZM181 182H182V181H181ZM184 182H185V180H184ZM187 182H188V181H187ZM194 182L196 183L197 181H193V183H194ZM198 182H199V181H198ZM209 182H210V181H209ZM220 182H221V181H220ZM230 182H231V181H230ZM61 183H62V182H61ZM61 183H60V184H61ZM72 183H73V182H72ZM84 183H83V184H84ZM88 183H90V185L92 184L91 182H88ZM114 183L119 184V177H118V182L116 181V182H114ZM122 183H120V185H122ZM126 183H127V182H126ZM126 183H125V184H126ZM129 183H128V187H129ZM149 183H150V182H149ZM149 183H148V185H149ZM162 183H163V182H162ZM169 183H171V182H169ZM173 183H174V181H173ZM188 183L190 184V182H188ZM188 183H187V184H188ZM203 183H204V182H203ZM206 183H207V182H206ZM9 184H10V183H9ZM81 184H82V183H81ZM94 184H95V183H94ZM97 184H99V183H97ZM101 184H102V182H101ZM104 184H105V183H104ZM104 184H103V186H106V185H107V184H106V185H104ZM108 184H109V183H108ZM112 184H113V183H112ZM133 184H134V183H133ZM135 184H136V183H135ZM151 184H154V183H151ZM158 184H159V183H158ZM187 184H186V185H187ZM200 184H201V182H200ZM209 184H210V183H209ZM213 184H214V186H215V183H213ZM216 184H217V182H216ZM221 184H222V182H221ZM223 184H224V182H223ZM233 184H234V182H233ZM6 185H7V184H6ZM13 185H14V184H13ZM39 185H40V184H39ZM74 185H75V184H74ZM77 185H78V183H77ZM90 185H89V187H90ZM110 185H111V184H110ZM110 185H109V186H110ZM113 185H115V184H113ZM113 185H112V187L110 186V187L112 188V191H113V188H114ZM120 185H119V186H120ZM145 185H146V184H145ZM145 185H144V186H145ZM148 185H147V186H148ZM160 185H161V182H160V184L158 185V186L161 188L163 185H162V186H160ZM166 185H168V187H169V184H166ZM171 185H172V184H171ZM174 185H176V184H174ZM174 185H173V186H174ZM191 185H192V184H191ZM194 185H195V184H194ZM201 185H203V184H201ZM201 185H200V186H201ZM224 185H225V184H224ZM227 185H228V184H227ZM231 185H232V184H231ZM240 185H241V184H240ZM244 185H245V184H244ZM7 186H8V185H7ZM21 186H22V185H21ZM21 186H20V187H21ZM54 186H55V185H54ZM59 186H60V185H59ZM68 186H69V185H67V187H68ZM92 186H93V188H94V185H92ZM98 186L101 187L100 185H98ZM98 186H96V188H97ZM109 186H108V187H109ZM115 186H116V185H115ZM117 186H118V185H117ZM125 186H126V185H125ZM135 186H136V185H135ZM140 186H141V185H140ZM184 186H185V185H184ZM197 186H198V185H197ZM208 186H209V185H208ZM208 186H207V187H208ZM212 186H213V185H212ZM219 186H221V185L219 184ZM235 186H237V185H235ZM235 186H234V187H235ZM11 187H12V186H11ZM73 187H74V186H73ZM84 187H86V186L84 185ZM137 187H138V186H137ZM150 187H151V186H150ZM164 187H165V186H164ZM176 187H177V186H176ZM176 187H175V189H176ZM185 187H186V186H185ZM188 187H189V186H188ZM23 188H24V187H23ZM68 188H69V187H68ZM76 188H77V187H76ZM76 188H75V189H76ZM86 188H87V187H86ZM86 188H85V189H86ZM91 188H92V187H91ZM103 188H104V187H103ZM116 188H117V187H116ZM129 188H131V186H130ZM132 188H133V187H132ZM132 188H131V189H132ZM151 188H152V187H151ZM156 188H157V187H156ZM173 188H174V187H173ZM173 188H172V191H173ZM178 188H179V187H178ZM190 188H191V187H190ZM190 188H189V189H190ZM192 188H194V187H192ZM195 188H196V186H195ZM197 188H199V187H197ZM203 188H204V187H203ZM210 188H211V187H210ZM225 188H226V187H225ZM66 189H67V188H66ZM72 189H74V188H72ZM85 189H84V190H85ZM87 189H88V188H87ZM100 189H101V188H100ZM114 189H115V188H114ZM118 189L120 190L121 188L119 187ZM118 189H116V191H117ZM134 189H135V187H134ZM134 189H133V190H134ZM139 189H140V188H139ZM147 189H148V188H147ZM153 189H154V188H152V191H153ZM157 189H159V188H157ZM157 189H155V190H157ZM166 189H168V188H166ZM183 189H184V188H183ZM183 189L180 188V190H183ZM185 189H188V188H185ZM185 189H184V190H185ZM199 189H200V188H199ZM213 189H214V188H213ZM23 190H24V189H23ZM102 190H103V189H102ZM121 190H123V189H121ZM160 190H161V189H160ZM163 190H164V189H163ZM168 190H170V187H169ZM184 190H183V192H184ZM207 190H208V188L206 189V191H207ZM215 190H216V189H215ZM215 190H213V191H215ZM243 190H244V189H243ZM257 190H258V189H257ZM261 190H262V189H261ZM7 191H8V190H7ZM65 191H66V190H65ZM72 191H73V190H72ZM85 191H86V190H85ZM90 191H91V190H90ZM94 191H95V190H94ZM96 191H97V190H96ZM99 191H101V190H99ZM125 191H128V190L125 189ZM136 191H137V190H136ZM136 191H135V195H136V193H137ZM143 191H144V190H143ZM149 191H150V190H149ZM158 191H159V190H158ZM158 191H157V192H158ZM193 191H194V190H193ZM197 191H199V190H197ZM200 191H201V190H200ZM208 191H211V190H208ZM213 191H212V192H213ZM218 191H219V190H218ZM218 191H217V193H218ZM222 191H223V190H222ZM222 191H221V194H222ZM0 192H1V190H0ZM2 192H3V191H2ZM42 192H43V191H42ZM60 192H61V191H60ZM66 192H67V191H66ZM66 192H65V193H66ZM79 192H81V191H79ZM82 192H84V191H82ZM87 192H88V191H87ZM87 192H86V193H87ZM92 192H93V191H92ZM114 192H115V190H114ZM117 192H118V191H117ZM120 192L125 193L124 191H120ZM132 192H133V191H132ZM138 192H139V191H138ZM146 192H147V190H146ZM163 192H164V191H163ZM170 192H171V191H170ZM170 192H169V193H170ZM174 192H175V191H174ZM178 192H179V191H178ZM181 192H182V191H181ZM188 192H189V190H188ZM188 192H187V194L191 193V192H189V193H188ZM201 192H202V191H201ZM201 192H200V193H201ZM203 192H205V191H203ZM69 193H70V192H69ZM72 193H73V192H72ZM77 193H78V192H77ZM77 193H75V194H77ZM88 193H89V192H88ZM97 193L99 194V192H97ZM97 193H96V194H97ZM100 193H101V192H100ZM106 193H107V192H106ZM108 193H109V192H108ZM127 193H129V192H127ZM139 193H140V192H139ZM152 193H153V192H152ZM154 193H155V192H154ZM158 193H160V192H158ZM171 193H173V192H171ZM192 193H194V192H192ZM214 193H216V191H215ZM0 194H1V193H0ZM39 194H40V193H39ZM66 194H67V193H66ZM114 194H116V193H114ZM114 194L112 195L113 197L115 196ZM118 194H119V193H118ZM125 194H126V193H125ZM132 194H133V193H132ZM150 194H151V193H150ZM167 194H168V193H167ZM173 194H174V193H173ZM173 194H172V195H173ZM184 194H185V193H184ZM201 194H202V193H201ZM201 194L198 193V195H201ZM204 194H206V193H204ZM204 194H203V195H204ZM210 194H211L210 196H213L212 193H210ZM255 194H256V193H255ZM22 195H23V193H22ZM58 195H59V194H58ZM81 195H82V193H81ZM83 195H87V194H83ZM93 195L95 196V194H93ZM109 195H110V194L106 195V197L103 196V195H102V196L105 197V198H107V196L109 197ZM116 195H117V194H116ZM121 195H123V194H121ZM128 195H130V193H129ZM147 195H149V193H148ZM155 195H156V194H155ZM157 195H158V194H157ZM169 195H170V194H169ZM172 195H170V196H172ZM198 195H197V196H198ZM206 195H207V194H206ZM235 195H236V194H235ZM235 195L232 196V197L234 198V199H233L234 201H236V198H237ZM6 196H7V195H6ZM25 196H26V195H25ZM124 196H125V195H124ZM144 196H145V195H144ZM149 196H150V195H149ZM159 196H160V195H159ZM161 196H162V198H163V195H161ZM166 196H167V195H166ZM175 196H176V195H175ZM186 196H187V195H186ZM197 196H196V197H197ZM208 196H209V195H208ZM219 196H220V195H219ZM254 196H255V195H254ZM11 197H13V196H11ZM78 197H79V194H78ZM81 197H82V196H81ZM83 197H84V196H83ZM83 197H82V199L84 200L85 198H83ZM91 197H92V196H91ZM119 197H120V195H119ZM127 197H128V196H127ZM150 197H151V196H150ZM155 197H156V196H154V197H152V198H155ZM164 197H165V196H164ZM182 197H183V196L181 195V198H182ZM201 197H202V196H201ZM220 197H222V196H220ZM49 198H50V197H49ZM87 198H88V197L86 196L85 203H86V201L88 200ZM89 198H90V197H89ZM97 198H99V197H97ZM97 198H96V199H97ZM105 198H104V199H105ZM117 198H118V196H117L115 199H117ZM122 198H123V197H122ZM122 198H119V199H122ZM131 198H132V197H131ZM133 198H134V197H133ZM137 198H138V197H137ZM147 198H148V197H147ZM158 198H159V197H157V199L155 198V199H156V202H157ZM171 198H172V197H171ZM194 198H195V197H194ZM198 198H199V197H197V199H198ZM215 198H216V197H215ZM6 199H7V198H6ZM9 199H10V198H9ZM23 199H24V198H23ZM23 199H22V200H23ZM25 199H26V197H25ZM96 199H94V200L96 201ZM113 199H114V198H113ZM128 199H130V197H129ZM135 199H136V197H135ZM159 199L161 200V198H159ZM168 199H170L169 196H168ZM184 199H185V196H184ZM186 199H187V198H186ZM186 199H185V200H186ZM217 199H218V198H217ZM0 200H1V199H0ZM2 200H3V199H2ZM14 200H15V199H14ZM22 200H21V202H22ZM26 200H27V199H26ZM72 200H73V199H72ZM77 200H78V199H77ZM79 200H80V199H79ZM102 200H103V199H101V201H102ZM123 200H124V199H123ZM149 200H150V198H149ZM151 200H152V199H151ZM151 200H150V201H151ZM160 200H159V201H160ZM166 200H167V199H166ZM172 200H173V199H172ZM176 200H178V198H177ZM176 200H174V201L176 202ZM188 200H189V199H188ZM199 200L202 201L203 199L201 200V198H200ZM207 200H208V199H207ZM224 200H226V199H224ZM256 200H257V199H256ZM10 201H11V200H10ZM10 201H9V202H10ZM46 201H47V200H46ZM81 201H82V200H81ZM81 201H80V202H81ZM97 201H98V200H97ZM97 201H96V204H98ZM105 201H106V200H105ZM115 201H116V200H115ZM121 201H122V200H121ZM133 201H135V200H133ZM138 201H139V200H138ZM159 201H158V202H159ZM162 201H164V199H162ZM162 201H160V202H162ZM169 201H170V200H169ZM179 201H180V200H179ZM182 201H183V200H182ZM182 201H181V202H182ZM193 201H194V200H193ZM200 201H199V202H200ZM234 201H233V203H234ZM248 201H249V200H248ZM258 201H259V200H258ZM258 201H257V202H258ZM4 202H5V204H6L7 200L4 201ZM12 202H14V201L12 200ZM24 202H25V201H24ZM27 202H28V201H27ZM75 202H77V201L74 200V203H75ZM78 202H79V201H78ZM89 202H90V200H89ZM91 202H92V201H91ZM91 202H90V203H91ZM93 202H94V201H93ZM99 202H100V201H99ZM112 202H113V200H112ZM112 202H110V203H112ZM118 202H119V201H117V203H118ZM130 202H131V201H130ZM130 202L128 201V203H127V201H126L125 203L129 204V206H130ZM147 202H149L148 199H147ZM147 202H146V203H147ZM152 202H154V201H151V203H152ZM166 202H167V201H165V204H166ZM170 202H171V201H170ZM170 202H169V203H170ZM177 202H178V201H177ZM183 202H184V201H183ZM186 202H187V201H185L184 204H186ZM197 202H198V201H197ZM203 202H204V200H203ZM207 202L209 203V201H207ZM219 202H220V204H221L222 201L220 200ZM223 202H224V201H223ZM238 202H239V201H238ZM19 203H20V202H19ZM25 203H26V202H25ZM50 203H51V202H50ZM82 203H83V202H82ZM125 203H123V205H124ZM137 203H138V202H136V204H137ZM169 203L166 204V205L169 206L170 204H172V206H173V203H172V202H171L170 204H169ZM188 203H189V202H188ZM201 203H202V202H201ZM201 203H200V204H201ZM212 203H213V202H212ZM216 203H217V202H216ZM216 203H215V204H216ZM226 203H227V202H226ZM258 203H260V202H258ZM3 204H4V203H3ZM5 204H4V205H5ZM7 204L9 205V203H7ZM7 204H6V205H7ZM10 204H13V203L10 202ZM86 204H87V203H86ZM86 204H84V205H86ZM96 204H95V205H96ZM104 204H105V203H104ZM104 204H103V205H104ZM107 204H108V203H107ZM121 204H122V203H121ZM121 204H119V205H121ZM132 204H133V203H132ZM141 204H142V203H141ZM147 204H148V203H147ZM149 204H150V202H149ZM155 204H156V203H155ZM157 204H158V203H157ZM165 204H164V206H162L163 209H164V207H166ZM179 204H181V203L179 202ZM182 204H183V203H182ZM195 204H196V203H195ZM203 204H204V203H203ZM209 204H210V203H209ZM222 204H223V203H222ZM17 205H18V203H17ZM19 205H20V204H19ZM55 205H56V204H55ZM68 205H69V204H68ZM74 205H75V204H74ZM76 205H77V203H76ZM91 205H92V204H91ZM93 205H94V204H93ZM100 205H101V204H100ZM103 205H102V206H103ZM105 205H106V204H105ZM105 205H104V206H105ZM112 205H114V204L112 203ZM119 205H118V206H119ZM123 205H122V206H123ZM133 205H135V204H133ZM152 205H153V204H152ZM159 205H160V204H159ZM176 205H177V206H180V205H178V204H176ZM192 205H193V204H192ZM192 205H191V206H192ZM205 205L208 207V205H207L206 203H205ZM211 205H213V204H211ZM241 205H242V204H241ZM258 205H259V204H258ZM260 205H261V204H260ZM1 206H2V205H1V203H0V216H3L4 221H6V222L8 223V221H9V216H8L6 213H4V212L1 213V212H2V210H1ZM20 206H21V205H20ZM80 206H81V205H80ZM108 206H110V205L108 204ZM114 206H115V205H114ZM135 206H136V205H135ZM156 206H157V205H155V207H156ZM172 206H170V207L172 208ZM183 206H184V205H183ZM187 206H188V204H187ZM200 206H202V205H199V207H200ZM214 206H215V205H214ZM218 206L221 207L220 205H218ZM218 206H217V207H218ZM222 206H223V205H222ZM250 206H251V204H250ZM23 207H24V206H23ZM61 207H62V206H61ZM82 207H83V206H82ZM89 207H90V205H89ZM100 207H101V206H99V208H100ZM105 207H107V206H105ZM137 207H138V206H137ZM155 207H154V208H155ZM160 207H161V206H160ZM185 207H186V206H185ZM195 207H196V206H195ZM199 207H198V210H199ZM202 207H203V206H202ZM212 207H213V206H212ZM223 207H224V206H223ZM243 207H244V206H243ZM3 208H4V207H3ZM7 208H8V207H7ZM10 208H11V207H9V209H10ZM73 208H74V207H73ZM75 208H76V207H75ZM84 208H86V207L84 206ZM91 208L94 209L95 207L92 206V207H90V209H89V208H88V209L86 208V209L89 210V212H90ZM102 208H103V207H102ZM118 208H120V207H118ZM129 208H130V207H129ZM132 208H133V207H132ZM139 208H140V207H139ZM171 208H170V210H171ZM176 208H177V207H176ZM176 208H175V210H177ZM188 208H190V207H187V209H188ZM210 208H211V206H210ZM9 209H8V210H9ZM16 209H17V208H16ZM21 209H22V208H20V210H21ZM78 209H79V206H78ZM82 209H83V208H82ZM109 209H111V208H109ZM126 209H127V207H126ZM146 209H147V208H146ZM146 209H144V210L146 211ZM149 209H150V205H149ZM158 209H159V208H157V211H156V212H159ZM166 209H167V208H166ZM166 209H165V210H166ZM183 209H184V208H183ZM191 209H192V207H191ZM196 209H197V208H196ZM200 209H201V208H200ZM207 209H208V208H207ZM213 209H214V208H213ZM216 209H217V208H216ZM218 209H219V208H218ZM222 209H223V208H222ZM3 210H4V209H3ZM8 210H7V211H8ZM20 210H19V211H20ZM94 210H95V209H94ZM105 210H106V208H105ZM114 210H115V209H114ZM114 210H113V208H112V210H110V212H113ZM117 210H118V209H117ZM127 210H128V209H127ZM131 210H132V209H131ZM139 210H140V209H139ZM142 210H143V209H142ZM152 210H153V209H152ZM172 210H174V207H173ZM180 210H181V209H180ZM185 210H186V209H185ZM185 210H184L183 213H184L185 215H187L188 212L186 211V212H187V213H186ZM198 210H196V211H198ZM204 210H205V209H204ZM209 210H210V209H209ZM247 210H248V209H247ZM4 211H5V210H4ZM12 211H13V210H12ZM30 211H31V210H30ZM70 211H71L70 206L67 207V208L65 209L64 216H66V218H67V216H68L67 214H69ZM77 211H78V210H77ZM79 211H80V210H79ZM82 211H83V210H81V212H82ZM101 211H102V210H101ZM166 211H167V210H166ZM191 211H192V210H191ZM194 211H195V210H194ZM194 211H193V212H194ZM200 211H201V210H200ZM200 211H199V213H200ZM202 211H203V210H202ZM214 211H215V210H214ZM217 211H218V210H217ZM83 212H84V211H83ZM83 212H82V214H84L86 211H85L84 213H83ZM92 212H93V210H92ZM98 212H100V209H99ZM98 212H97V213H98ZM110 212H109V213H110ZM116 212H117V211H116ZM126 212H128V211H126ZM129 212H130V211H129ZM143 212H144V211H143ZM143 212H142V213H143ZM148 212H149V210H148ZM150 212H151V210H150ZM150 212H149V213H150ZM153 212H154V211H153ZM162 212H164V211H162ZM168 212H170V211H168ZM181 212H182V210H181ZM211 212H212V211H211ZM13 213H14V212H13ZM15 213H16V212H15ZM74 213H75V210H74ZM78 213H79V212H78ZM87 213H88V212H87ZM117 213H119V212H117ZM121 213H122V212H121ZM140 213H141V211H140ZM146 213H147V212H146ZM146 213H144L143 216H146ZM172 213H174V212H172ZM176 213H177V212H176ZM178 213H179V211H178ZM196 213H197V212H196ZM217 213H218V212H217ZM233 213H234V212H233ZM246 213H247V212H246ZM5 214H6V215H5ZM82 214H78V215H82ZM92 214H93V213H92ZM92 214H90L91 217L93 216ZM103 214H104V213H103ZM103 214L101 213L100 215H103ZM105 214L107 215V210H106ZM119 214H120V213H119ZM122 214H126V213H122ZM122 214H121V215H122ZM130 214H132V213L130 212ZM130 214H128V215H130ZM155 214H156V213H155ZM155 214H153V215L155 216ZM165 214H166V212H165ZM168 214H169V213H168ZM184 214H183V215H184ZM197 214H198V213H197ZM197 214H195V215H197ZM202 214H203V213H202ZM213 214H214V213H213ZM11 215L14 216L13 214H11ZM55 215H56V214H55ZM57 215H58V213H57ZM84 215H85V214H84ZM90 215H87V216L90 218ZM98 215H99V214H98ZM110 215H113V214H109V216H110ZM115 215H117V214H115ZM148 215H150V214H147V216H148ZM151 215H152V214H151ZM166 215H167V214H166ZM189 215H190V214H189ZM192 215H193V214H192ZM192 215H191V216H192ZM207 215H208V214H207ZM214 215H216V214H214ZM231 215H232V213H231ZM254 215H256V214H254ZM263 215H264V214H263ZM15 216H16V215H15ZM85 216H86V215H85ZM109 216H108V218H109ZM141 216H142V215H141ZM154 216H153V217H154ZM167 216H168V215H167ZM167 216H166V217H167ZM199 216H201V215H199ZM81 217H82V216H81ZM96 217H97V216H96ZM99 217H100V216H99ZM104 217H105V215H104ZM111 217H112V216H111ZM122 217H123V216H122ZM137 217H138V216H137ZM148 217H149V216H148ZM150 217H151V216H150ZM150 217H149V218H150ZM158 217H159V216H158ZM163 217H165V215H163ZM171 217L175 218L174 215L171 216ZM176 217H177V216H176ZM184 217H185V216H184ZM188 217H189V216H188ZM211 217H212V216H211ZM16 218H18V215H17ZM57 218H58V217H57ZM82 218H83V217H82ZM84 218H85V217H84ZM105 218H106V217H105ZM105 218H103V220L106 221L107 218H106V219H105ZM119 218H121V217H119ZM123 218H124V217H123ZM139 218H141V217L139 216ZM139 218H138V219H139ZM144 218H145V217H144ZM173 218H172V219H173ZM181 218H182V217L180 216L179 219H181ZM186 218H187V217H186ZM194 218H195V217H193V219H194ZM196 218L198 219V217H196ZM199 218H200V217H199ZM205 218H206V216H205ZM207 218H208V217H207ZM228 218H229V217H228ZM1 219H2V218H1ZM86 219H87V218H86ZM96 219H97V218H96ZM101 219H102V218H100V220H101ZM114 219H115V217H114ZM117 219H118V218L116 217V220H117ZM124 219H126V218H124ZM128 219L130 220V218H128ZM135 219H136V218H135ZM151 219H152V218H151ZM153 219H154V218H153ZM155 219H156V216H155ZM162 219H163V218H162ZM187 219H188V218H187ZM189 219H190V218H189ZM211 219H212V218H211ZM214 219H215V216H214ZM11 220H12V219H11ZM14 220H15V219H14ZM14 220H13V221H14ZM16 220H17V219H16ZM61 220H62V219H61ZM70 220H71V219H70ZM80 220H81V219H80ZM80 220H79V221H80ZM83 220H84V219H83ZM89 220H90V219H89ZM89 220H88V222H90ZM100 220H99V221H100ZM121 220H122V218H121ZM131 220H132V219H131ZM136 220H137V219H136ZM139 220H141V219H139ZM142 220H143V219H142ZM147 220H148V219H147ZM176 220H177V219H176ZM185 220H186V219H185ZM191 220H192V218H191ZM64 221H65V220H64ZM79 221H77V222L82 224V221H80V222H79ZM108 221H109V219H108ZM112 221L114 222V220H112ZM119 221H120V220H119ZM119 221H118V222H119ZM137 221H138V220H137ZM137 221H136V222H137ZM163 221H164V219H163ZM182 221H183V219H182ZM194 221H195V220H193L192 222H194ZM207 221H210V220H207ZM207 221H206V222H207ZM213 221H214V220H213ZM6 222H5V223H6ZM11 222H12V221H11ZM22 222H23V221H22ZM113 222L111 223V225L113 224ZM118 222H117V223H118ZM121 222H123V221H121ZM131 222H134V220L131 221ZM144 222H145V221H144ZM149 222H150V220H149ZM158 222H161V221L159 220ZM158 222H157V223H158ZM165 222H166V221H165ZM170 222H171V219H170ZM170 222H169L168 224H171ZM176 222H179V221H176ZM190 222H191V221H190ZM190 222H189V223H190ZM199 222H200V221H199ZM199 222H198V223H199ZM204 222H205V221H204ZM204 222H201V223L197 224V227L202 228L201 231H203V230L205 229V228L203 229V227L205 226V225H204ZM248 222H249V221H248ZM1 223H2V222H1ZM3 223H4V222H3ZM78 223H77V225H78ZM96 223H98V219H97V222H96ZM100 223H101V221H100L98 224H96V225H99ZM105 223H106V222H105ZM134 223H135V222H134ZM141 223H142V222H141ZM151 223L153 224V222H151ZM157 223H155V224H157ZM180 223H181V222H180ZM195 223H196V222H194V225L196 226ZM210 223H211V222H210ZM210 223H209V224H210ZM229 223H230V222H229ZM252 223H253V221H252ZM11 224H12V223H11ZM68 224H69V223H68ZM81 224H79V225H81ZM89 224H90V223H89ZM103 224H104V223H103ZM106 224H107V227H109V226H108V223H106ZM118 224H119V223H118ZM126 224H127V222H126ZM130 224H131V223H130ZM146 224H147V223H146ZM148 224H149V223H148ZM162 224H164V222H163ZM165 224H166V223H165ZM165 224L163 225L164 227L166 226ZM168 224H167V225H168ZM175 224H177V223H174V225H175ZM178 224H179V223H178ZM234 224H235V223H234ZM9 225H10V224H9ZM13 225H14V224H13ZM15 225H16V224H15ZM82 225H83V224H82ZM121 225H122V223H121ZM150 225H151V224H150ZM157 225H158V224H157ZM157 225H155V226L158 228L159 225H158V226H157ZM182 225H183V223H182ZM188 225H189V224H188ZM188 225L186 224V226H188ZM7 226H8V224H7ZM10 226L12 227V225H10ZM68 226H69V225H68ZM133 226H134V224H133ZM136 226H137V225H136ZM138 226H139V224H138ZM138 226H137V228H138ZM141 226H143V224H142ZM146 226H147V225H146ZM146 226H145V228H146ZM148 226H149V225H148ZM183 226H185V225H183ZM8 227H9V226H8ZM55 227H56V226H55ZM97 227H98V226H97ZM107 227L105 226V228H107ZM111 227H112V226H111ZM120 227H121V226H120ZM122 227H125V226L123 225ZM126 227H128V226H126ZM139 227H140V226H139ZM143 227H144V226H143ZM143 227H141L142 230H143ZM151 227H152V226H151ZM166 227H169V226H166ZM166 227H165V228H166ZM175 227H177V225H176ZM175 227H174V228H175ZM188 227H189V226H188ZM205 227H206V226H205ZM209 227H210V226H209ZM5 228H7V227H5ZM14 228H15V227H14ZM75 228H76V227H75ZM100 228H101V227H100ZM102 228H104V227H102ZM129 228H130V227H129ZM129 228H128V229H129ZM131 228H133V227H131ZM147 228H148V227H147ZM154 228H155V227H154ZM159 228H160V226H159ZM169 228H170V227H169ZM169 228H167V229L170 230ZM174 228H172V229H174ZM177 228H180V227H177ZM190 228H191V226H190ZM260 228H261V227H260ZM0 229H1V227H0ZM17 229H19V228H17ZM57 229H58V228H57ZM94 229H95V228H94ZM121 229H122V228H121ZM133 229H134V228H133ZM160 229H161V228H160ZM167 229H166V230H167ZM184 229H185V228H184ZM208 229H209V228H208ZM15 230H16V229H15ZM51 230H52V229H51ZM69 230H70V229H69ZM87 230H88V229H87ZM92 230H93V229H92ZM101 230H104V229H101ZM110 230H111V229H110ZM113 230H114V229H113ZM125 230H126V229H125ZM139 230H140V229H139ZM142 230H141V231H142ZM149 230H151V229H149ZM149 230H148V232H150ZM152 230H153V229H152ZM158 230H159V229H158ZM163 230H164V229H163ZM174 230H176V229H174ZM193 230H194V229H193ZM195 230H196V229H195ZM195 230H194V231H195ZM198 230H200V229H198ZM216 230H217V232H216V235H215V236H216V237H220V236L222 235L221 233L224 231V228H223V226H222V227H218ZM254 230H255V229H254ZM10 231H12V230H10ZM18 231H19V230H18ZM78 231H79V230H78ZM99 231H100V230H99ZM104 231H105V230H104ZM104 231H102V232H104ZM108 231H109V230H108ZM118 231H119V230H118ZM122 231L124 232V230H122ZM127 231H128V230H126L125 232H127ZM134 231H136V230H134ZM156 231H157V230H156ZM159 231H160V230H159ZM159 231H158V232H159ZM186 231H189V229H187ZM186 231H185V233H186ZM1 232H2V231H1ZM91 232H93V231H91ZM91 232H90V233H91ZM96 232H98V231H96ZM123 232H121V233H123ZM148 232H147V233H148ZM154 232H155V231H154ZM172 232H173V231L171 230V232H167L166 234H168V233L170 234V233H172ZM177 232H178V231H177ZM179 232H180V231H179ZM183 232H184V230H183ZM190 232H191V231H190ZM198 232H199V231H198ZM198 232H196V233H198ZM207 232H208V231H207ZM78 233H79V232H78ZM81 233H82V232H81ZM83 233H85V232H83ZM116 233H117V232H116ZM116 233H115V234H116ZM129 233H130V232H129ZM129 233H126V234H129ZM142 233H144V232H142ZM151 233H152V232H151ZM151 233H150V234H151ZM162 233H163V231H162ZM185 233H184V234H185ZM192 233H193V232H192ZM192 233H191V234H192ZM201 233H203V232H201ZM252 233H253V232H252ZM1 234H2V233H1ZM1 234H0V235H1ZM11 234H13V233L11 232ZM16 234H17V233H16ZM87 234H88V233H87ZM93 234H94V233H93ZM95 234H96V233H95ZM95 234H94V235H95ZM101 234L103 235V233H101ZM104 234H106V233H104ZM107 234H108V233H107ZM119 234H120V233H119ZM139 234H140V233H139ZM145 234H146V233H144V235H145ZM156 234H157V233H156ZM156 234H155V235H156ZM158 234H159V233H158ZM163 234H164V233H163ZM163 234H161V235H163ZM166 234L164 235V237L167 236ZM181 234H182V232H181ZM181 234H180V235H181ZM186 234H187V233H186ZM259 234H260V233H259ZM262 234H263V233H262ZM7 235H8V233H7ZM9 235H10V234H9ZM44 235H45V234H44ZM110 235H113V234H110ZM110 235H109V236H110ZM142 235H143V234H142ZM147 235H148V234H147ZM153 235H154V234H153ZM155 235H154V237H155ZM161 235H160V236H161ZM170 235H171V234H170ZM2 236H3V234H2ZM47 236H48V235H47ZM85 236H86V235H85ZM103 236H104V235H103ZM125 236H126V235H125ZM128 236H129V235H128ZM139 236H140V235H139ZM174 236H175V235H174ZM174 236H173V238H174ZM182 236H183V235H182ZM184 236H186V235H184ZM187 236H188V235H187ZM195 236H196V235H195ZM207 236H208V235H207ZM260 236H261V234H260ZM4 237H5V236H4ZM8 237H9V236H8ZM94 237H95V240H96L97 237H96V236H94ZM98 237H99V236H98ZM112 237H114V236H112ZM118 237H119V236H118ZM148 237L150 238V235H149ZM148 237H145V236H144V239H146V238H148ZM156 237H158V235H157ZM156 237L153 238V240L150 239V241H151V240L154 241V240L156 239ZM171 237H172V236H171ZM196 237H197V236H196ZM198 237H199V235H198ZM241 237H242V236H241ZM6 238H7V237H6ZM9 238H10V237H9ZM9 238H7V239H9ZM14 238H15V237H14ZM78 238H79V237H78ZM149 238H148V239H149ZM167 238H169V237L167 236ZM189 238H192V237H189ZM189 238H188V239H189ZM203 238H204V237L202 236V239H203ZM2 239H3V238H2ZM11 239H12V238H11ZM87 239H89V237H88ZM90 239H91V238H90ZM98 239H99V238H98ZM106 239H107V238H106ZM131 239H132V238H131ZM138 239H139V238H138ZM140 239H141V237H140ZM160 239H161V237H160ZM164 239H165V238H164ZM175 239H176V238H175ZM175 239H173V241H174ZM178 239H179V238H178ZM180 239H181V238H180ZM183 239L185 240V237H183ZM183 239H182V241H183ZM193 239H194V237H193ZM195 239H196V238H195ZM199 239H200V238H199ZM202 239L199 240V241H202ZM206 239H207V237H206ZM254 239H255V238H254ZM42 240H43V242H44L45 244L48 242V240H47V239L45 240V238H43ZM66 240H67V245H68L69 249H72V248L74 247V245L76 244V237H75L74 232L69 233V235L67 236V239H66ZM93 240H94V239H93ZM93 240H92V241H93ZM95 240H94V241H95ZM100 240H101V238H100ZM100 240H98V241H100ZM104 240H105V239H103V240L100 241V242H104ZM111 240H112V239H111ZM125 240H126V239H125ZM134 240H135V239H134ZM146 240H147V239H146ZM158 240H159V239H158ZM170 240H172V239L170 238ZM170 240H169V241H170ZM203 240H204V239H203ZM260 240H261V239H260ZM3 241H4V239H3ZM6 241H7V240H6ZM13 241H14V240H13ZM55 241H56V240H55ZM96 241H97V240H96ZM107 241H109V240H107ZM107 241L105 240V242H107ZM155 241H156V240H155ZM159 241H160V240H159ZM169 241L167 240V242H169ZM173 241H172V242H173ZM177 241H178V242H175V241H174V242H175L176 244H178L179 241H181V240H177ZM187 241H188V240H187ZM208 241H209V240H208ZM8 242H9V241H8ZM81 242H82V241H81ZM100 242H99V244H100ZM139 242H140V241H139ZM141 242H142V241H141ZM141 242H140V243H141ZM143 242H144V240H143ZM147 242H149V241H147ZM165 242H166V241H165ZM174 242H173V243H174ZM190 242H193V241L190 240ZM4 243H5V241H4ZM11 243H12V240H11ZM52 243H53V241H52ZM97 243H98V242H97ZM111 243H112V242H111ZM111 243H110V244H111ZM114 243H115V242H114ZM136 243H137V241H136ZM157 243H158V242H157ZM161 243H164V242L161 241ZM182 243H183V242H182ZM184 243H185V241H184ZM202 243H203V242H202ZM213 243H214V242H213ZM2 244H3V242H2ZM8 244H9V243H8ZM8 244H7V246H8ZM87 244H88V243H87ZM91 244H95V242H94V243H91ZM104 244H106V243H104ZM146 244H147V243H146ZM146 244H145V245H146ZM149 244H150V243H149ZM149 244H148V247H149ZM153 244H154V242H153ZM158 244H159V243H158ZM158 244H157V245H158ZM164 244H165V243H164ZM186 244H187V243H186ZM189 244L192 245L191 243L188 242V244H187L188 248H190V247H189ZM199 244H200V243H199ZM9 245H11V244H9ZM57 245H58V244H57ZM101 245H102V244H101ZM139 245H141V244H139ZM143 245H144V243H143ZM145 245H144V246H145ZM168 245L172 246L171 243H169ZM180 245H181V242H180ZM184 245H185V244H184ZM196 245H197V240H196ZM50 246H51V245H50ZM60 246H61V245H60ZM94 246H95V245H94ZM98 246H99V245H98ZM150 246H151V245H150ZM152 246H153V245H152ZM152 246H151V247H152ZM158 246H159V245H158ZM160 246H162V245H160ZM176 246H177V245H176ZM181 246H183V244H182ZM199 246H200V245H199ZM0 247H1V244H0ZM12 247H13V246H12ZM146 247H147V246H145V248H146ZM179 247H180V246H179ZM196 247H197V246H196ZM239 247H240V246H239ZM101 248H102V246H101ZM101 248H100V249H101ZM109 248H110V247H109ZM128 248H129V247H128ZM128 248H127V249H128ZM137 248H138V247H137ZM141 248H142V246H141ZM152 248H154V247H152ZM157 248H158V247H156V249H157ZM163 248H166V250H167V248H169V247H167V246H166V247L163 246ZM180 248H182V247H180ZM184 248H185V247H184ZM188 248H185V249H187V251L190 252L191 250L189 251ZM193 248H195V245L193 246ZM202 248H203V247H202ZM7 249H8V248H7ZM7 249H6V251H7ZM100 249H99V250H100ZM143 249H144V248H143ZM143 249H142V250H143ZM154 249H155V248H154ZM158 249H159V248H158ZM175 249H178V248H174V247H173V250H175ZM185 249H183V250H185ZM191 249H192V247H191ZM215 249H216V248H215ZM263 249H264V246H263ZM79 250H80V249H79ZM88 250H89V249H88ZM88 250H87V251H88ZM93 250H94V249H93ZM140 250H141V249H140ZM142 250H141V251H142ZM144 250H145V249H144ZM159 250H161V249H159ZM159 250H156V251H159ZM164 250H165V249H164ZM164 250H163V251H164ZM178 250H179V249H178ZM178 250H176V251H178ZM181 250H182V249H181ZM183 250H182V252H183ZM239 250H240V249H239ZM241 250H242V249H241ZM0 251H1V250H0ZM8 251H9V250H8ZM10 251H11V249H10ZM10 251H9V252H10ZM146 251H147V250H146ZM149 251H150V250H149ZM171 251H172V248H171ZM179 251H180V250H179ZM179 251H178V252H179ZM14 252H15V249H14ZM91 252H92V251H91ZM144 252H145V251H144ZM160 252H161V251H160ZM167 252H170V250L167 251ZM173 252H174V251H173ZM178 252H177L176 254H178ZM188 252H187V253H188ZM202 252H203V251H202ZM10 253H11V252H10ZM16 253H17V252H16ZM99 253H100V252H99ZM126 253H127V252H126ZM138 253H139V252H138ZM150 253H151V251H150ZM184 253H185V252H184ZM184 253H183V254H184ZM187 253H186V255H188ZM194 253H195V252H194ZM208 253H209V252H208ZM255 253H256V252H255ZM80 254H81V253H80ZM82 254H83V253H82ZM86 254H87V253H86ZM122 254H123V253H122ZM129 254H131V253H129ZM129 254H128V255H129ZM134 254H135V253H134ZM139 254H140V255H144V253H143V254L139 253ZM157 254H158V253H157ZM168 254H169V253H167V255H168ZM174 254H175V253H174ZM190 254H192V253H189V256H187V257L191 258V257H190V256H191ZM253 254H254V253H253ZM68 255H69V253H67V256H68ZM73 255H74V254H73ZM126 255H127V254H126ZM158 255L161 256L162 254H158ZM164 255H165V254H164ZM170 255H171V254H169V256H170ZM179 255H180V254H179ZM179 255H177V257H178ZM251 255H252V254H251ZM263 255H264V254H263ZM28 256H29V255H28ZM85 256H86V255H85ZM99 256H100V254H99ZM133 256H134V255H133ZM136 256H137V255H136ZM138 256H139V255H138ZM147 256H148V255H147ZM156 256H157V255H156ZM174 256H175V255H174ZM174 256H173V258H174ZM184 256H185V254H184ZM222 256H223V259H224V261L222 262V264H246V263H245V260H243V261L240 260V261H238V262L227 261V258H226L224 255H222ZM8 257H9V256H8ZM14 257H15V256H14ZM79 257H80V256H79ZM143 257H144V256H143ZM145 257H146V256H145ZM161 257H163V255H162ZM164 257L166 258V256H164ZM181 257H182V256H181ZM181 257H179V258L181 259ZM202 257H203V256H202ZM207 257H208V256H207ZM5 258H6V257H5ZM131 258H132V257H131ZM131 258H130V259H131ZM141 258H142V257H141ZM141 258H140V259H141ZM150 258L152 259V257H150ZM150 258H148V259H150ZM171 258H172V256H171ZM179 258H178V261L180 260ZM196 258H197V257H196ZM12 259H13V258H12ZM25 259H26V258H25ZM85 259H86V258H85ZM88 259H89V258H88ZM88 259H87V260H88ZM126 259H127V258H126ZM135 259H136V258H134V260H135ZM153 259H155V258H153ZM161 259H162V258H159L158 261L161 260ZM191 259H192V258H191ZM191 259H189V260H191ZM246 259H247V258H246ZM83 260H84V259H83ZM97 260H98V259H97ZM136 260H137V259H136ZM136 260H135V261H136ZM164 260L167 261V259H164ZM169 260H170V258H169ZM172 260H173V259H172ZM172 260H171V261H172ZM176 260H177V258H176ZM184 260H186V259L184 258L183 261H184ZM247 260H248V259H247ZM7 261H8V259H7ZM71 261H72V260H71ZM141 261H142V260H141ZM155 261H156V259H155ZM174 261H175V259H174ZM174 261H173V263H174ZM181 261H182V260H181ZM181 261H180V262H181ZM202 261H203V260H202ZM83 262H84V261H83ZM144 262H146V261H144ZM161 262H162V261H161ZM180 262H179V263H180ZM188 262H189V261H188ZM190 262H191V261H190ZM15 263H16V262H15ZM24 263H25V261H24ZM27 263H28V262H27ZM115 263H116V262H115ZM121 263H122V262H121ZM123 263H124V261H123ZM130 263H131V261H130ZM148 263H149V262H148ZM148 263H147V264H148ZM169 263H170V262H169ZM175 263H176V262H175ZM175 263H174V264H175ZM185 263H187V262H185ZM185 263H184V264H185ZM1 264H2V263H1ZM5 264H6V263H5ZM7 264H8V263H7ZM13 264H14V263H13ZM133 264H134V263H133ZM139 264H141V263H139ZM142 264H143V263H142ZM162 264H164V262H163ZM166 264H167V262H166ZM171 264H172V263H171ZM247 264H248V263H247Z\"/></svg>",
    "mask_w": 264,
    "mask_h": 264
}]
</instances>
